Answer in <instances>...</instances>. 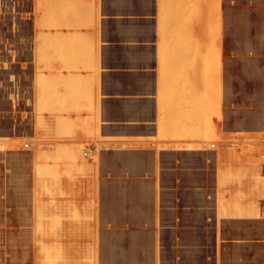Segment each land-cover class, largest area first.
I'll return each mask as SVG.
<instances>
[{
    "label": "crops",
    "instance_id": "1",
    "mask_svg": "<svg viewBox=\"0 0 264 264\" xmlns=\"http://www.w3.org/2000/svg\"><path fill=\"white\" fill-rule=\"evenodd\" d=\"M5 1V2H4ZM0 0V121H1V124H0V137L1 138H12V136L14 135V134H16V135H14V136H16V137H24L23 139H26V140H28V138H29V140H30V138H31V135H32V138L31 139H35V141H33V142H31V143H29V146H28V148L27 149H25V148H23L22 150L21 149H18V148H16L15 149V151L14 150H6V151H0V153H1V155H0V193L2 194H0L1 196H2V198H4V200L1 198V196H0V248H1V250H0V264H3V262H4V264H9V263H11V264H16V262H17V264H20L21 262L22 263H26V264H42V263H44V264H46L47 262H48V264L49 263H53L54 261V264H85V262L84 261H87V263L86 264H88L89 262V264H105L106 262L107 263H111V264H117V263H119V262H121L123 259H125V260H123L122 262L124 263V264H129L131 261V263L130 264H153L155 261L157 262V264H158V261H160V263L159 264H165V262H166V264H167V262H168V260H169V262H168V264L170 263V264H172L173 263V261H174V263L173 264H175L176 262V264H202L203 262L205 263V264H213V262H214V260L215 259H218V260H215V262L216 261H218V262H216V263H220V264H238L239 262H240V264H242V262H243V264H244V262H246V260H242V259H247V262L245 263V264H249V261H251V263L250 264H256V262H257V260L258 261H260V263L259 262H257V264L259 263V264H264L263 262H261L262 260H264L263 258H264V254H263V252H264V249H262V248H264V246H263V244H264V238L262 239V234L264 233V167L262 168V166L264 165V164H262V163H264V159L262 158V156L264 157V129H262V128H264V108H260V107H262V105L264 106V74H262V73H264V63L262 62L263 60H264V51H263V53H262V50L264 49V35H262L263 33H264V18L262 19V17H264V0H259V2L257 1V0H218L219 1V11H217V10H215V12L217 11L218 13H216L217 15H218V17L216 16V14H215V18H218V23H216V27H217V25H218V27H217V30H218V28H219V31H215V34H217L218 33V36H217V39H215V40H213V42H212V47H211V45L210 44H208V43H211L210 42V40L207 42V40L208 39H210V37H212L213 35H214V33H212L214 30H216V28H212V24L210 25V27H211V29L213 30L212 32L210 31V33H209V30H208V33H209V38H207L208 36H206L208 33H207V28H206V25H207V23H205L206 21H205V19H207L206 18V13L210 10L209 8H211L212 6L211 5H213V3H215L216 1H214V2H212V0H202V1H204V2H202L201 0L200 1H197L198 3H196V4H194V2H193V4H192V2L189 0V2L187 1V3H190V5L189 4H186V2H183L184 0H182L181 2H183L184 4H185V6H184V4H183V9H180V11L177 9V8H179L178 7V4H177V6L175 5V9L173 10V7L171 8L172 10H170L169 9V6H170V2H171V5L174 3V4H176V3H179V2H177L178 0H175L174 2H173V0H170V1H168V0H158V2H157V0H147V1H145V0H99L98 2H97V0H58V1H55V0H50V2H49V0H43V2H42V0H12V2L11 3H13V5L11 6V8H12V12L11 11H5V10H3L4 9V6H5V4L4 3H6L7 2V0ZM11 1V0H10ZM74 1V2H73ZM102 1V2H101ZM110 1V2H109ZM124 1V2H123ZM128 1H129V3H128ZM144 1V2H143ZM180 1V0H179ZM194 1V0H193ZM196 1V0H195ZM212 2V4L209 6V4ZM245 1V3H243ZM250 1V2H249ZM52 2H56V6H55V4H53ZM63 2V3H62ZM96 2H97V4H96ZM107 2V3H106ZM113 2V3H112ZM114 2H115V4H114ZM126 2V3H125ZM136 2V3H135ZM146 2H149V4H147ZM151 2V3H150ZM156 3V6H155V3ZM240 2V3H239ZM254 2V3H253ZM262 2V3H261ZM45 3H46V5H45ZM57 3L59 4V5H57ZM65 3V4H64ZM67 3L69 4V6L67 5ZM100 3V4H99ZM113 5H112V4ZM118 3V4H117ZM169 5H168V4ZM218 3V2H217ZM232 3V4H231ZM250 3H252V4H250ZM255 3H259L260 4V6L259 5H257L256 6V4ZM14 4H15V7H14ZM44 4V5H43ZM50 5V7H48L49 5ZM62 4L64 5V6H62ZM82 4V5H81ZM105 4V5H104ZM124 4V5H123ZM152 4V5H151ZM158 4H160V6H157ZM164 4V5H163ZM181 4V3H180ZM191 4L192 5H194V7H197V10H196V15L193 13L192 15L190 14H188V11H187V7L186 6H190L191 7ZM216 4V3H215ZM242 4V5H241ZM249 6H248V5ZM262 4V5H261ZM51 5H53V6H55V7H59L60 5V12L58 11V10H56L55 9V7H54V9H53V6L51 7ZM68 7H70L71 9H68L67 8V6ZM72 5V6H71ZM114 7H112V6ZM116 5V6H115ZM120 5V6H119ZM150 5H151V7H150ZM195 5H197V6H195ZM218 5H216L217 7H218ZM247 5V6H246ZM85 6V7H84ZM104 7V8H102V7ZM148 8H147V7ZM161 6H163V8H161ZM182 5H180V7H181ZM215 6V5H214ZM216 6H215V8H216ZM252 6V7H251ZM18 7V8H17ZM40 9H39V8ZM82 7V8H81ZM88 7V8H87ZM97 7V8H96ZM99 7H100V9H99ZM117 7H119V8H117ZM121 7V8H120ZM130 7V8H129ZM144 7V8H143ZM157 7V8H156ZM186 7V8H185ZM190 7H189V9H190ZM245 7V8H244ZM251 7V8H250ZM255 7H257L256 9H255ZM261 7H262V9H261ZM16 8V12L14 11V9ZM37 8V9H36ZM47 8H48V10H47ZM52 8V10H54V11H51L50 9ZM72 8H74V10L72 9ZM77 8V9H76ZM87 10H86V9ZM116 8V9H115ZM134 8V9H133ZM150 8V9H149ZM160 8V9H159ZM214 8V7H213ZM213 8H211L212 9V11H214V9ZM247 8V9H246ZM253 8V9H252ZM39 9V10H38ZM46 9V10H45ZM98 9V10H97ZM124 9V10H123ZM146 9V10H145ZM149 9V10H148ZM163 9V10H162ZM192 9H193V7H192ZM192 9H190V11L189 12H193V11H191ZM195 9V8H194ZM193 9V10H194ZM45 10V11H44ZM56 10V11H55ZM73 10V11H72ZM106 10V11H105ZM127 10V11H126ZM158 10V11H157ZM172 11V12H174L175 10H176V13H179V12H181L182 10L184 11V10H186V11H184L187 15H188V17L189 16H191V18H190V20L191 19H193V20H195L194 18H196V22L194 23V21L193 20H191L192 21V23H190V21H189V23L191 24V31H190V33L188 32V20H187V18H186V16H184L183 15V11L181 12L182 13V15L184 16V18H182V15L181 14H177L178 15V17L177 18H179L178 20L176 19V17L175 16H173L172 17V13L170 12V11ZM178 10V11H177ZM208 10V11H207ZM243 10V11H242ZM245 10V11H244ZM254 10V11H253ZM256 10V11H255ZM48 11V12H47ZM111 11V12H110ZM143 11L145 12V13H143ZM156 11V12H155ZM225 11V12H224ZM252 13H251V12ZM261 13H260V12ZM52 12V13H51ZM53 12H55V13H57V12H59L60 13V15H59V17L58 16H55V17H53L54 15H55V13H53ZM66 12V13H65ZM73 12V13H72ZM78 12V13H77ZM96 12H97V14H96ZM110 12V13H109ZM130 12V13H129ZM139 12V13H138ZM160 12V13H159ZM167 12H170V16L172 17V18H174L175 17V19H174V21L175 20H177V21H175V22H177V24L176 23H173V19L169 16H167V15H169V13L166 15V13ZM195 12V11H194ZM198 12V13H197ZM215 12H211V15H212V13H215ZM245 15H243L242 13ZM247 12H248V14H247ZM254 12V13H253ZM259 12V14H256V13H258ZM11 13V14H10ZM63 13V14H62ZM104 13V14H103ZM119 13V14H118ZM135 13V14H134ZM138 13V14H137ZM149 13V14H148ZM210 13V12H209ZM15 14V15H14ZM23 14V15H22ZM51 14H54V15H51ZM72 14H74L73 16H74V18L72 19ZM95 14V15H94ZM116 14V15H115ZM127 14V15H126ZM151 14V15H150ZM158 14V15H157ZM174 14H175V12H174ZM263 14V15H262ZM5 15V16H4ZM12 15H14L15 17H16V15H17V18H19V20L17 19V18H15L14 16H12ZM63 15V16H62ZM77 15V16H76ZM98 15V16H97ZM133 17H132V16ZM157 15V16H156ZM207 15H208V20H211L210 18H211V15L209 16V14L207 13ZM214 15V14H213ZM224 15V16H223ZM240 15L243 17H240ZM252 16V17H250V16ZM256 15V16H255ZM22 16V17H21ZM119 16V17H118ZM129 16V17H128ZM140 16V17H139ZM145 18H144V17ZM153 16V17H152ZM157 18V19H159V20H157L155 17ZM158 16H159V18H158ZM164 16V17H163ZM167 16V17H166ZM194 16V17H193ZM199 16V17H198ZM236 16V17H235ZM246 16H247V18H249V19H247L246 18ZM255 16V17H254ZM260 16V17H259ZM4 17H6V18H4ZM12 17V18H11ZM53 17V18H52ZM59 19H58V18ZM78 17V18H77ZM99 17V18H98ZM128 17V18H127ZM162 17V18H161ZM181 17V18H180ZM193 17V18H192ZM213 18H214V16H212ZM257 17V18H256ZM12 19V21H10L11 19ZM14 18H15V21H14ZM54 18H55V20H54ZM58 20H57V19ZM86 18V19H85ZM97 20H96V19ZM107 18V19H106ZM119 18V19H118ZM169 18V19H168ZM172 20H171V19ZM198 18V19H197ZM238 18V19H237ZM254 20H253V19ZM257 19V21H256V19ZM260 18V19H259ZM6 19H9V20H6ZM99 19V20H98ZM102 21H101V20ZM121 19V20H120ZM180 19H182V20H180ZM241 19V20H240ZM245 21H244V20ZM250 19H251V21H250ZM4 20V21H3ZM17 20L19 21V22H17ZM54 20V21H53ZM63 20V21H62ZM87 20V21H86ZM88 20H89V22H88ZM111 20V21H110ZM129 20V21H128ZM144 20V21H143ZM156 22H155V21ZM165 20V21H164ZM185 20H187V21H185V23H184V21ZM207 20V22L208 23H212V21L214 20V19H212V21H208ZM225 20V21H224ZM242 21V22H244V23H242V22H240V21ZM249 22L248 24L246 23L247 21ZM262 20V21H261ZM48 21V22H47ZM97 21V22H96ZM108 21V22H107ZM118 21V22H117ZM120 21V22H119ZM149 21V22H148ZM160 21V23H159V27H158V22ZM162 21V22H161ZM167 21V22H166ZM170 21H171V23H170ZM178 21H181L182 23H184V25L180 22V24H182V25H180L179 26V23H178ZM13 24H12V23ZM18 23V24H15V23ZM57 22V23H56ZM58 22L60 23L59 24V26H58ZM131 22V23H130ZM142 22V23H141ZM155 22V23H154ZM215 22H216V19H215ZM252 22V23H251ZM256 24H255V23ZM259 22V23H258ZM97 25H96V24ZM115 23V24H114ZM117 23V24H116ZM119 23H121L122 25H120ZM136 23V24H135ZM147 23V24H146ZM149 23H151V24H149ZM239 23V24H238ZM250 23L252 24V26H250ZM12 24V25H11ZM44 24V25H43ZM57 24V25H56ZM62 24H63V26H62ZM145 24V25H144ZM172 24H174V26H176L177 25V28H175L174 26H172ZM233 24H235V25H233ZM242 26H241V25ZM244 24V25H243ZM55 25V26H54ZM94 25H96V26H94ZM106 25V26H105ZM119 25V26H118ZM129 25V26H128ZM152 25V26H151ZM156 25V26H155ZM167 25H169L168 26V28L170 29H168L167 28ZM213 25H214V21H213ZM245 25H247V27L245 26ZM8 26V27H7ZM45 26V27H44ZM207 26H209V24L207 25ZM227 26V27H226ZM240 26V27H239ZM245 28H244V27ZM258 26V27H257ZM21 27V28H20ZM117 27V28H116ZM149 27V28H148ZM151 27V28H150ZM179 27V28H178ZM185 27V28H184ZM245 29V30H243V28ZM253 27V28H252ZM260 27V28H259ZM10 28V29H9ZM20 28V29H19ZM122 28V29H121ZM124 28V29H123ZM136 28V29H135ZM154 28V29H153ZM162 28V29H161ZM225 29V31H224V29ZM251 28H252V31H251ZM255 28H256V30H255ZM18 29H19V31H18ZM111 29V30H110ZM128 29H130V30H128ZM133 29V30H132ZM144 29V30H143ZM178 29H180V30H178V32H177V30ZM185 29H187V31L186 32H188L187 33V35H189V36H191V40H193V41H191L190 40V38H189V36H188V38L186 39V37L184 36V35H186V32L184 31ZM210 29V30H211ZM259 29H262L261 31H259ZM115 30V31H114ZM124 30V31H123ZM167 30V31H166ZM173 30H175V31H173ZM257 30H258V32H260V33H258L257 32ZM6 31V32H5ZM12 31V32H11ZM137 31H139V32H137ZM146 31V32H145ZM159 33H158V32ZM171 31V32H170ZM173 31V32H172ZM179 31H181V32H179ZM223 31V32H222ZM245 32V33H243V32ZM2 32V33H1ZM8 32V33H7ZM18 32V33H17ZM26 32V33H25ZM69 32V33H68ZM72 32V33H71ZM74 32V33H73ZM97 32V33H96ZM101 32V33H100ZM120 32V33H119ZM126 34H125V33ZM131 32V33H130ZM151 32V33H150ZM164 32H166V33H164ZM177 32V33H176ZM184 32H185V34H184ZM217 32V33H216ZM232 32H234V33H232ZM253 32V33H252ZM6 33V34H5ZM17 33V34H16ZM71 33V34H70ZM110 33V34H109ZM117 33V34H116ZM129 33H130V35H129ZM136 33L138 34V35H136ZM140 33V34H139ZM172 33V34H171ZM173 33H175V34H178V35H175L174 34V36H173ZM181 35H180V34ZM224 33V34H223ZM250 33H252V35H253V37H252V35H250ZM255 33V34H254ZM9 36H8V35ZM116 34V35H115ZM119 34V35H118ZM135 36H134V35ZM144 34H145V36H144ZM149 34V35H148ZM157 34V35H156ZM165 34H166V36H165ZM212 34V35H211ZM17 35H19V36H21L22 35V37H19V36H17ZM96 35V36H95ZM98 35V36H97ZM100 35V36H99ZM109 35V36H108ZM152 35V36H151ZM158 35H159V38H157L158 37ZM169 35H170V37H169ZM174 37H172V36ZM180 35V36H179ZM241 35V36H240ZM243 35V36H242ZM246 35H248V37L246 36ZM258 35V36H257ZM261 35V36H260ZM67 36V37H66ZM116 36V37H115ZM121 38H120V37ZM123 36V37H122ZM157 36V37H156ZM163 36H164V38H163ZM175 36H178V37H175ZM5 37V38H4ZM9 37H12V38H10L9 39ZM16 37V38H15ZM25 37V38H24ZM48 37V38H47ZM63 37H64V39H63ZM68 37H70V38H68ZM73 37V39L75 40H72V42H75L76 43V45L78 46V48L76 47V45H74V43H71L70 41V39ZM77 37V38H76ZM87 37V38H86ZM95 37H97L98 39H96V40H98L97 41V43H96V40H95ZM101 37V38H100ZM139 37H140V39H139ZM144 37V38H143ZM152 37V38H151ZM215 37H216V35H215ZM214 37V38H215ZM246 37V39H248L249 41H250V43H251V45H250V43H249V41H245L244 40V38ZM255 37V38H254ZM258 37L260 38V39H258ZM2 38V39H1ZM8 38V39H7ZM21 38V39H20ZM26 38H27V40H29V41H25L24 42V40L23 39H25L26 40ZM50 38V39H49ZM54 38H55V43H54ZM80 38V39H79ZM146 38H148V40L146 39ZM154 38V39H153ZM155 38H157V39H155ZM170 38V39H169ZM176 38V39H175ZM180 38L181 39H185V40H180ZM195 38V39H194ZM214 38H211V39H214ZM241 38V39H240ZM250 38V39H249ZM262 38H263V40H262ZM17 42H15L14 40ZM49 39V40H48ZM65 39H69V40H65ZM77 39V40H76ZM100 39V40H99ZM106 39V40H105ZM112 39V40H111ZM120 39V40H119ZM133 39V40H132ZM145 39H146V41H145ZM164 39V40H163ZM174 39V40H173ZM180 40V41H182V43H179L180 41H177V40ZM232 39V40H231ZM254 41L255 39V42H253L252 40ZM78 40H79V42H78ZM117 40V41H116ZM127 40V41H126ZM129 40V41H128ZM131 40V41H130ZM159 40V41H158ZM168 40H171V41H169L168 42ZM173 40V41H172ZM187 40H190V41H187ZM205 40V41H204ZM243 40H244V42H243ZM259 40V41H258ZM260 40H261V42H260ZM49 41H50V43H49ZM82 41V42H81ZM112 41V42H111ZM122 41V42H121ZM202 41V42H201ZM45 42V43H44ZM69 42H70V44H69ZM85 42L87 43V44H85ZM104 42V43H103ZM140 42V43H139ZM147 44H146V43ZM156 42V43H155ZM171 42H172V44H171ZM184 42H196L197 44H198V46L196 45H191V44H188V43H184ZM207 42V43H206ZM245 42H246V45H245ZM248 42V43H247ZM258 42H260V43H258ZM16 45H15V44ZM49 43V44H48ZM81 43L83 44L82 46H81ZM101 43V44H100ZM119 43V44H118ZM128 45H127V44ZM133 43V44H132ZM149 43V44H148ZM241 43H244V45H243V47H242V45H241ZM253 43V44H252ZM255 43H257V44H259V45H257V44H255ZM262 43V44H261ZM9 44H11V45H9ZM18 44V45H17ZM153 44V45H152ZM157 44H159V45H157ZM194 44V43H193ZM206 44V45H205ZM210 45L209 46V48H214L215 49V51L217 52L218 51V53H219V57L217 58V61H219V62H217V61H214V62H217V63H215L214 64V62H213V65L214 66H219L218 68H217V66L216 67H213V68H211V62L213 61V59L215 58H213L212 59V57H213V54L215 53H213L212 51H210V49H208L209 51H207V50H204V49H206V47L205 46H208V45ZM74 45V46H73ZM87 45L89 46V49H88V47H87ZM97 45V46H96ZM147 45H149V46H147ZM157 47H156V46ZM167 45V46H166ZM170 45V46H169ZM183 45H185L186 46V48H185V46H183ZM189 45H191V47H194V49L193 48H191V52H187V51H190L189 49H190V46ZM233 45V46H232ZM249 45V46H248ZM253 45H255V47L253 46ZM10 46V47H9ZM27 46V47H26ZM56 46V47H55ZM66 46H68V48L66 47ZM70 46H73L74 48H76L78 51H75V49L73 50V47H70ZM126 46V47H125ZM143 46V47H142ZM160 46V47H159ZM176 46V47H175ZM178 46L180 47L179 49L180 50H182V52L178 49ZM241 48H240V47ZM248 46V47H247ZM18 49H17V48ZM84 49V47H85V49L83 50L82 48ZM102 47V48H101ZM108 47V48H107ZM121 47V48H120ZM146 47V48H145ZM203 47H204V49H203ZM235 47V48H234ZM248 49H247V48ZM253 49H252V48ZM256 47H258V48H256ZM260 47V48H259ZM28 50H27V49ZM41 48V49H40ZM88 50H87V49ZM128 48V49H127ZM134 48V49H133ZM149 50H148V49ZM161 48H163V49H161ZM177 48V49H176ZM184 50H183V49ZM245 48V49H244ZM262 48V49H261ZM23 49V50H22ZM30 49V50H29ZM37 49V50H36ZM40 51H39V50ZM52 49H54V51H52ZM55 49H56V51H55ZM65 49H70V50H65ZM98 49V50H97ZM124 49V50H123ZM146 49V50H145ZM153 49V50H152ZM175 49V50H174ZM185 49H186V51H185ZM197 49H199V50H197L198 51V53L200 54H203L204 56L203 57H199V56H201V54L199 55L197 52V59H201L200 61H199V63H198V61H197V59H195L196 57H195V51ZM213 49V50H214ZM238 49V50H237ZM246 49H247V51H246ZM261 51H260V50ZM7 50V51H6ZM13 50V51H12ZM26 50V51H25ZM92 52H91V51ZM94 50H97V51H95L96 53H97V55H96V53H94ZM120 50V51H119ZM137 50V51H136ZM140 50V51H139ZM144 50V51H143ZM157 50V51H156ZM167 50H170V52H168ZM203 50H204V52H206L207 51V54H204L203 53ZM244 50V51H243ZM251 52H249V51ZM253 50H256V51H253ZM16 51V52H15ZM24 51V52H23ZM28 51V52H27ZM36 51H39V52H36ZM45 51V52H44ZM76 53H75V52ZM84 53L83 55H82V53ZM91 52V54H90V52ZM105 51V52H104ZM107 51H108V53H107ZM119 53H117V52ZM123 51V52H122ZM158 51H160V52H158ZM246 51V52H245ZM260 51V52H259ZM12 52H13V54H12ZM18 52V53H17ZM30 52V53H29ZM53 52V53H52ZM63 52V53H62ZM69 52H71V53H69ZM85 52L87 53L86 55H85ZM132 54H131V53ZM146 52V53H145ZM168 52V53H167ZM172 52V53H171ZM210 52V53H209ZM213 54H212V53ZM236 52V53H235ZM26 53V54H25ZM37 53H39V54H37ZM69 53V54H68ZM142 55H141V54ZM150 53V54H149ZM152 53V54H151ZM171 53V54H170ZM177 53V54H176ZM241 53H243V54H241ZM250 54V56L249 55H247V54ZM25 54V55H24ZM27 54H29V55H27ZM48 54V55H47ZM89 54H90V56H89ZM140 54V56H138ZM144 54V55H143ZM147 54V55H146ZM168 54H170V55H168ZM173 54V55H172ZM175 54V55H174ZM180 54V55H179ZM241 54V55H240ZM253 54V55H252ZM263 54V55H262ZM12 55H13V57H12ZM24 55V56H23ZM40 57H39V56ZM45 55V56H44ZM54 55H56V56H54ZM94 55H96L97 56V62L99 63H96V56H94ZM101 55V56H100ZM104 55V56H103ZM107 55V56H106ZM183 55V56H182ZM192 57L191 59L192 60H190V56ZM206 55L207 56H212V57H210L211 59H209V57H206ZM216 55V57H217V53L216 54H214V56ZM244 55V56H243ZM257 55V56H256ZM262 55V56H261ZM19 56V57H18ZM58 56V57H57ZM88 56H89V58H88ZM110 56V57H109ZM124 58H123V57ZM136 56H137V58H136ZM150 57V59H148V58H146V57ZM166 56V57H165ZM189 56V57H188ZM241 56V57H240ZM249 58H248V57ZM23 57V58H22ZM56 57V58H55ZM94 57H95V59H94ZM107 57H109V58H107ZM113 57V58H112ZM143 57V58H142ZM174 57V58H173ZM176 57H177V59H176ZM246 57V58H245ZM251 57V58H250ZM260 57V58H259ZM263 57V58H262ZM27 58V59H26ZM116 58H117V60H116ZM155 58H156V61H154L155 60ZM171 58V60L169 61V59ZM204 58V59H203ZM246 59L247 61H243L242 59ZM11 59H12V61H11ZM25 59V60H24ZM44 59V60H43ZM59 59V60H58ZM99 59V60H98ZM124 59V60H123ZM133 61H132V60ZM172 59H174V60H172ZM175 59H176V61H175ZM184 59V60H183ZM187 59V60H186ZM206 59V60H205ZM224 59V60H223ZM241 59V60H240ZM250 59V60H249ZM253 59L255 60L256 59V61H253ZM263 59V60H262ZM21 60V61H20ZM70 60H71V62H70ZM75 60V61H74ZM104 62H103V61ZM110 60V61H109ZM131 61V62H129V61ZM145 60V61H144ZM209 60H211L210 61V63H209ZM215 60H216V58H215ZM63 61V62H62ZM76 61H77V63H76ZM88 63H87V62ZM101 61V62H100ZM127 61V62H126ZM135 61V62H134ZM144 61V62H143ZM189 61L190 62H192L191 64L189 63ZM196 61V62H195ZM225 61V62H224ZM240 61H242L243 62V64H242V62H240ZM25 62V63H24ZM50 62V63H49ZM106 62V63H105ZM110 62V63H109ZM134 62V63H133ZM141 62H143V63H141ZM153 62V63H152ZM185 62H187V64L185 63ZM200 62L202 63V64H200ZM224 64H223V63ZM252 62V63H251ZM257 62V63H256ZM259 62V63H258ZM6 63V64H5ZM24 63V64H23ZM71 63V64H70ZM76 63V64H75ZM91 63V64H90ZM120 63V64H119ZM129 63V64H128ZM139 63V64H138ZM150 63V64H149ZM157 63V64H156ZM173 63V64H172ZM179 63H181V65H179ZM196 63V64H195ZM206 63H208V64H206ZM218 63H219V65H218ZM247 63V64H246ZM4 64V65H3ZM20 64H23V65H20ZM29 64V65H28ZM91 65V66H89V65ZM96 64H97V66H96ZM109 64V65H108ZM140 64H141V66H140ZM193 64H195V66H197L198 67V65L200 66L199 68H200V71H201V73H200V71L198 72L197 70H198V68L197 67H195ZM241 64V65H240ZM7 67H6V66ZM47 65H49V67L47 66ZM64 65V66H63ZM73 67H72V66ZM104 65V66H103ZM129 65V66H128ZM146 65V66H145ZM157 65V66H156ZM185 65V66H184ZM188 65H190V66H188ZM192 65V66H191ZM206 65V66H205ZM211 68V70L213 71H211V73H209V74H212V76H213V78H212V76L210 75L209 76V78H208V82L210 81V80H212V79H214V80H212V81H210L209 83H211L212 82V84L214 85V83L216 84H218L219 85V87H218V85H214L213 87L215 88H217V89H219V94H218V99L222 102L221 103V106H222V108H221V112H220V118H219V121L218 122H216V127L217 128H219L220 129V131L223 133V134H225L226 136H228L229 137V142L227 141L228 139H226V140H224V141H222V145H221V143L219 142L218 144L217 143H214V146H213V148L209 145L208 147H207V145H206V143H205V132H206V126H207V120H206V117L204 116V115H206L207 114V111H206V88H207V80H206V76H207V69H206V67H208V66ZM224 65H226L227 66V68H226V66H224ZM246 65H247V67H246ZM251 65V66H250ZM19 66V67H18ZM22 66V67H21ZM101 66V67H100ZM113 66V67H112ZM126 66V67H125ZM178 66H182V67H178ZM3 67V68H2ZM5 67V68H4ZM71 67V68H70ZM83 67V68H82ZM124 67V68H123ZM177 67V68H176ZM193 67V68H192ZM205 67V68H204ZM208 67V68H209ZM242 67H244V69H242ZM249 67V68H248ZM252 67H254V68H252ZM39 70L40 69V72L37 70V69ZM48 68V69H47ZM61 68V69H60ZM78 68V69H77ZM82 68V69H81ZM92 68V69H91ZM107 68V69H106ZM117 68V69H116ZM120 68V69H119ZM129 68V69H128ZM132 68V69H131ZM175 68V69H174ZM183 70H182V69ZM192 68V69H191ZM204 68V69H203ZM215 68H217L216 70L217 71H215ZM263 68V69H262ZM20 69V70H19ZM43 69H45V70H43ZM76 69L78 70V71H76ZM92 71H91V70ZM97 69V70H96ZM145 69V70H144ZM150 69V70H149ZM178 69V70H177ZM190 69V71L193 73V74H191L190 73V71H187V70H189ZM240 69H241V71H240ZM248 71H246V70ZM255 69V70H254ZM6 70H8V71H10L8 74H10V76L8 75V74H6L7 72H5ZM37 70V71H36ZM125 70H127V71H125ZM133 70V71H132ZM144 70V71H143ZM148 70V71H147ZM176 70V71H175ZM180 70H182V71H180ZM194 70H195V72H194ZM203 70V71H202ZM251 70V71H250ZM94 71H95V73H94ZM114 71V72H113ZM183 71H185L184 73H183ZM188 72V74H190L189 75V77H191V78H189L188 77V75H187V72ZM205 71V72H204ZM215 71V72H214ZM252 71L254 72V73H257L256 75L254 74V73H252ZM258 71H259V73H261V74H259L258 73ZM2 72H3V75H2ZM27 72V73H26ZM120 72V73H119ZM142 72V73H141ZM149 72V73H148ZM157 72V73H156ZM169 72V73H168ZM179 72H181V73H179ZM199 73V75L201 74L202 75V77H201V75L200 76H198V73ZM217 72H218V74L219 75H217ZM29 73V74H28ZM96 73H97V76H95L94 77V75H96ZM130 73V74H129ZM132 73V74H131ZM156 73V74H155ZM185 73H186V75H185ZM204 73H205V75H204ZM243 73H245V75L243 74ZM7 75V77H6V75ZM13 74H16L17 76H16V79H18V81H15L16 82V84H18L17 86L19 87V88H21L20 86H22V89H23V91L21 90V89H18L17 91L19 92H15V90L12 88V89H10L11 88V86L12 85H14V84H12L11 85V79H12V77H14V75L12 76ZM41 74V75H40ZM109 74V75H108ZM116 74V75H115ZM119 74V75H118ZM158 74V75H157ZM184 74V75H183ZM218 76H216V75ZM29 75H31V76H29ZM37 75V76H36ZM128 75V76H127ZM176 75V76H175ZM178 75V76H177ZM193 75V76H192ZM226 75V76H225ZM242 75H243V77H242ZM10 77V81H9V83H8V78ZM37 78H36V77ZM38 76H39V79H38ZM41 76V77H40ZM73 76V77H72ZM78 76V77H77ZM124 76V77H123ZM131 76V77H130ZM227 76H229L228 78H227ZM239 76H240V79H239ZM258 76V77H257ZM71 77V78H70ZM109 77H111V78H109ZM118 77V78H117ZM140 77V78H139ZM155 77H157V78H155ZM173 77V78H172ZM179 77V78H178ZM210 77L212 78V79H210ZM217 78L216 79V81H215V78ZM225 77V78H224ZM255 77V78H254ZM36 78V79H35ZM76 78V79H75ZM92 78V79H91ZM97 78V79H96ZM108 78V79H107ZM116 78V79H115ZM142 78V79H141ZM155 78V79H154ZM177 80H176V79ZM194 78H195V80H194ZM200 78H202V80L199 79ZM245 78V79H244ZM251 78V79H250ZM38 79V80H37ZM90 79V80H89ZM112 79V80H111ZM126 79V80H125ZM149 81H148V80ZM153 79V80H152ZM181 79V80H180ZM188 79H189V81H188ZM210 79V80H209ZM225 79V80H224ZM243 79V80H242ZM261 79V80H260ZM23 80V81H22ZM77 80H78V82H77ZM116 80V81H115ZM123 80V81H122ZM132 80V81H131ZM179 80V81H178ZM182 80H183V82H182ZM191 80H193V81H191ZM227 80V81H226ZM247 80H248V82H247ZM257 80V81H256ZM28 81H30L29 83H28ZM95 81V82H94ZM103 81V82H102ZM107 81V82H106ZM113 81V82H112ZM137 81V82H136ZM140 81V82H139ZM157 81V82H156ZM194 81L195 82H197V83H195L196 84V88L193 86L194 85ZM199 81H201L200 83H199ZM204 81V82H203ZM214 81V82H213ZM219 81V82H218ZM238 81V82H237ZM239 81H241V82H239ZM246 83H244V82ZM3 82H4V84H3ZM12 82H14V80H12ZM27 82V83H26ZM74 82V83H73ZM91 82V83H90ZM102 82V83H101ZM125 82V83H124ZM136 82V83H135ZM193 82V83H192ZM203 82V83H202ZM228 82V83H227ZM2 83V84H1ZM124 83V84H123ZM132 85H131V84ZM145 85H144V84ZM148 83V84H147ZM150 83V84H149ZM152 83V84H151ZM174 83V84H173ZM226 83L228 84V85H226ZM6 84V85H5ZM8 84H10V85H8ZM25 84V85H24ZM44 84V85H43ZM47 84H49V85H47ZM75 84V85H74ZM104 84V85H103ZM189 84V85H188ZM198 84V85H197ZM201 86H203V87H201V90H202V92H200L201 93V96H200V93L198 92V95H196L197 94V92L195 93V95H194V92L196 91L195 89H200L199 87H200V85ZM206 84V85H205ZM212 84H209L210 86H212ZM252 84V85H251ZM262 84H263V86H262ZM8 85V86H7ZM30 85V86H29ZM97 86V88H96V86ZM117 85V87H119V89L117 88V87H115ZM121 85V86H120ZM140 85V86H139ZM150 85V86H149ZM185 85V86H184ZM192 85V86H191ZM247 85V86H246ZM249 85V86H248ZM3 86H6V88L5 87H3ZM25 86V87H24ZM54 86V87H53ZM94 86H95V88H94ZM115 88H114V87ZM125 86V87H124ZM130 86V87H129ZM146 86L147 87H149L148 89H151V90H148L147 88H146ZM156 86V87H155ZM182 86V87H181ZM204 86H206V87H204ZM239 86V87H238ZM240 86H243V87H241L240 88ZM250 86H251V88H250ZM45 87V88H44ZM73 87V88H72ZM104 87V88H103ZM140 87H141V89H140ZM172 87V88H171ZM181 87V88H180ZM228 87H230V88H228ZM245 87V88H244ZM48 88V89H47ZM71 88H72V93L73 94H71ZM90 88V89H89ZM100 88V89H99ZM113 88V89H112ZM126 88V89H125ZM131 88V89H130ZM137 88V89H136ZM139 88V89H138ZM177 88V89H176ZM193 88H195V89H193ZM204 88V89H203ZM238 88V89H237ZM243 88V89H242ZM29 89V90H28ZM55 89V90H54ZM75 89V90H74ZM183 91H182V90ZM185 89V90H184ZM242 89V90H241ZM250 91H249V90ZM20 90V91H19ZM40 90V91H39ZM52 90V91H51ZM58 90V91H57ZM122 90V91H121ZM186 90H188V91H186ZM194 90V91H193ZM254 90H255V92H254ZM26 91V92H25ZM42 93L43 95H41L40 93ZM43 91V92H42ZM48 91V92H47ZM51 92V95L49 94L50 92ZM66 91V92H65ZM82 91V92H81ZM105 91V92H104ZM110 91H112V92H110ZM121 91V92H120ZM149 91V92H148ZM178 91V92H177ZM240 91H242L241 93H240ZM249 91V92H248ZM25 92V93H24ZM37 92V93H36ZM53 92V93H52ZM55 92V93H54ZM58 92V93H57ZM63 92H64V94H63ZM79 92V94H77V93ZM81 92V93H80ZM86 92V93H85ZM87 92H89V93H91V94H89V93H87ZM115 92V93H114ZM126 92V93H125ZM175 92V93H174ZM177 92V93H176ZM227 94H225V93ZM228 92V93H227ZM230 92V93H229ZM238 92V95L240 96H237V93ZM245 92V93H244ZM16 93V94H15ZM36 93V94H35ZM45 93H47L48 94V97L45 95ZM61 93V94H60ZM103 93V94H102ZM121 93V94H120ZM131 93V94H130ZM134 93V94H133ZM142 93V94H141ZM146 93H148V94H146ZM157 93V94H156ZM222 93H224V94H222ZM246 94V95H244V94ZM248 93V94H247ZM253 93V94H252ZM257 93V94H256ZM25 94V95H24ZM38 94H40V95H38ZM82 94V95H81ZM94 94H96V96L94 95ZM107 94V95H106ZM112 94V95H111ZM120 94V95H119ZM129 94V95H128ZM146 94V95H145ZM155 94V95H154ZM178 94V95H177ZM230 94V95H229ZM234 94V95H233ZM243 94V95H242ZM250 94V95H249ZM257 95V97H256V95ZM2 95V96H1ZM8 95H10V96H8ZM72 95V96H71ZM105 95V96H104ZM111 95V96H110ZM117 95V96H116ZM131 95H132V97H131ZM136 95V96H135ZM177 95V96H176ZM223 95H224V97L225 98H223ZM242 95V96H241ZM259 95V96H258ZM260 95H261V98H260ZM39 96H41V97H39ZM91 96V97H90ZM95 96V97H94ZM101 96V97H100ZM103 96V97H102ZM145 96H147V97H145ZM171 96V97H170ZM226 96H228V98L229 99H227V97ZM247 96H248V98L251 100H249L248 98H247ZM250 96H252V97H250ZM17 97V98H16ZM19 97V98H18ZM42 97H44V98H42ZM59 97V98H58ZM90 97V98H89ZM133 97H135V98H133ZM151 99H150V98ZM181 97V98H180ZM184 97V98H183ZM187 97V98H186ZM223 99H222V98ZM238 99H236V98ZM10 98V99H9ZM26 98V99H25ZM29 98V99H28ZM41 99V101H40V99ZM113 98V99H112ZM117 98V99H116ZM132 98V99H131ZM138 98V99H137ZM144 98V99H143ZM174 98H176V100H174ZM189 98H191V99H189ZM235 98V99H234ZM240 98V99H239ZM247 98V99H246ZM255 98V99H254ZM260 98V99H259ZM15 99H16V101L18 102V103H16V101H15ZM20 99V100H19ZM50 99V100H49ZM58 99H60V100H58ZM82 99V100H81ZM95 99V100H94ZM115 99V100H114ZM182 99V100H181ZM259 99V100H258ZM23 100H24V102H23ZM25 100H26V102H27V104H25L26 102H25ZM28 100V101H27ZM38 100H39V104H42V108H40V112H37L38 111V109H37V111H36V108L38 107V105H36L35 104V102L37 103L38 102ZM71 100H73V103L71 102ZM87 100V101H86ZM97 100V101H96ZM103 100V101H102ZM112 100V101H111ZM117 100V101H116ZM122 100V101H121ZM131 100V101H130ZM133 100V101H132ZM147 100V102H145L144 103V101H146ZM158 100V101H157ZM174 100V101H173ZM183 100H185L184 102H183ZM189 100V101H188ZM224 100V101H223ZM226 100V101H225ZM237 100V101H236ZM248 101V103H245V101ZM263 100V101H262ZM12 101V102H11ZM23 103H22V102ZM44 101V102H43ZM48 101H49V103H48ZM50 101H51V103H50ZM60 101V102H59ZM75 101V102H74ZM94 101H95V103H94ZM120 101V102H119ZM137 101V102H136ZM177 101V102H176ZM186 101H187V104H186ZM239 101V102H238ZM253 101V102H252ZM258 101H259V103H263V104H260V105H258L259 103H258ZM30 102V103H29ZM42 102V103H41ZM110 102V103H109ZM124 102V103H123ZM131 102V103H130ZM136 102V103H135ZM176 104H175V103ZM193 102V103H192ZM228 102V103H227ZM241 102H244V103H242L241 104ZM17 104V106L19 107V110H17V112H14L13 110L15 109V108H17L16 107V104ZM29 103V104H28ZM97 103V104H96ZM120 103V104H119ZM189 103V104H188ZM191 103V104H190ZM224 103V104H223ZM227 103V104H226ZM235 103H236V107L234 106L235 105ZM54 104V105H53ZM73 104V105H72ZM105 104V105H104ZM143 104V105H142ZM149 104V105H148ZM178 104H179V106H178ZM238 104V105H237ZM244 104V105H243ZM246 104V105H245ZM248 104V105H247ZM35 105H36V108H35ZM49 105V106H48ZM97 105V106H96ZM130 105V106H129ZM137 105V106H136ZM145 105H146V107H145ZM153 105V106H152ZM158 105V106H157ZM169 105V106H168ZM173 105V106H172ZM182 105V106H181ZM186 105V106H185ZM191 105V106H190ZM200 105L203 107H201L200 108ZM241 105H242V107H241ZM253 105V106H252ZM255 105V106H254ZM256 105H258L259 106V108H258V106H256ZM21 106V107H20ZM40 107H41V105H39ZM74 107V109H72L73 107ZM95 106H96V108H95ZM115 106V107H114ZM117 106V107H116ZM126 106V107H125ZM142 106V107H141ZM171 106H172V108H171ZM245 106V107H244ZM250 106V107H249ZM11 107H12V109H11ZM15 107V108H14ZM28 107V108H27ZM105 109H104V108ZM124 109H123V108ZM137 107H139L140 109H138ZM161 107H162V109H161ZM174 107H175V109H174ZM178 107V108H177ZM181 108V110H180V108ZM188 107H191V108H193V110L191 109V108H188ZM251 107H253V108H251ZM39 108V107H38ZM59 108V109H58ZM95 108V109H94ZM119 108V109H118ZM132 108V109H131ZM145 110H143V109ZM146 108V109H145ZM158 108V109H157ZM169 108H171V110H168ZM249 108V109H248ZM18 109V108H17ZM23 109H24V111H23ZM27 109V110H26ZM30 109V110H29ZM103 109V110H102ZM131 109V110H130ZM142 109V110H141ZM148 109V110H147ZM161 110V112H160V110ZM185 109H188V110H185ZM191 109V110H190ZM238 109V110H237ZM242 109V110H241ZM247 109V110H246ZM256 109H258V111L256 110ZM21 110V111H20ZM73 110V111H72ZM94 110H96V111H94ZM107 110V111H106ZM116 110V111H115ZM129 111V113H128V111ZM133 110L135 111V112H133ZM147 110V111H146ZM159 110V112H158V114H157V111ZM177 110V111H176ZM182 110H183V112H182ZM195 110V111H194ZM223 110V111H222ZM225 110V111H224ZM234 111V112H232V111ZM236 110H237V112L239 111H241L239 114L236 112ZM253 110V111H252ZM23 111V112H22ZM112 113H110V112ZM130 111H131V113H130ZM146 112V113H144V112ZM148 111H149V114H148ZM171 111V112H170ZM178 111H181V112H178ZM186 111V112H185ZM192 112V114L190 113V112ZM231 111V112H230ZM261 111V112H260ZM11 112H12V114H11ZM22 112V113H21ZM24 112H26V113H24ZM96 114H95V113ZM101 112V113H100ZM143 113V117H142V113ZM196 114H195V113ZM224 112V113H223ZM226 112V113H225ZM230 112V113H229ZM16 113H18V114H16ZM107 113V114H106ZM110 113V114H109ZM118 115H117V114ZM169 115H168V114ZM171 113V114H170ZM183 113H185V116L183 115ZM200 113H201V115H200ZM223 113V114H222ZM232 113V114H231ZM236 113V115H234ZM251 113V114H250ZM253 113H254V115H253ZM263 115H262V114ZM25 114V115H24ZM26 114H28V115H26ZM95 114V115H94ZM103 114V115H102ZM127 114V115H126ZM137 114V115H136ZM148 114V115H147ZM177 114H179V115H177ZM190 114V115H189ZM198 114V115H197ZM225 114H227L226 116H225ZM242 114V115H241ZM259 116H258V115ZM14 115V116H13ZM20 117H18V116ZM22 115V116H21ZM110 115V116H109ZM122 115V116H121ZM132 115V116H131ZM156 115H158L159 116V118L158 117H156ZM186 115L188 116V117H186ZM223 115V118L221 117ZM232 115H233V117L236 119V121H234L235 119L232 117ZM241 115V116H240ZM8 116V117H7ZM16 116L19 118H16ZM26 116V117H25ZM38 118V120H39V117L38 116H40L41 117V119H40V121L42 120V125H41V122H39L38 120H37V118ZM53 116V117H52ZM55 116V117H54ZM104 116V117H103ZM120 116V117H119ZM145 116V117H144ZM155 116V117H154ZM168 116V117H167ZM176 116H178V117H176ZM204 116V117H203ZM225 116V117H224ZM237 116V117H236ZM239 116V117H238ZM256 116V117H255ZM261 116V117H260ZM5 117V118H4ZM52 119H51V118ZM96 117H97V120H96ZM116 117H119V118H116ZM146 117H147V119H146ZM170 117V119L168 120V118ZM174 117V118H173ZM185 117V118H184ZM197 117V118H196ZM10 118V119H9ZM36 118V119H35ZM131 118H132V120H131ZM138 118V119H137ZM179 120H178V119ZM187 118V120H185ZM189 118V119H188ZM204 118V119H203ZM227 120H226V119ZM246 118V119H245ZM258 118V119H257ZM260 118H262L263 119V125L261 124V123H259V122H262L261 120L262 119H260ZM20 121V128H19V126H17L16 127V131H15V129L13 128V126H15L14 124L16 123V121H18V120ZM191 119V120H190ZM195 119V120H194ZM198 119V120H197ZM223 119V120H222ZM231 119H232V121H231ZM247 119H249V120H247ZM16 120V121H15ZM26 120V121H25ZM54 120V121H53ZM112 120V121H111ZM134 120L136 121L135 123H134ZM141 120V121H140ZM143 120V121H142ZM146 122H145V121ZM156 120L158 121L159 120V122H161V123H157L156 122ZM189 120V121H188ZM192 120H193V122H192ZM260 120V121H259ZM11 121H14V122H11ZM19 121L16 123V125L17 124H19ZM37 121H38V123L40 124L38 127H36L37 126ZM59 121V122H58ZM109 121V122H108ZM128 121V122H127ZM138 121V122H137ZM182 121V122H181ZM184 121V122H183ZM188 121V122H187ZM201 121V122H200ZM238 121H239V124H238ZM249 121V122H248ZM10 122H11V124H10ZM26 122V123H25ZM36 122V123H35ZM43 122L45 123V126H43ZM62 122H63V124H62ZM116 122V123H115ZM121 124H120V123ZM127 122V123H126ZM140 122V123H139ZM156 122V123H155ZM166 122V123H165ZM170 122H173L172 124L170 123ZM205 122V123H204ZM234 122H236V124H234ZM244 122V123H243ZM104 123V124H103ZM110 125H109V124ZM130 123V125H128ZM153 123V124H152ZM180 123L182 124V126H183V128L182 129H184V130H182L181 129V131H180V128H181V125H180ZM186 124V126L184 127V125L183 124ZM222 123H223V125H222ZM243 125H242V124ZM251 123H252V125H251ZM5 124V125H4ZM7 124H9L8 126H7ZM35 124H36V126H35ZM113 124V125H112ZM115 124V125H114ZM118 124V125H117ZM132 124V125H131ZM136 124V125H135ZM147 124H148V126L149 125H151V126H147ZM160 124V125H159ZM171 124V125H170ZM189 124V125H188ZM191 124H192V126H191ZM234 124V125H233ZM257 124V125H256ZM258 124H259V126H258ZM4 125V126H3ZM157 125V126H156ZM159 125V126H158ZM166 125V126H165ZM169 125V126H168ZM194 125V126H193ZM233 125V126H232ZM239 126L240 125V127H237V126ZM242 125V126H241ZM247 125V126H246ZM253 125H254V127H253ZM24 126V127H23ZM28 126V127H27ZM40 126H42L41 127V129H39V127ZM105 126V127H104ZM108 126V127H107ZM112 126V127H111ZM117 126V127H116ZM128 126V127H127ZM131 126V127H130ZM133 126V127H132ZM135 126V127H134ZM168 126V127H167ZM174 126V127H173ZM178 128H177V127ZM187 126H189V128H190V130L188 129V127ZM202 126V127H201ZM236 126V127H235ZM250 128H252V129H250ZM255 126L256 127H258V128H255ZM43 127H45L44 129H46L47 127L50 129V131H48V129H46L45 130V132H44V129H43ZM55 127V128H54ZM59 127V128H58ZM63 129H62V128ZM95 127V128H94ZM107 127V128H106ZM125 127V128H124ZM140 127V128H139ZM159 129H158V128ZM180 127V128H179ZM201 127V128H200ZM227 129H226V128ZM230 127V128H229ZM245 127V128H244ZM260 127H262L261 129L263 130V133H262V130L260 129ZM36 128H38V130L36 129ZM97 128V129H96ZM116 128V129H115ZM117 128H118V131H117ZM123 128V129H122ZM138 128V129H137ZM170 128V129H169ZM185 128H186V130L187 131H185ZM192 128L194 129V132L192 131ZM223 128V129H222ZM233 128V129H232ZM236 128H240V129H242V130H240L242 133H240V132H238L239 130H237ZM246 128H247V131H246ZM4 129H6V130H4ZM24 129H26V130H24ZM58 129H59V131H58ZM67 129H68V131H67ZM73 129V130H72ZM122 129V130H121ZM128 129V130H127ZM158 129V130H157ZM169 129V130H168ZM173 129H174V131H173ZM196 129V130H195ZM232 129V130H231ZM256 131H254V130ZM260 129V130H259ZM21 130V131H20ZM28 130V131H27ZM63 130V131H62ZM97 130V131H96ZM125 130V131H124ZM153 130V131H152ZM180 132H179V131ZM228 130H230V132L228 131ZM48 131V132H47ZM73 131V132H72ZM113 131V132H112ZM132 131V132H131ZM157 133H159V135L157 134L156 135V132ZM162 133H160V132ZM170 131V132H169ZM181 135H179V139L177 138V135H178V133ZM234 131V132H233ZM236 131V132H235ZM244 131V132H243ZM254 131V132H253ZM258 131V132H257ZM260 131V132H259ZM18 132V133H17ZM22 132V133H21ZM66 132L68 133V134H66ZM96 132H97V135H96ZM105 132H106V134H105ZM109 132V133H108ZM119 132V133H118ZM121 132V133H120ZM126 134H125V133ZM141 132V133H140ZM144 132V133H143ZM147 132V133H146ZM167 132H169V133H167ZM176 132V133H175ZM185 132H186V134H185ZM190 132V133H189ZM229 132V133H228ZM1 133H3L2 135H1ZM27 133V134H26ZM47 133H49V134H47ZM58 133H59V135H58ZM63 133V134H62ZM117 133V134H116ZM136 133V134H135ZM170 133H172V134H170ZM174 133V134H173ZM194 133V134H193ZM196 133V134H195ZM233 133H234V135H236V136H234L233 135ZM236 133V134H235ZM238 133V134H237ZM240 133V134H239ZM251 133H253V134H251ZM115 134V135H114ZM138 134V135H137ZM146 134V135H145ZM148 134V135H147ZM163 134H166V136H164ZM169 134V135H168ZM228 134H232V136H230V135H228ZM245 134V135H244ZM256 134V135H255ZM7 137H6V136ZM18 135V136H17ZM42 135V136H41ZM63 135V136H62ZM108 135V136H107ZM176 135V136H175ZM197 135H199V137H197ZM241 136V135H244V137H242L241 136V139L242 138H244L245 140L246 139H248V140H241L240 139V137L239 136ZM251 135V136H250ZM256 137H255V136ZM257 135H258V137H257ZM262 135V136H261ZM30 136V137H29ZM96 136V137H95ZM106 136V137H105ZM110 136V137H109ZM119 136V137H118ZM126 136H128V137H126ZM133 137V138H131V137ZM136 136H138V138L136 137ZM141 136V137H140ZM153 136H154V138H153ZM184 136H185V138H187L186 140L184 139ZM192 136V137H191ZM246 136H248V138L246 137ZM250 136V137H249ZM27 137V138H26ZM145 137V138H144ZM147 137V138H146ZM150 137H151V139H150ZM193 137H195L194 138V140H193ZM230 137H231V140H230ZM235 137V139H233ZM41 138V139H40ZM95 138V139H94ZM98 138V139H97ZM127 138L129 139V140H127ZM143 138L144 139H146V140H143ZM149 138V139H148ZM160 138H162L161 140H160ZM177 139V141H176V139ZM197 138H198V140H197ZM252 138H254V139H252V141H251V139ZM260 138V139H259ZM37 139H40V140H42L41 142L39 141V140H37ZM51 139H53V140H51ZM59 139V140H58ZM83 139H85V140H83ZM97 139V140H96ZM112 139V140H111ZM116 139V140H115ZM121 139H124V140H121ZM126 139V140H125ZM132 139V140H131ZM137 139H139V140H137ZM153 139V140H152ZM165 139H167V140H165ZM182 139V140H181ZM185 141H184V140ZM201 141H200V140ZM204 139V140H203ZM238 139H240L239 140V142H243L242 143V145H246V144H244V143H247V146L248 145H250V146H242L241 145V143L239 144V142H238ZM255 139L257 140V141H255ZM261 139H263V140H261ZM68 140H70V141H68ZM79 140V141H78ZM93 140V141H92ZM102 142H100V141ZM109 142H108V141ZM121 141V142H119V141ZM163 140V141H162ZM259 140H261V141H259ZM46 141H48L47 143H46ZM76 141V142H75ZM112 141V142H111ZM129 143H128V142ZM226 141V142H225ZM233 141V143H231ZM256 142V143H254V142ZM263 141V142H262ZM1 142H3V143H1ZM4 142H5V144L7 145L8 144V141H0V143L1 144H4ZM37 143V144H35V143ZM99 142V143H98ZM103 142H105V143H103ZM138 142V143H137ZM142 142H144V143H142ZM228 142V143H227ZM236 142V143H235ZM237 142H238V144H237ZM257 142H259V144L257 143ZM33 143V144H32ZM39 143H41V144H39ZM108 143V144H107ZM124 143V144H123ZM188 143V144H187ZM192 143V144H191ZM196 143V144H195ZM225 143H226V145H225ZM230 143V144H229ZM250 143H252V144H250ZM86 144H94L93 146H94V148H95V151H94V154L93 155H91L90 157H88V156H85L84 155V153H83V147L86 145ZM105 144V145H104ZM157 144H159V145H157ZM171 144V145H170ZM229 144V145H228ZM236 144V145H235ZM254 144V145H253ZM263 146V147H260L261 145ZM37 145V146H36ZM38 145H41L40 146V148H39V146ZM165 145V146H164ZM169 145V146H168ZM189 145H191V146H189ZM234 146V148H233V146ZM253 145V146H252ZM256 145V146H255ZM260 145V146H259ZM113 146V147H112ZM123 146V147H122ZM162 146V147H161ZM171 146V147H170ZM185 146H187V147H185ZM192 146H194V147H192ZM252 146V147H251ZM1 147V146H0ZM117 147V148H116ZM130 147V148H129ZM156 147V148H155ZM159 147V148H158ZM185 147V148H184ZM192 147V148H191ZM230 148V149H228V148ZM253 147H254V149H253ZM258 147V149H256V148ZM42 148V149H41ZM44 148V149H43ZM57 148V149H56ZM112 148V149H111ZM119 148V149H118ZM122 148V149H121ZM162 148V149H161ZM165 149V151H164V149ZM190 148V149H189ZM212 148V149H211ZM232 148V149H231ZM248 148H250V151H249V149ZM18 149V150H17ZM25 149V150H24ZM40 149V150H39ZM117 149V150H116ZM122 151H121V150ZM126 149H127V151H129L128 153H127V151H126ZM156 149V150H155ZM171 149H172V151H171ZM174 149V150H173ZM178 149H182L181 151L180 150H178ZM193 149H194V152H193ZM198 151H197V150ZM202 150V151H200V150ZM238 149H241V150H238ZM244 149H248L247 150V152L244 150ZM253 149V152H254V156L253 155H251L252 154V150ZM27 150H29V151H27ZM34 150V151H33ZM58 150V151H57ZM104 150V151H103ZM115 153V151L117 152H119V154H121L124 150V152H125V155H124V152L121 154V156H119V154L117 155V153H115V155H117L118 157H120L121 158V161H120V158H118L117 159V157L116 156H114V153L112 152V151ZM120 150V151H119ZM161 150H162V152H164V153H162L161 152ZM184 150H187V151H184ZM231 150H233V153H236L235 152V150L236 151H238V153H236L237 155H236V157H235V154L233 155L231 152ZM256 152H255V151ZM260 150V151H259ZM32 153H31V152ZM102 151V152H101ZM105 151H106V153H105ZM140 151V152H139ZM160 151V152H159ZM169 153H168V152ZM210 151V152H209ZM241 151V152H240ZM248 151H249V153H248ZM16 152H17V155L20 153L22 156V159H20L21 157L20 156H17L16 155ZM25 152V153H24ZM29 152V153H28ZM34 152V153H33ZM135 152H136V154H135ZM146 152H147V154H146ZM150 152H151V155H149L150 154ZM157 152V153H156ZM167 152V153H166ZM186 152H188L187 154H186ZM196 152V153H195ZM202 152V153H201ZM209 152V153H208ZM215 152V153H214ZM245 152V153H244ZM251 152V153H250ZM68 153V154H67ZM105 153V154H104ZM130 153V154H129ZM137 153H140V154H137ZM143 153V154H142ZM213 155H211V154ZM217 153V154H216ZM241 153V154H240ZM243 153H244V155H243ZM12 154H15V156L16 157H18L19 158V160H18V158H16V163H17V167H15L13 164V162H14V159H15V156L13 155V157L11 156ZM134 154V155H133ZM145 154H146V156H145ZM157 154V155H156ZM208 154H210V155H208ZM10 155V156H9ZM26 155H27V157H26ZM30 155V156H29ZM72 155V156H71ZM132 157H131V156ZM208 155V156H207ZM233 155V156H232ZM247 155V156H246ZM256 155V156H255ZM259 155L261 156V161L260 160H258V157H259ZM5 156H6V158H5ZM23 156H24V158H23ZM28 156L29 157H31V159L32 160H29L28 159ZM108 156V157H107ZM114 156V157H113ZM123 156V157H122ZM126 156V157H125ZM134 156V157H133ZM148 156V157H147ZM156 156V157H155ZM161 156V157H160ZM163 156V157H162ZM172 156V157H171ZM202 158H201V157ZM250 156H252V157H250ZM9 157H12V158H10V159H13L12 161L11 160H9V162H11V163H9L8 162V158ZM34 157V158H33ZM101 157V158H100ZM105 157V158H104ZM138 157H140L139 159H138ZM166 157H168V158H166ZM180 157V158H179ZM211 157V158H210ZM213 157H214V159H213ZM216 157V158H215ZM232 157V158H231ZM254 157V158H253ZM257 157V158H256ZM116 158V159H115ZM125 158V159H124ZM131 158V159H130ZM156 158V159H155ZM166 158V159H165ZM181 158H183V159H181ZM191 159V160H188V159ZM3 159V160H2ZM102 159V160H101ZM140 159L142 160V161H140ZM147 159V160H146ZM152 159V160H151ZM224 159V161H222ZM104 160V161H103ZM111 162H110V161ZM129 161L130 162V164H129V162L127 163V162H124V161ZM138 160V161H137ZM212 161V163H211V161ZM237 160V161H236ZM250 160H252V161H250ZM258 160V161H257ZM1 161H2V163H1ZM133 161H134V163H133ZM148 161V162H147ZM21 162H22V164H21ZM29 162H32V163H30V165L28 164ZM100 162V163H99ZM123 162H124V164H123ZM160 162V163H159ZM181 162H183V163H181ZM186 162V163H185ZM190 162V163H189ZM219 162V163H218ZM245 163V164H243V163ZM252 162H253V164H252ZM34 163V164H33ZM36 163H38V164H36ZM114 163V164H113ZM125 165V163L127 164V166L125 165L124 167H122L123 165ZM145 163V164H144ZM152 163V164H151ZM156 163V164H155ZM160 165H159V164ZM185 163V165H181V164H184ZM226 163V164H225ZM232 163V164H231ZM246 163H247V165H246ZM250 163V164H249ZM254 163H256V164H254ZM63 164V165H62ZM121 164V165H120ZM137 164V165H136ZM142 164V165H141ZM146 164H148V165H146ZM216 164L218 165V166H216ZM228 164V165H227ZM249 164V165H248ZM252 164V165H251ZM261 164H262V166H261ZM6 165V166H5ZM8 165H9V167H8ZM32 165V166H31ZM38 167V168H40L41 169V174H42V177H43V173L45 172L46 174H47V176H46V174L44 173V175L47 177H45L43 180L45 181V185L46 186H49V187H47L48 188V190L50 191V196L51 197H48L49 196V192H46V191H48L47 189H45V187H44V183H43V180H41L42 178H41V175L40 174H36V173H39V172H36V170L38 169H36V166ZM54 165V166H53ZM96 167H95V166ZM226 165H227V167H226ZM232 165V166H231ZM31 166V167H30ZM180 166V167H179ZM185 166V167H184ZM228 166H230L229 168H230V174L232 173V170H233V177L232 176H230V174L226 171L225 172V170H224V168L226 169V168H228ZM12 167V168H11ZM22 167V168H21ZM48 167V168H47ZM144 167V168H143ZM151 167V168H150ZM156 167H159V168H156ZM162 167V168H161ZM184 167V168H183ZM203 167V168H202ZM216 167V169H218V171H216V169H214ZM237 167V168H236ZM240 167V168H239ZM245 167V168H244ZM249 167H251V171L249 170ZM16 168V169H15ZM32 168V169H31ZM34 168V169H33ZM53 168V169H52ZM114 168V169H113ZM120 168L122 169L121 171H120ZM129 171L128 173H127V171H126V169ZM132 168V169H131ZM138 168V169H137ZM148 169V170H145V169ZM229 168H228V171H229ZM231 168H232V170H231ZM248 168V172L246 173L245 171H246V169ZM259 168H260V171H259ZM36 169V170H35ZM39 169V170H40ZM49 169V170H48ZM70 169V170H69ZM95 169V170H94ZM187 169H188V171H187ZM213 169V170H212ZM237 169H239V170H237ZM244 169H245V171H244ZM135 170V171H134ZM138 170V171H137ZM162 170H163V172H162ZM186 170V171H185ZM195 170V171H194ZM223 170V171H222ZM238 171L237 173H239V175H241L242 177L243 176H245V178L247 177V179H245L244 177H243V180L242 179H239V178H242L241 176H239V175H236L237 173L235 172V171ZM242 170H243V172H242ZM38 171V170H37ZM44 171V172H43ZM48 171H49V173H48ZM79 171H80V173H82V174H79ZM141 171V172H140ZM146 171V172H145ZM151 171V172H150ZM168 171V172H167ZM171 171V172H170ZM211 171V172H210ZM213 171H214V174L216 175V173H218V175H216V178L218 179H215V175L213 176L212 174H213ZM253 174V176H251V175H249L250 174V172ZM7 172V173H6ZM12 172V173H11ZM20 172V173H19ZM66 172V173H65ZM138 172V173H137ZM145 172V173H144ZM148 172V173H147ZM157 172V173H156ZM159 172V173H158ZM186 172H188V173H186ZM220 172H222V174L225 172V174H223V175H225V176H222V177H220L221 175H220ZM257 173V174H255V173ZM130 173H132V174H130ZM134 173H136V174H134ZM147 173V174H146ZM209 173V174H208ZM211 173V174H210ZM243 175H242V174ZM12 174V175H11ZM51 176V178H49L48 176L49 175ZM51 174H53V177H55L56 176V178H57V180H55V178H53L52 177V175ZM95 174V175H94ZM139 176H138V175ZM256 176H255V175ZM261 174V175H260ZM19 175V176H18ZM22 175V176H21ZM23 175H27L26 177H27V179L25 178V176H24V178H22L23 177ZM37 175V176H36ZM64 175H68L67 177H70V178H67V177H65ZM80 175V176H79ZM100 175V176H99ZM130 175V176H129ZM131 175H134V176H131ZM137 175V176H136ZM148 175V176H147ZM163 175V176H162ZM166 175V176H165ZM193 177H191V176ZM208 175H210L209 177H208ZM235 175V176H234ZM17 177V179H15V177ZM58 176V177H57ZM71 176H73L72 177V179H71ZM81 176H83V177H81ZM158 176H159V178H158ZM211 176H213L212 178H211ZM237 176H239V177H237ZM250 177V180L252 179V180H254L253 182L252 181H250L249 180V177ZM258 176V177H257ZM261 176V177H260ZM12 177H14V178H12ZM22 179H21V178ZM35 177L38 179V181L37 180H35ZM39 177V178H38ZM74 177H75V179H74ZM81 177V178H80ZM95 177V178H94ZM155 177L157 178V179H155ZM221 178V180H220V178ZM237 178V180L239 179V182H241V183H243V184H241V183H238L237 182V180H236V184H235V182H233V181H235V180H231V178ZM263 177V178H262ZM18 178H20V179H18ZM32 180H31V179ZM208 178V179H207ZM214 178V179H213ZM226 180H225V179ZM257 180V182H256V180ZM261 178V179H260ZM34 179V180H33ZM41 180V182H40V180ZM67 179H70L69 181H67ZM259 179L261 180L260 182H263V183H260L262 186H260V184H258V181H259ZM15 180H16V182H15ZM20 180H22V181H20ZM72 180V181H71ZM96 180V181H95ZM149 180L151 181V183H149ZM157 181V184L155 185V183H156V181ZM196 182H195V181ZM200 180V181H199ZM216 180V181H215ZM225 180V181H224ZM230 180V181H229ZM248 180L250 181V182H248ZM18 181V182H17ZM20 181V182H19ZM24 181V182H23ZM32 181V182H31ZM34 181V182H33ZM48 181V182H47ZM134 181V182H133ZM138 181H140V183L143 181V184L145 185H142V184H139L138 183ZM176 181V182H175ZM190 181V182H189ZM22 182H23V184L24 185H21L22 184ZM37 182H39V184L41 185V183H43L42 185L43 186H39L40 188H42L43 187V191H41V194L39 193V187H38V183ZM49 182H50V184H49ZM51 182H53V184L51 183ZM58 182V183H57ZM94 182H95V184H94ZM136 183V184H132V183ZM145 182V183H144ZM146 182H148V183H146ZM159 182H162L161 184L159 183ZM169 182V183H168ZM193 182H194V184H193ZM202 182V183H201ZM209 182V183H208ZM210 182H211V184H210ZM216 182V183H215ZM228 182H233L234 183V185H236V186H234L233 185V183H232V185H231V183H229L230 185L227 187V183ZM247 182H248V184H247ZM255 182V183H254ZM10 183V184H9ZM18 183H20L19 185H18ZM34 183V184H33ZM214 183L215 184H217L216 186H218V187H216L215 188V190H216V192H215V190L214 189H212L213 187H215V185H214ZM222 185H221V184ZM225 183V184H224ZM251 183H252V186H253V184H254V188L255 189H257V191L256 190H253V188L250 186L251 185ZM257 183V184H256ZM37 184V185H36ZM48 184V185H47ZM52 184V185H51ZM56 184V185H55ZM58 184V185H57ZM104 184V185H103ZM111 184V185H110ZM138 184L140 185V187L138 186ZM152 184V185H151ZM238 184H239V186H238ZM256 184V185H255ZM17 185H18V187H19V189H17V190H19L20 191V189H21V191H23V192H25V190L26 189H24V188H28L29 190H30V192H29V195L27 194L28 192L26 191L25 193H21V191L19 192H17V190H16V188L15 187H17ZM60 185V187H59V189H57V190H59V191H62V193H64V196L63 195H60L61 193H58L57 191H56V189H54V188H58V186ZM96 185V186H95ZM119 185V186H118ZM151 185V186H150ZM212 185V186H211ZM221 185V186H220ZM225 185V186H224ZM26 186V187H25ZM36 186V187H35ZM54 186V187H53ZM72 186V187H71ZM157 187V189H156V187ZM196 186V188L198 189H196V190H192V189H195L194 187ZM232 186H234V187H232ZM238 186V188H237V190L238 191H235L236 190V187ZM241 186V187H240ZM246 186H248L247 188H246ZM249 186L252 188V190H251V192H252V195L250 196V194L251 193H249V191L250 190H248L249 189ZM260 186V187H259ZM7 187H8V189H7ZM17 187V188H18ZM95 187V188H94ZM118 187L120 188V189H118ZM135 187V188H134ZM138 187L141 189L142 187H143V189H141L142 190V192H143V194H142V192L141 191H136V189H138ZM145 187V188H144ZM160 187V188H159ZM164 187V188H163ZM212 187V188H211ZM223 187V188H222ZM225 187V188H224ZM33 190H31V189ZM53 188V189H52ZM149 188H150V190H149ZM199 188H200V190H199ZM223 189V193H222V195H225L226 197H220V195H221V193H219V192H222L221 190ZM231 190H230V189ZM233 188V189H232ZM241 188V189H240ZM11 189V190H10ZM14 189H15V191H14ZM27 189V190H28ZM96 189V190H95ZM117 189V190H116ZM139 189V190H140ZM163 189H164V191H163ZM166 189H167V191H166ZM169 189H170V191H169ZM202 189V190H201ZM210 189V190H209ZM226 189H228L227 191H229V192H231V193H229V192H227L226 191ZM39 190V191H38ZM44 190H46V191H44ZM120 191V193H119V191ZM155 190H157V192L155 191ZM158 190H160V191H158ZM203 190H204V192H203ZM214 192H213V191ZM232 190H234V191H232ZM243 190V191H242ZM248 190V191H247ZM12 191V192H11ZM94 191H96V192H94ZM101 191V192H100ZM129 191V192H128ZM131 191H132V193H131ZM149 191V192H148ZM195 191L197 192L196 194H195ZM240 191L242 192V194L243 195H241L240 194V196L242 197V199H241V197H239L238 195H239V193H240ZM245 191H246V193H245ZM260 191H262V192H260ZM42 192H45L46 194L45 195H43V193ZM54 192V193H53ZM57 192V193H56ZM112 192V193H111ZM136 192V193H135ZM139 192V194L140 195H138L137 193ZM151 192V193H150ZM153 192V193H152ZM159 192V193H158ZM161 192L163 193V195L165 196H163L162 194H161ZM210 192V193H209ZM213 194H212V193ZM236 192V193H235ZM239 192V193H238ZM30 193H32V196H31V194ZM39 193V194H38ZM89 193V194H88ZM158 193V194H157ZM226 193H227V195H226ZM247 195V200H245V194ZM253 193H255V194H253ZM256 193H257V195H256ZM258 193H259V195H258ZM15 194V195H14ZM21 194V195H20ZM24 194H26V195H28V196H26V197H28V199H26V197L24 196ZM52 194V195H51ZM56 194L57 195H59V197H57L56 196ZM134 194V195H133ZM148 194V195H147ZM155 194H157V197H155L156 195ZM160 194V195H159ZM198 194V195H197ZM200 194V195H199ZM204 194V195H203ZM216 196H215V195ZM217 194H218V196H217ZM220 194V195H219ZM249 194V195H248ZM261 194H262V197H261ZM38 195H39V197H38ZM132 195V196H131ZM142 195V196H141ZM147 195V196H146ZM196 195V196H195ZM207 195H209V196H207ZM214 195V196H213ZM221 195V196H222ZM236 196V197H230V196ZM41 196V197H40ZM137 196H141L142 197V199L143 198H145L146 197V199H148L147 201H146V199H141V198H139V197H137ZM145 196V197H144ZM160 196V197H159ZM192 196H194V197H192ZM227 196H229L228 197V199H229V201L228 202H230L232 199H235V200H233V201H231V203H230V205H229V208H228V206H226V208L224 207V209L222 208V206H225L226 204H228L227 202H225V205L223 204V205H221L222 204V201L224 200L225 201V199L227 198ZM256 196V197H255ZM33 198V200H32V198ZM60 197H62V199L60 198ZM132 197V198H131ZM149 197H151V198H149ZM203 197V198H202ZM213 197L215 198V199H213ZM218 197V198H217ZM5 198H6V200H5ZM31 198V199H30ZM44 198V199H43ZM64 198H65V200H64ZM119 198H121L120 200H119ZM160 198H161V200H160ZM170 198H172V199H170ZM200 198L202 199V201L200 200ZM220 198H223L222 200L220 199ZM249 198H252V199H249ZM261 199V201H263V202H259L263 207L262 208H260L261 206L259 205V203H258V205H256L257 203H256V201H259L260 199ZM25 199H26V202H24L25 201ZM40 199V200H39ZM48 199V200H47ZM74 199V200H73ZM123 199V200H122ZM142 201H141V200ZM151 199V200H150ZM157 199V200H156ZM218 199V200H217ZM227 199V200H228ZM254 199V200H253ZM259 199V200H258ZM20 200V201H19ZM23 200V201H22ZM49 200H53L52 202H54V203H51V204H53V205H55L54 206V210H52L51 209V207H53V205H51L50 203H48L49 202ZM67 200H68V204H67ZM112 200V201H111ZM157 201V203H156V201ZM189 200V201H188ZM197 200V202H195ZM215 200H217L216 202H215ZM219 200H221L220 202H219ZM226 200V201H227ZM238 200L241 202V203H245L244 201H246V204L248 203L247 201H251V202H253L254 201V203H256L255 205L252 203V204H247V205H249L250 207H248V206H246L245 204V206L243 205V204H238L239 202H238ZM256 200V201H255ZM27 201H30V202H27ZM34 201V202H33ZM37 201V202H36ZM114 201V203L112 204L111 202H113ZM144 201V202H143ZM150 201V202H149ZM201 201V202H200ZM45 202V203H44ZM51 202V201H50ZM95 202H96V204H95ZM98 202V203H97ZM118 204H117V203ZM121 202V203H120ZM141 204H140V203ZM145 202H146V204L148 205H146L147 207H148V209L146 208L145 209ZM162 202V203H161ZM168 202V203H167ZM171 202V203H170ZM206 202H208V203H206ZM7 203V204H6ZM19 203V204H18ZM24 203H26V204H24ZM38 203H40L41 204V206L43 207V205H44V207H43V209H45V210H48V209H50V210H48L49 211V213H50V215H53L52 213L54 212V213H57V214H55V217H54V215L53 216H49V214H47V212L46 211H44V210H42V208L39 206L40 204H38ZM44 203V204H43ZM46 203H48V207H50V208H48L46 205ZM62 203H64V204H62ZM116 203V204H115ZM123 203V204H122ZM151 203V205L149 206V204ZM218 204V205H216V207H215V204ZM18 204V205H17ZM33 204V205H32ZM43 204V205H42ZM69 206V205H71V206H73L74 208H76L77 209V211H76V209H75V212H74V209L72 210V215H71V218H74V219H76V220H74V221H72V223H71V218H70V210H71V208L72 207H68L67 205ZM95 204V205H94ZM138 206H137V205ZM171 204V205H170ZM203 204V206H201ZM220 204V205H219ZM238 204V205H237ZM82 205V208H83V210H82V208H80V206ZM98 205V208L100 209H97V206ZM100 205V206H99ZM104 205L105 207H109V209H110V211H107L108 210V208H105L104 206L102 207V206ZM111 205H112V207H111ZM119 206L120 208H122V210H124V211H119V207H117L116 208V206ZM134 205V206H133ZM241 205H243L241 208L240 207H238V206H241ZM21 206H23L22 208L23 209H19V208H21ZM36 206V207H35ZM39 206V207H38ZM93 206H94V208H93ZM186 206H188V208L186 207ZM211 206V207H210ZM230 206H231V208H230ZM253 206V207H252ZM256 206H258V210L256 209ZM2 207H4L3 209H4V211H3V209H2ZM14 207V208H13ZM25 207V208H24ZM28 209H27V208ZM31 207V208H30ZM33 207V208H32ZM41 208V215H42V218H41V216L39 217V210H38V208ZM84 207H87V209L86 208H84ZM93 209H92V208ZM102 208V210H101V208ZM138 208L139 209V207H140V209L138 210H136L135 208ZM202 207H204V208H202ZM209 209H208V208ZM246 207V208H245ZM251 207H252V209H251ZM36 208V209H35ZM48 208V209H47ZM104 208H105V212H103V210H104ZM114 208V209H113ZM119 208V209H118ZM133 208V209H132ZM150 208V209H149ZM171 208V209H170ZM199 210H198V209ZM214 210H212V209ZM240 208V210H238V209ZM242 208H245L244 210H246L245 212H244V210L242 209ZM249 208V216H247L246 214H248L247 213V209ZM6 209V210H5ZM67 209L69 210V211H67ZM117 209V210H116ZM127 209V210H126ZM142 209V211H144V212H142V214L144 213V215L145 216H143L140 212H138V211H140ZM160 209V210H159ZM162 209V210H161ZM168 209V210H167ZM204 209V210H203ZM208 209V210H207ZM215 209H216V213L218 214V216L220 217H216V216H213V215H215ZM222 209V210H221ZM227 209H230V210H232L230 213L232 214H229V213H227L228 212V210ZM255 209V210H254ZM8 210V211H7ZM16 210V211H15ZM24 210H26L25 212H24ZM33 210H34V212H33ZM37 211V213H36V215H35V212ZM56 210V211H55ZM82 210V211H81ZM91 210H93L92 212H91ZM96 210H97V212H96ZM98 210H99V212H98ZM115 211V212H113V211ZM128 210H130V212H132V213H129V211ZM145 210H147V211H145ZM225 210V211H224ZM253 210V211H252ZM260 210V211H259ZM7 211V212H6ZM22 211V212H21ZM29 211V212H28ZM32 211V212H31ZM43 211H44V213H45V215H43ZM80 211L81 212H84L85 211V213L87 214H85V213H83L84 214V216L86 217V218H82V216H83V214L82 213H80ZM95 211V212H94ZM113 212V215H115V217L111 214L112 212ZM118 211V212H117ZM127 211H128V214H129V217H126L125 215H128L127 214ZM134 211H135V213H134ZM138 213H137V212ZM151 213H150V212ZM154 211H156V212H154ZM159 211H161V212H159ZM162 211H163V213L164 212H167V213H165V215L167 214H169L167 217L166 216H164V214L162 213ZM187 211V212H186ZM197 211V212H196ZM207 211V212H206ZM240 213H239V212ZM252 211V212H251ZM261 211H263V212H261ZM17 212V213H16ZM102 212V213H101ZM107 212V213H106ZM110 212V213H109ZM119 213V212H121V214L119 213V214H117V213ZM122 212H123V215H122ZM147 212H149L151 215H152V217L153 216H156V214H157V218H158V216H159V219H157L156 221H155V217H153V220L151 219L152 217H151V215L150 214H148ZM153 212V213H152ZM160 214H159V213ZM174 212V213H173ZM190 212L192 213V214H190ZM196 212V213H195ZM201 212H203V214L201 213ZM209 212V213H208ZM225 212H226V214H225ZM242 212L243 213H245V215H243V216H246L245 217V219L244 218H242V216H241V214H242ZM260 214H259V213ZM3 213V214H2ZM33 213V214H32ZM61 213V214H60ZM79 214V216L81 217H78V214ZM95 214V216H94V214ZM100 213V214H99ZM107 215H106V214ZM125 213V214H124ZM137 213V214H136ZM139 213L143 216V218H144V222L146 223V224H143L144 222H143V219H141L140 217H142V216H138L139 215ZM205 213V214H204ZM220 213V214H219ZM23 214H25V216L26 217H24V215ZM27 214V215H26ZM59 214V215H58ZM76 214V215H75ZM80 214H82V215H80ZM102 214V215H101ZM130 214H132V215H130ZM134 214L136 215V216H138L137 218H135L134 217ZM155 214V215H154ZM184 214V215H183ZM202 214V215H201ZM211 214H213L212 216H213V218H214V222H212L213 220V218L211 217ZM216 214V215H217ZM222 214V215H221ZM253 215V216H251V215ZM30 215V216H29ZM48 215V217H46ZM56 215H57V217H56ZM75 215V216H74ZM105 215V216H104ZM118 215H122L121 217L123 218V217H125L124 219H125V221H127V222H124V219L122 220L121 219V217L120 216H118ZM148 215H150L149 217L150 218H147L148 217ZM182 215V216H181ZM191 215V216H190ZM193 215H195L194 217H193ZM200 215H201V217H200ZM224 215V216H223ZM226 215H228V216H226ZM233 215H235L234 217H233ZM260 215V216H259ZM262 215H263V217H262ZM10 216V217H9ZM23 216V217H22ZM27 216H29V217H27ZM37 217L36 219L39 221V225H38V221L34 218V217ZM43 216H45V219L43 218ZM68 216V217H67ZM87 216H89V217H87ZM101 216V217H100ZM103 216V217H102ZM118 216V217H117ZM131 216V217H130ZM132 216H133V218L134 219H136L135 221H134V219L132 218ZM169 216L170 217H172V216H177V217H175V218H173V220H176V218H177V220H178V222L180 221V223L183 221V223H178L177 222V220L176 221H173L172 220V218H169ZM205 216V217H204ZM222 216V217H221ZM225 216L228 218V220L225 218ZM231 216V218H229ZM9 217V218H8ZM11 217H12V219H11ZM19 219V220H16L17 218ZM20 217V218H19ZM31 217V218H30ZM65 217V218H64ZM66 217H67V219H66ZM96 217V218H95ZM109 217V218H108ZM113 217H114V219H113ZM120 220V221H118V219ZM163 217H165V218H163ZM186 217V219H184ZM193 217V218H192ZM199 217V218H198ZM209 217V218H208ZM218 219V220H216V218ZM223 217L225 218V219H223ZM247 217H248V219H247ZM250 217V218H249ZM256 217V218H255ZM259 217V218H258ZM262 217V218H261ZM3 218V219H2ZM23 218V219H22ZM34 218V219H33ZM60 220H59V219ZM68 218H70L69 220H68ZM89 218V220L87 221V220H85V219H88ZM107 218V219H106ZM113 220H112V219ZM126 218H128V220L126 219ZM141 220H140V219ZM167 218V219H166ZM182 218V219H181ZM191 218V219H190ZM194 218H196V219H194ZM202 218V219H201ZM206 218V219H205ZM208 218V219H207ZM222 218V222L220 221L219 222V219H221ZM233 218V219H232ZM4 220V221H2V220ZM7 219V220H6ZM9 219H11L12 220V222H10V223H8L9 222ZM16 221H15V220ZM21 219V220H20ZM25 219H27L26 220V222H25ZM32 219V220H31ZM41 219H43V221L45 222V224H46V222H47V220L49 221V219H52L51 221H49L50 222V225L48 224L47 226H43V222L41 221ZM78 219H79V221H78ZM85 220L84 222H82L81 220ZM91 219H95V220H91ZM104 219V220H103ZM106 219V220H105ZM110 219L112 220V221H110ZM130 219V220H129ZM137 219H139L138 221H137ZM148 219L151 221V222H153V223H151V222H149L150 224H156L157 223V225L155 226V225H150L149 223H148ZM162 219H165V220H162ZM170 219V220H169ZM184 219V220H183ZM194 219V220H193ZM205 219V220H204ZM254 219V220H253ZM10 220V221H11ZM114 220H115V222H114ZM134 222H133V221ZM159 220L161 221L160 222V224L162 225L161 227H163V226H167V227H165V229H161L160 230V224L158 223L159 222ZM185 220H188L190 223H187ZM196 220V221H195ZM198 220V221H197ZM202 220V221H201ZM208 220V221H207ZM223 220H225V221H223ZM227 220V221H226ZM235 220H241L242 221V223H243V220H244V224H243V226H245L246 227V231L244 232V233H241V232H243L245 229V227L244 228H242V227H240L239 226V224H238V221H236V223H237V225H236V223H235V225L237 226V229H238V231H237V229L235 228V225H234V227H233V223L235 222H233V221ZM246 220V221H245ZM249 220H250V222H251V224H249L248 222H249ZM258 220H260L259 222H258ZM7 221V222H6ZM15 223H14V222ZM18 221V222H17ZM23 221H24V223H23ZM53 221V222H52ZM60 223H59V222ZM86 221H87V223H86ZM104 223H102V222ZM117 221V222H116ZM121 221H122V223H124L125 225H123L122 223H121ZM131 221V222H133V224L132 223H129V222ZM142 221V222H141ZM171 221V222H170ZM186 223H185V222ZM205 223H204V222ZM209 222V223H207V222ZM218 221V222H217ZM241 221L239 222V223H241ZM28 222H30V223H28ZM40 222L41 223H43L42 224V226L40 225ZM58 222V223H57ZM76 222V223H75ZM80 222H82V225L83 226H81V223ZM92 222H95V223H93L92 224ZM99 222H101V223H99ZM108 223L107 225H106V223ZM112 222V223H111ZM121 224H120V223ZM156 222V223H155ZM162 222H163V224H162ZM168 222V223H167ZM172 222H173V224H172ZM177 222V223H176ZM197 222V223H196ZM198 222H199V224H198ZM202 222H203V224H202ZM212 222V223H211ZM218 223V225H216L217 223ZM223 222H226V223H228L229 222V224H230V227H227V226H229V225H227L226 226V223L224 224ZM245 222H247L246 224H245ZM255 222V223H254ZM256 222H258V223H256ZM26 223V224H25ZM113 223L115 224V225H113ZM128 223V224H127ZM134 223H136V224H134ZM140 225V227H139V225ZM185 223V224H184ZM223 223V224H222ZM252 223H254V224H252ZM2 224H3V226H2ZM8 224H10V225H8ZM14 224H15V226H14ZM20 224V225H19ZM25 224V225H24ZM30 224V225H29ZM44 224V225H45ZM52 224V225H51ZM58 224H60V226L58 225ZM84 224L86 225L85 226V229H84ZM96 224V225H95ZM100 224V225H99ZM119 224V225H118ZM129 224H130V226H129ZM150 225V227H148V228H150V232H149V230H148V228L145 226V225ZM175 224V225H174ZM178 224H180L179 226L180 227H178ZM202 224V225H201ZM205 224V225H204ZM213 224H215V225H213ZM251 226L252 225V227H250L249 225ZM6 225V226H5ZM19 225V226H18ZM24 225V226H23ZM54 225V226H53ZM74 225V226H73ZM79 225V230H78V228H77V226ZM93 225H94V227H95V229H94V227H93ZM99 225V226H98ZM101 225H103V226H101ZM133 225H137L136 227L135 226H133ZM143 225V226H142ZM147 225V226H148ZM176 225H177V228H176ZM184 225V226H183ZM186 225H188L187 227L189 228L191 225H192V229L190 228V229H186ZM194 225L196 226V227H194ZM224 225V226H223ZM256 225V226H255ZM1 226H2V228H1ZM105 226V227H104ZM109 226V227H108ZM124 226V227H123ZM172 228H170V227ZM201 226H203V228L201 227ZM213 226H215V227H217L216 229H215V227H213ZM222 226V227H221ZM231 226H232V229H231ZM239 226V227H238ZM254 226H255V229L256 230H258L259 229V231H256L255 229H254ZM4 227V228H3ZM12 227V228H11ZM18 227V228H17ZM23 227V228H22ZM29 227V228H28ZM50 227H51V229L52 228H57V230H58V228L60 227V230L59 231H57L56 229V231L53 229V231L55 232V234H53L54 232L51 230L50 231ZM93 227V228H92ZM97 227V228H96ZM99 227V228H98ZM101 227V228H100ZM104 227V229L103 230H101L102 228ZM112 227V228H111ZM116 227H118V228H116ZM133 228L134 227V229L132 230L134 233H138V234H140V235H138V236H140V238H142L141 239V241H142V243H141V241L139 240L140 238H138V236H137V238H136V236L133 234V233H131V228ZM153 227V228H152ZM155 227H158V228H155ZM160 227V228H159ZM169 227V228H168ZM183 227V228H182ZM211 227V228H210ZM260 227V228H259ZM9 228V229H8ZM34 228V229H33ZM44 228V229H43ZM49 228V232H47V229ZM77 228V229H76ZM106 228V229H105ZM107 228H108V230H107ZM113 228H115L114 230H113ZM123 228H125V229H123ZM136 228H137V230L138 231H136ZM139 228V229H138ZM144 228V229H143ZM168 228V229H167ZM194 228H196V229H194ZM199 230H198V229ZM212 228H214L213 230H212ZM222 228V229H221ZM248 228L250 229V230H248ZM8 229V230H7ZM11 229H12V231H13V233L11 234V233H9L10 231H11ZM16 230V233H15V230ZM27 231H26V230ZM28 229H29V231H30V233H31V231H32V233L30 234L29 233V231H28ZM87 229V230H86ZM94 229V230H93ZM112 231H111V230ZM120 229H121V231H123L124 233H122L121 231H120ZM123 229V230H122ZM126 229L128 230V231H126ZM141 229H143V234L141 233L142 232V230ZM145 229H147V230H145ZM153 229H155V231L152 230ZM157 229H158V231H161L159 234H158V231H157ZM181 229H183V230H181ZM209 229V230H208ZM221 229V230H220ZM236 229V230H235ZM241 229H244L243 231L241 230ZM254 229V230H253ZM7 230V231H6ZM43 230H45V231H43ZM93 230V231H92ZM104 230H106V231H104ZM116 230V231H115ZM141 230V231H140ZM179 230V231H178ZM191 232H190V231ZM204 230V231H203ZM207 230V231H206ZM211 230V231H210ZM216 230V231H215ZM228 230V231H227ZM253 230V231H252ZM6 231V232H5ZM9 231V232H8ZM20 231H23V232H20ZM26 231V232H25ZM68 231V232H67ZM84 231H86V233H84ZM100 231V232H99ZM129 231H130V233L133 235H131L130 233H129ZM136 231V232H135ZM140 231V232H139ZM164 231V237L166 238V240L164 239V237L161 235V233ZM166 231V232H165ZM173 231V233L171 234V232ZM183 231V232H182ZM185 231V232H184ZM198 231H199V233H198ZM202 231V232H201ZM210 231V233L208 234V232ZM224 233H223V232ZM259 232V233H256V232ZM19 232V233H18ZM51 232H53L52 233V238H51V236H50V234H51ZM57 232H58V234H57ZM82 232V233H81ZM95 232V234H93ZM109 234H108V233ZM115 234H114V233ZM118 232H120V234H122V235H119V233ZM155 232V236L153 235V233ZM170 232V233H169ZM177 232H179V234H181V232L183 233V234H181V235H178V233ZM189 232V233H188ZM204 232H205V234L207 235V236H205V234H204ZM211 232H212V235H211ZM219 232V233H218ZM238 232V233H237ZM246 232H248V234L246 233ZM252 232V233H251ZM253 232H255V233H253ZM261 232H263V233H261ZM4 233V234H3ZM9 233V234H8ZM15 233V234H14ZM27 233H29L28 235H30V236H28V238H27V235L25 236V234H27ZM98 233H99V235L100 236H102V237H100L99 235H98ZM120 236H118L117 234ZM126 233H127V235H130L131 237L129 238V237H125V236H127L126 235ZM129 233V234H128ZM151 233H152V235H153V237H152V235H151ZM157 233V234H156ZM168 233H169V235H168ZM185 233V234H184ZM186 233H187V235H186ZM192 235H191V234ZM216 235H215V234ZM223 233V235H221ZM17 234L18 235H20V236H17ZM44 234V235H43ZM47 234H49V235H47ZM146 234V235H145ZM171 234V235H170ZM245 234H247V236L245 235ZM253 235V236H251V235ZM254 234L256 235H259V234H261V236L259 235V236H257L256 235V238H254L255 236H254ZM14 235V237H12L11 238V236H13ZM33 235V236H32ZM53 235L55 236V238L53 237ZM57 235H58V239H56V237H57ZM95 235V236H94ZM108 235V236H107ZM114 235V236H113ZM141 235H143V237H145V240H144V238L143 237H141ZM156 235H158L157 236V238H156ZM184 235H186L185 237H184ZM208 235L210 236V237H212V238H208ZM235 237H234V236ZM237 235V236H236ZM243 235V236H242ZM248 235H250V236H248ZM32 236V237H31ZM92 236H93V238H92ZM105 236V237H104ZM170 236L172 237V238H170ZM180 236H181V242H180ZM187 236H191V238H188ZM196 236V237H195ZM203 236H205V237H203ZM216 236V237H215ZM230 236H232L233 238L231 239L230 238ZM244 236H246V237H244ZM33 237H34V239H33ZM60 237V238H59ZM63 237V238H62ZM94 237L96 238V239H94ZM100 237V238H99ZM109 237H112V238H109ZM115 237V238H114ZM117 237V238H116ZM120 239H119V238ZM126 239H125V238ZM134 237H135V239H134ZM153 239L154 237V239L152 240L151 238ZM159 237V238H158ZM175 237H176V239H175ZM198 237V238H197ZM214 237V238H213ZM223 237V238H222ZM236 237L238 238V239H236ZM250 238V239H248V238ZM260 239H259V238ZM8 239V241L6 240V239ZM9 238L11 239V240H9ZM18 238H19V240H21L20 242H19V240H18ZM25 238V239H24ZM26 238H27V240H26ZM97 238H99V239H97ZM106 238V239H105ZM160 238H162V239H160ZM168 238L170 239V240H172V241H174V242H171L170 240H168ZM173 238H174V240H173ZM184 240H183V239ZM188 239V241H187V239ZM218 238V239H217ZM235 238V239H234ZM241 238H244L243 240L241 239ZM252 238V239H251ZM6 240V242H5V240ZM18 240V242H17V240ZM25 241H23V240ZM93 239L95 240V241H93ZM110 240V241H108V240ZM117 239V240H116ZM122 239V240H121ZM132 241V244H131V241ZM136 239H137V241L138 242H136ZM178 239V242L176 241ZM190 239H191V241L194 243V241H196L194 244L198 247V249L196 250V246L190 241ZM196 239H198V241L196 240ZM200 239H201V241H200ZM205 239V240H204ZM206 239H211V241L209 240H206ZM215 239L217 240L216 242H215ZM45 240V241H44ZM82 240H84V241H82ZM101 240H102V242H101ZM107 240V241H106ZM152 242H151V241ZM161 240H162V242H161ZM247 242H246V241ZM261 240H263V241H261ZM18 243V245H17V243ZM27 241V242H26ZM34 241V242H33ZM44 241V242H43ZM63 243H62V242ZM82 241V242H81ZM94 243H93V242ZM97 241V242H96ZM98 241H100V242H98ZM119 241V242H118ZM123 241V242H122ZM130 241V242H129ZM133 241L134 242H136V244L134 245L133 244ZM154 241H157L156 243L154 242ZM164 241V242H163ZM183 241H185L184 242V245H185V243H186V245L185 246H182L183 245ZM188 243H187V242ZM202 241H204V242H202ZM208 241V243L207 244H202V243H206ZM213 241V242H212ZM219 241V242H218ZM223 241H225V243L223 242ZM229 241V243H227ZM231 241H233L232 242V245L234 246V247H232L231 246ZM239 243H238V242ZM244 243H243V242ZM4 242V243H3ZM24 243V244H22V243ZM106 242V243H105ZM109 242H113L112 244L111 243H109ZM129 245H127L126 243ZM141 243V245H140V243ZM143 242H144V244H143ZM160 242V243H159ZM169 242H170V245L171 246H168L169 245ZM200 242H202L201 244L203 245V246H201V244H200ZM209 242H210V245H211V247L208 249V247L210 246L209 245ZM235 242H236V244H235ZM250 243V244H247V245H249V248H251L252 250H249V248L247 249V245H246V243ZM5 243H7V244H5ZM21 243V244H20ZM26 243H28L27 245H26ZM32 243V244H31ZM49 243V244H48ZM96 243V244H95ZM98 243V244H97ZM105 245H104V244ZM107 243H108V245H107ZM117 243H119V244H117ZM152 243H154L153 245H157L156 246V248H159L160 246L163 248H159L160 250H162V251H158V249H156L155 248V246H153L152 245ZM164 244V246H163V244ZM166 243H167V245H166ZM173 243H175V244H173ZM179 243H182V244H179ZM189 243H191V246H188L189 245ZM198 243V244H197ZM215 243H217V244H215ZM221 243V244H220ZM234 243V244H233ZM238 243V244H237ZM243 243L245 246H247V247H245L243 244V246H241V247H237V245H241V244ZM254 243L255 244H257L256 245V247L254 246ZM262 244V245H260V244ZM20 244V245H19ZM122 244V245H121ZM137 244H138V246H137ZM142 244L144 245V247L142 246ZM146 244H148V246H149V248L147 247V245ZM159 244V245H158ZM162 244V245H161ZM215 244V245H214ZM230 246H229V245ZM4 245V246H3ZM23 245V246H22ZM25 245V246H24ZM30 245V246H29ZM49 245H51V248H52V250H55L54 248H60V251L57 249V254L60 252V257L62 256V255H64V257H63V259H65L66 260V262L64 261V260H62V262H61V260H60V257L59 256H55L56 255V252H54L53 253V251L51 250L50 251V253H49V256H50V258L52 257V258H55V260L54 259H49L48 261H46L45 259H46V257H48L46 254H48L46 251L48 250L47 248H49L50 249V246ZM93 245V246H92ZM96 247H95V246ZM99 245V246H98ZM104 245V246H103ZM111 245H112V247H111ZM114 245V246H113ZM134 245V246H133ZM165 245H166V247H165ZM173 245V246H172ZM177 245H181V246H178L177 247ZM193 245V246H192ZM199 245V246H198ZM260 245V246H259ZM7 246V247H6ZM15 246H17V247H15ZM34 246V247H33ZM49 246V247H48ZM86 246H88L85 250H87L88 252H90V253H88V256L87 257H85L87 254V252H84V248L86 247ZM102 246V247H101ZM117 246V248H115ZM123 247V250L121 249L122 247ZM135 246H137V247H135ZM147 247V249H146V247ZM168 246V247H167ZM175 246V247H174ZM204 246H205V249H204ZM208 246V247H207ZM214 246V247H213ZM216 246V247H215ZM219 246H221V247H219ZM251 246V247H250ZM258 246V247H257ZM9 247V248H8ZM15 248V251L18 253V254H20V252L22 251L21 249H24L23 250V252L20 254V255H24V256H22L23 258H24V260L22 259L21 260V258L19 259L18 257H19V255L14 251V248ZM93 247H95V248H93ZM99 247V248H98ZM120 249H119V248ZM127 247V248H126ZM143 248V249H141V251H143V253L140 251V249H138V248ZM170 247V248H169ZM171 247H172V253H171V255L174 257H172V256H170L169 254H170V252H171ZM174 247V248H173ZM179 249L178 250V252H177V248ZM187 247V248H186ZM191 247H192V249H191ZM200 247V248H199ZM203 247V249L202 250H200L201 248ZM242 247H244V252H243V250L241 251V249H242ZM255 247V248H254ZM8 248V249H7ZM26 248V249H25ZM28 248V249H27ZM33 248V249H32ZM98 248V249H97ZM104 248H105V250H104ZM134 249V251L132 252V250H130V249ZM154 248H155V250H154ZM164 248H165V251H167L166 253L168 254V256H167V254L166 253H162V252H164L163 250H164ZM169 248V249H168ZM176 248V249H175ZM183 248H185V249H183ZM188 248H189V250L190 251H185V250H188ZM195 248V249H194ZM214 248H218V249H214ZM228 248V249H227ZM230 248H232L231 250H232V253L231 252H229V250H230ZM234 248H235V251L237 252V254H239V257L241 258L240 260L239 259H237L236 257H238V256H236L235 257V255H236V253H234L235 251H234ZM239 248V249H238ZM260 248V249H259ZM11 249L13 250L12 252H14V253H12L11 252ZM17 249V250H16ZM20 249V250H19ZM38 249H39V251H38ZM111 251H110V250ZM120 250V251H118V250ZM126 251H125V250ZM149 249V250H148ZM153 249V250H152ZM174 249V250H173ZM214 249V250H213ZM219 249H221V250H219ZM238 251H237V250ZM247 249V250H246ZM254 249H256V250H254ZM263 251H262V250ZM10 252H8V251ZM26 250V251H25ZM34 250V252H32ZM103 250H104V252L105 253H103ZM138 252H137V251ZM145 250V251H144ZM169 250V251H168ZM181 250H183V251H181ZM192 250V251H191ZM196 250V251H195ZM199 250V251H198ZM216 250V251H215ZM224 250V251H223ZM226 250V251H225ZM230 250V251H231ZM239 250H240V252H239ZM258 250V251H257ZM259 250H261V251H259ZM4 251V252H3ZM19 251V252H18ZM28 251H30V252H28ZM93 251H94V253H95V256H96V258H95V256H94V253H93ZM100 251V252H99ZM114 251V252H113ZM151 251V252H150ZM155 251H156V253H158L159 252V255L158 254H156L155 253ZM176 251V252H175ZM181 251V253H180V255H179V258L177 257L178 255V253ZM194 251V252H193ZM198 251V252H197ZM204 251L206 252V253H204ZM213 251H215V252H213ZM224 253H223V252ZM228 251V252H227ZM234 251V252H233ZM248 251V252H247ZM250 251V252H249ZM252 251V252H251ZM257 251V252H256ZM8 252V253H7ZM25 252V253H24ZM38 252V253H37ZM39 252L41 253V254H39ZM46 252V253H45ZM75 252V253H74ZM98 252V253H97ZM130 254H129V253ZM152 254V252H153V254L151 255L150 253ZM182 252H183V254H182ZM210 252V253H209ZM213 252V253H212ZM216 252H218V253H216ZM239 252V253H238ZM246 252H247V254H246ZM258 253L259 254V252H260V254L261 255H258L257 257H254V255L252 254V253ZM4 253V254H3ZM30 253V254H29ZM46 255H44V254ZM51 253H53V254H51ZM99 253H101L102 255H103V257L101 256V254H99ZM112 253L117 257V259L115 258V256L114 255H112ZM116 253V254H115ZM117 253H118V255H117ZM121 255H120V254ZM124 255H123V254ZM130 255V256H128V254ZM148 253V254H147ZM162 253V254H161ZM177 253V254H176ZM195 253V254H194ZM196 253H198V255H196ZM242 253V254H241ZM244 253L246 254V256H244ZM6 254V255H5ZM8 254V255H7ZM10 254H11V256L14 258V256H15V258L13 259L11 256H10ZM16 254L18 255V257H16ZM81 254H82V256H81ZM86 254V255H85ZM91 254V255H90ZM96 254H98V255H100V257L98 256V255H96ZM106 254V255H105ZM109 254H111L112 255V257L109 255ZM131 254H134L135 256H133V255H131ZM142 255V257H143V259H142V257H141V255ZM163 254L164 255H166V258H168V259H166L165 258V256H163ZM188 254V255H187ZM204 254V255H203ZM215 255V254H217L218 256H213V255ZM223 254H225V255H223ZM235 254V255H234ZM5 255V256H4ZM45 256V259L43 258V256ZM85 255V256H84ZM89 255H90V257H89ZM123 255V256H122ZM136 255H137V257H136ZM154 256L153 257V259H151L152 257L151 256ZM158 256V258H156L157 256ZM161 255H162V257H163V259L161 258ZM176 255V256H175ZM181 255H183V256H185V257H191V258H189V259H187V258H184L185 260H187V261H183L184 259H183V256H181ZM194 255V256H193ZM202 255H203V257H202ZM207 255V256H206ZM228 255V256H227ZM234 255V256H233ZM250 255V256H249ZM251 255L254 257V258H252V260H250L249 259V257H251ZM257 255V254H256ZM3 256V257H2ZM7 256H10V259H9V257H7ZM30 256V257H29ZM93 256H94V258H93ZM106 256V257H105ZM128 256V258L129 259H127L126 257ZM140 258H139V257ZM146 256L149 258V259H145L146 258ZM150 256V257H149ZM156 256V257H155ZM193 256V257H192ZM205 256V257H204ZM208 256H209V258H208ZM211 256V257H210ZM213 256V257H212ZM220 256V257H219ZM223 256V257H222ZM227 256V257H226ZM231 256V257H230ZM232 256H233V259L235 258V260H233V259H231L232 258ZM244 256V257H243ZM261 258H260V257ZM263 256V257H262ZM5 257H6V259H5ZM41 257V258H40ZM84 258V259H82V258ZM102 257V258H101ZM109 259H108V258ZM120 257V258H119ZM135 257V258H134ZM172 257V258H171ZM180 257L183 259V260H181L180 262L179 261H177V260H180ZM215 257V258H214ZM226 257V258H225ZM230 257V258H229ZM19 260H18V259ZM28 258H30V261H29V259ZM34 258V259H33ZM57 258V259H56ZM59 258V259H58ZM90 258H91V260H90ZM102 260H101V259ZM104 258V259H103ZM107 258V259H106ZM121 258H123V259H121ZM137 258H139V259H137ZM154 258H156V259H154ZM165 258V259H164ZM171 258V259H170ZM178 258V259H177ZM199 258V259H198ZM207 258V259H206ZM211 258H213V259H211ZM224 258V261H227V262H222V259ZM17 261H16V260ZM25 259H26V262H24L25 261ZM43 259L46 261V262H43ZM81 259H82V261H81ZM93 259V260H92ZM98 259H99V261H98ZM121 259V260H120ZM127 259V260H126ZM132 259H135V260H132ZM141 259V262H139V260ZM161 259V260H160ZM194 259V260H193ZM197 259V261H195ZM204 259H206V260H204ZM209 259V260H208ZM229 259V260H228ZM232 261H231V260ZM255 259V260H254ZM260 259V260H259ZM3 260V261H2ZM53 260V261H52ZM58 260V262H56ZM69 260V261H68ZM105 260H106V262H105ZM111 260H113V261H111ZM115 260V261H114ZM118 260V261H117ZM131 260V261H130ZM146 260V261H145ZM165 260H167V261H165ZM171 260H173L172 261V263H171ZM190 260H192V261H190ZM200 260V261H199ZM202 260H203V262H202ZM237 260H239V262L237 261ZM7 261V262H6ZM19 261V262H18ZM21 261V262H20ZM73 261V262H72ZM94 261V262H93ZM96 261V262H95ZM102 261V262H101ZM109 261V262H108ZM116 261H117V263H116ZM127 261V262H126ZM130 261V262H129ZM133 261H134V263H133ZM136 261V262H135ZM148 261V262H147ZM150 261H152V262H150ZM163 261H165L164 263H163ZM190 261V262H189ZM207 261V262H206ZM211 261V262H210ZM213 261V262H212ZM221 261V262H220ZM229 261L231 262V263H229ZM253 261V262H252ZM30 262V263H29ZM32 262V263H31ZM126 262V263H125ZM184 262V263H183ZM185 262H188V263H185ZM214 262V264H216ZM21 263V264H22ZM123 263H119V264H123ZM203 263V264H204ZM154 264H156V263H154Z\"/></svg>",
    "mask_w": 264,
    "mask_h": 264
},
{
    "label": "bare ground",
    "instance_id": "2",
    "mask_svg": "<svg viewBox=\"0 0 264 264\" xmlns=\"http://www.w3.org/2000/svg\"><path fill=\"white\" fill-rule=\"evenodd\" d=\"M3 1H4V0H3ZM45 1H46V0H45ZM55 1H58V0H55ZM81 1H82V0H81ZM88 1H89V0H88ZM98 1H99V0H97V2H98ZM145 1H147V0H145ZM168 1H170V0H168ZM174 1H175V0H173V2H174ZM181 1H182V0H180V1L178 0L177 2H179V3H176V4L173 3L172 5H171V2H170L169 9L172 10L171 8L173 7V10H174V9L176 8L175 5L177 6V4H178V7H179V8H177V9L180 11V9H183V4H184L183 2H186V4H189V5H190L191 2H192V4H193V2H194V4H196V3H198L197 1H200V0H196V1H195V0H194V1H193V0H190V1H191L190 3H187V1L189 2V0H187V1L184 0L183 2H181ZM201 1H202V0H201ZM214 1H216V0H214ZM214 1L212 0V2H214ZM251 1H252V0H251ZM253 1H254V0H253ZM257 1L259 2V0H257ZM4 2H5V1H4ZM11 2H12V0H11V1H10V0H7V2L4 3L5 6H4V9H3V10H5V11H11V12H12V8H11V6L13 5V3H11ZM42 2H43V0H42ZM49 2H50V0H49ZM73 2H74V1H73ZM97 2H96V4H97ZM101 2H102V1H101ZM109 2H110V1H109ZM123 2H124V1H123ZM143 2H144V1H143ZM157 2H158V0H157ZM195 2H196V3H195ZM202 2H204V1H202ZM210 2H211V1H210ZM212 2L209 4V6L212 4ZM217 2H218V3H217ZM249 2H250V1H249ZM52 3L55 4V6H56V2H52ZM62 3H63V2H62ZM106 3H107V2H106ZM112 3H113V2H112ZM112 3H111V4H112ZM125 3H126V2H125ZM128 3H129V1H128ZM135 3H136V2H135ZM146 3L149 4V2H146ZM150 3H151V2H150ZM154 3H155V2H154ZM158 3H159V2H158ZM180 3H181V4H180ZM182 3H183V4H182ZM215 3H216V4H215ZM215 3H213V5H211L212 7H211V6H210V7H211V8H213V7L215 8V6L219 4V1L217 0ZM239 3H240V2H239ZM243 3H245V1H244ZM253 3H254V2H253ZM261 3H262V2H261ZM64 4H65V3H64ZM99 4H100V3H99ZM114 4H115V2H114ZM117 4H118V3H117ZM129 4H130V3H129ZM167 4H168V3H167ZM192 4H191V7H190V6H189V7H190V9H192V7H193V9L195 8L194 10H193V9L191 10V11H193V12H189L190 9H189L188 6H186L187 8L185 7V8L187 9V11H188V14L190 13L191 15H192L193 13L195 14V13H196V10H197V7H194V5H192ZM231 4H232V3H231ZM250 4H252V3H250ZM255 4H256V6H257V5L260 6L259 3H258V4L255 3ZM43 5H44V4H43ZM45 5H46V3H45ZM48 5H49V4H48ZM57 5H59V4L57 3ZM67 5L69 6L68 3H67ZM67 5H66V6H67ZM81 5H82V4H81ZM104 5H105V4H104ZM112 5H113V4H112ZM112 5H111V6H112ZM123 5H124V4H123ZM151 5H152V4H151ZM151 5H150V7H151ZM163 5H164V4H163ZM168 5H169V4H168ZM180 5H182V6L180 7ZM214 5H215V6H214ZM241 5H242V4H241ZM247 5H248V4H247ZM247 5H246V6H247ZM261 5H262V4H261ZM263 5H264V4H263ZM52 6H53V5H51V7H52ZM55 6H53V9H54ZM60 6H61V5H60ZM60 6H59V7H60ZM62 6H64V5L62 4ZM68 6H67V8H68V9H71V8L68 7ZM71 6H72V5H71ZM115 6H116V5H115ZM119 6H120V5H119ZM155 6H156V3H155ZM157 6H160V4H158ZM171 6H172V7H171ZM184 6H185V4H184ZM195 6H197V5H195ZM248 6H249V5H248ZM14 7H15V4H14ZM48 7H50V5H49ZM59 7L57 6V7H55V9L57 8L56 10H58V11L60 12V10H59L60 8H59ZM84 7H85V6H84ZM101 7H102V6H101ZM112 7H113V6H112ZM146 7H147V6H146ZM251 7H252V6H251ZM251 7H250V8H251ZM17 8H18V7H17ZM38 8H39V7H38ZM81 8H82V7H81ZM87 8H88V7H87ZM96 8H97V7H96ZM102 8H104V7H102ZM113 8H114V7H113ZM117 8H119V7H117ZM120 8H121V7H120ZM129 8H130V7H129ZM143 8H144V7H143ZM147 8H148V7H147ZM156 8H157V7H156ZM161 8H163V6H161ZM211 8H209V9H210L209 11L207 10V11H208L207 13L209 14V16L211 15V12H215V10L219 11V5H218V7L216 6L215 9L213 8L214 11H212ZM244 8H245V7H244ZM256 8H257V7H255V9H256ZM36 9H37V8H36ZM39 9H40V8H39ZM39 9H38V10H39ZM72 9L74 10V8H72ZM76 9H77V8H76ZM85 9H86V8H85ZM99 9H100V7H99ZM115 9H116V8H115ZM133 9H134V8H133ZM149 9H150V8H149ZM149 9H148V10H149ZM159 9H160V8H159ZM246 9H247V8H246ZM252 9H253V8H252ZM257 9H258V8H257ZM261 9H262V7H261ZM45 10H46V9H45ZM45 10H44V11H45ZM47 10H48V8H47ZM50 10H51V11H54V10H52V8H51ZM56 10H55V11H56ZM73 10H72V11H73ZM86 10H87V9H86ZM97 10H98V9H97ZM123 10H124V9H123ZM145 10H146V9H145ZM162 10H163V9H162ZM170 10H169V11H170ZM173 10H172V11H173ZM178 10H177V11H178ZM258 10H259V9H258ZM0 11H1V10H0ZM14 11L16 12V8L14 9ZM105 11H106V10H105ZM126 11H127V10H126ZM157 11H158V10H157ZM172 11H170V12L173 14L172 17L175 16V15L178 17L177 14H181V15H182L181 12H182L183 10H182L181 12H179V13H176V10H175V11H174L175 14H174V12H172ZM184 11H186V10H184ZM184 11H183V15L186 16L187 14H186ZM194 11H195V12H194ZM217 11H216L215 13H212L211 18H210L211 20H208L209 18H208V15H207V13H206V18H207V19H205V21H206L205 23H207V25L209 24V26L206 25L207 33H208V30H209V33H210V31H211V32L213 31V30L211 29V27H210L211 24H212V25H211L212 28H213V27L216 28V30H214V31L212 32V33H214V35H213L212 37H210V39L207 40V42L210 40L211 43H208V44H210L211 47H212V42H213V40L217 39V36H218V33L216 32L217 34H215V31H219V28H218V30H217V27H218L219 24H218L217 27H216V23H218V18H215L216 16L218 17V15H219V14H218V15L216 14V13H218ZM242 11H243V10H242ZM244 11H245V10H244ZM253 11H254V10H253ZM255 11H256V10H255ZM47 12H48V11H47ZM59 12H57V13L53 12V13H55V15H54V14H51V15H54L53 17H55V16H58V17H59V15H60ZM110 12H111V11H110ZM110 12H109V13H110ZM155 12H156V11H155ZM170 12H167V13H166V15L169 13V15H167L168 17L170 16ZM209 12H210V13H209ZM224 12H225V11H224ZM250 12H251V11H250ZM259 12H260V11H259ZM259 12L256 13V14H259ZM261 12H262V11H261ZM261 12H260V13H261ZM51 13H52V12H51ZM65 13H66V12H65ZM72 13H73V12H72ZM77 13H78V12H77ZM129 13H130V12H129ZM138 13H139V12H138ZM138 13H137V14H138ZM143 13H145V12L143 11ZM159 13H160V12H159ZM197 13H198V12H197ZM241 13H242V12H241ZM251 13H252V12H251ZM253 13H254V12H253ZM262 13H263V12H262ZM10 14H11V13H10ZM62 14H63V13H62ZM96 14H97V12H96ZM103 14H104V13H103ZM118 14H119V13H118ZM134 14H135V13H134ZM148 14H149V13H148ZM185 14H186V15H185ZM190 14H189V15H190ZM213 14H214V15H213ZM215 14H216V16H215ZM242 14H243V13H242ZM244 14H245V13H244ZM244 14H243V15H244ZM247 14H248V12H247ZM14 15H15V14H14ZM14 15H12V16H14ZM22 15H23V14H22ZM73 15H74V14H72V19L74 18ZM94 15H95V14H94ZM115 15H116V14H115ZM126 15H127V14H126ZM150 15H151V14H150ZM157 15H158V14H157ZM157 15H156V16H157ZM183 15H182V18H184ZM195 15H196V14H195ZM262 15H263V14H262ZM4 16H5V15H4ZM62 16H63V15H62ZM76 16H77V15H76ZM97 16H98V15H97ZM131 16H132V15H131ZM167 16H166V17H167ZM176 16H175V17H176ZM212 16H214V18H213ZM223 16H224V15H223ZM244 16H245V15H244ZM249 16H250V15H249ZM255 16H256V15H255ZM255 16H254V17H255ZM14 17H15V16H14ZM21 17H22V16H21ZM53 17H52V18H53ZM58 17H57V18H58ZM118 17H119V16H118ZM128 17H129V16H128ZM128 17H127V18H128ZM132 17H133V16H132ZM139 17H140V16H139ZM143 17H144V16H143ZM152 17H153V16H152ZM154 17H155V16H154ZM163 17H164V16H163ZM170 17H171V16H170ZM172 17H171V18H172ZM175 17L172 18L173 20H172L171 18H170V19L173 21V23H176V24H177V22H175V21H177L179 18L176 17L177 20L174 21ZM189 17L191 18V16H189ZM189 17H188V15H187L186 18H187V20H188V19H189V20H188V21L185 20V21H187L188 23H189V21H190V23H192L191 20H193V19L190 20ZM193 17H194V16H193ZM193 17H192V18H193ZM198 17H199V16H198ZM235 17H236V16H235ZM240 17H242V16L240 15ZM250 17H252V16H250ZM259 17H260V16H259ZM4 18H6V17H4ZM11 18H12V17H11ZM11 18H10V19H11ZM15 18H17V15H16ZM15 18H14V21H15ZM57 18H56V19H57ZM59 18H60V17H59ZM59 18H58V19H59ZM77 18H78V17H77ZM98 18H99V17H98ZM144 18H145V17H144ZM155 18H156V17H155ZM158 18H159V16H158ZM161 18H162V17H161ZM180 18H181V17H180ZM242 18H243V17H242ZM246 18H247V16H246ZM256 18H257V17H256ZM256 18H255V19H256ZM263 18H264V17H262V19H263ZM17 19L19 20V18H17ZM58 19H57V20H58ZM85 19H86V18H85ZM95 19H96V18H95ZM106 19H107V18H106ZM118 19H119V18H118ZM156 19H157V18H156ZM168 19H169V18H168ZM194 19H195V20H193V21H194V23H195V22H196V18H194ZM197 19H198V18H197ZM212 19H214V20H213V21H214V25H213V21H212ZM215 19H216V22H215ZM237 19H238V18H237ZM247 19H249V18H247ZM252 19H253V18H252ZM259 19H260V18H259ZM6 20H9V19H6ZM18 20H17V22L20 21V20H19V21H18ZM54 20H55V18H54ZM54 20H53V21H54ZM96 20H97V19H96ZM98 20H99V19H98ZM100 20H101V19H100ZM120 20H121V19H120ZM157 20H159V19H157ZM180 20H182V19H180ZM207 20H208V21H212V23H211V22L208 23ZM240 20H241V19H240ZM240 20H239V21H240ZM243 20H244V19H243ZM253 20H254V19H253ZM3 21H4V20H3ZM10 21H12V19H11ZM55 21H56V20H55ZM62 21H63V20H62ZM86 21H87V20H86ZM101 21H102V20H101ZM110 21H111V20H110ZM128 21H129V20H128ZM143 21H144V20H143ZM154 21H155V20H154ZM164 21H165V20H164ZM183 21H184V20H183ZM185 21H184V23H185ZM224 21H225V20H224ZM244 21H245V20H244ZM246 21H247V20H246ZM250 21H251V19H250ZM256 21H257V19H256ZM261 21H262V20H261ZM12 22H13V21H12ZM12 22H11V23H12ZM47 22H48V21H47ZM88 22H89V20H88ZM96 22H97V21H96ZM107 22H108V21H107ZM117 22H118V21H117ZM119 22H120V21H119ZM148 22H149V21H148ZM155 22H156V21H155ZM155 22H154V23H155ZM161 22H162V21H161ZM166 22H167V21H166ZM180 22H181V21H178L179 26L182 25V24L184 25V23L181 22L182 24H180ZM240 22H242V21H240ZM14 23H15V22H14ZM56 23H57V22H56ZM130 23H131V22H130ZM141 23H142V22H141ZM159 23H160V21L158 22V27H159ZM170 23H171V21H170ZM190 23L188 24V25H189V26H188V32H189V33H190V31H191V24H190ZM242 23H244V22H242ZM246 23L248 24L249 22L247 21ZM251 23H252V22H251ZM251 23H250V26H252ZM254 23H255V22H254ZM258 23H259V22H258ZM12 24H13V23H12ZM12 24H11V25H12ZM15 24H18V23H15ZM59 24H60V23L58 22V26H59ZM95 24H96V23H95ZM114 24H115V23H114ZM116 24H117V23H116ZM119 24L122 25L121 23H119ZM135 24H136V23H135ZM146 24H147V23H146ZM149 24H151V23H149ZM238 24H239V23H238ZM244 24H245V23H244ZM244 24H243V25H244ZM255 24H256V23H255ZM18 25H19V24H18ZM43 25H44V24H43ZM56 25H57V24H56ZM96 25H97V24H96ZM96 25H94V26H96ZM144 25H145V24H144ZM233 25H235V24H233ZM240 25H241V24H240ZM54 26H55V25H54ZM62 26H63V24H62ZM105 26H106V25H105ZM118 26H119V25H118ZM128 26H129V25H128ZM151 26H152V25H151ZM155 26H156V25H155ZM168 26H169V25H167V28H168ZM172 26H174V24H172ZM241 26H242V25H241ZM245 26L247 27V25H245ZM7 27H8V26H7ZM44 27H45V26H44ZM174 27L177 28V25L174 26ZM180 27H181V26H180ZM226 27H227V26H226ZM239 27H240V26H239ZM243 27H244V26H243ZM243 27H242V28H243ZM257 27H258V26H257ZM20 28H21V27H20ZM20 28H19V29H20ZM116 28H117V27H116ZM148 28H149V27H148ZM150 28H151V27H150ZM178 28H179V27H178ZM184 28H185V27H184ZM244 28H245V27H244ZM244 28H243V30H245ZM247 28H248V27H247ZM252 28H253V27H252ZM252 28H251V31H252ZM259 28H260V27H259ZM9 29H10V28H9ZM19 29H18V31H19ZM121 29H122V28H121ZM123 29H124V28H123ZM135 29H136V28H135ZM153 29H154V28H153ZM161 29H162V28H161ZM168 29H169V28H168ZM210 29H211V30H210ZM223 29H224V28H223ZM110 30H111V29H110ZM128 30H130V29H128ZM132 30H133V29H132ZM143 30H144V29H143ZM169 30H170V29H169ZM176 30H177V29H176ZM178 30H180V29H178ZM178 30H177V32H178ZM183 30H184V29H183ZM185 30L187 31V29H185ZM185 30H184V31H185ZM255 30H256V28H255ZM261 30H262V29H259V31H261ZM263 30H264V29H263ZM114 31H115V30H114ZM123 31H124V30H123ZM130 31H131V30H130ZM166 31H167V30H166ZM173 31H175V30H173ZM173 31H172V32H173ZM186 31H185V32H186ZM224 31H225V29H224ZM5 32H6V31H5ZM11 32H12V31H11ZM137 32H139V31H137ZM145 32H146V31H145ZM157 32H158V31H157ZM170 32H171V31H170ZM177 32H176V33H177ZM179 32H181V31H179ZM185 32H184V34H185ZM188 32H186V35H184L185 37L187 36L186 39H187L188 36H189V35H187ZM222 32H223V31H222ZM242 32H243V31H242ZM257 32H258V30H257ZM1 33H2V32H1ZM7 33H8V32H7ZM17 33H18V32H17ZM17 33H16V34H17ZM25 33H26V32H25ZM68 33H69V32H68ZM71 33H72V32H71ZM71 33H70V34H71ZM73 33H74V32H73ZM96 33H97V32H96ZM100 33H101V32H100ZM119 33H120V32H119ZM124 33H125V32H124ZM130 33H131V32H130ZM130 33H129V35H130ZM150 33H151V32H150ZM158 33H159V32H158ZM164 33H166V32H164ZM181 33H182V32H181ZM209 33L206 35V36H208L207 38H209ZM232 33H234V32H232ZM243 33H245V32H243ZM252 33H253V32H252ZM252 33H250V35H252ZM258 33H260V32H258ZM5 34H6V33H5ZM109 34H110V33H109ZM116 34H117V33H116ZM116 34H115V35H116ZM125 34H126V33H125ZM139 34H140V33H139ZM171 34H172V33H171ZM174 34H175V33H173V36H174ZM179 34H180V33H179ZM223 34H224V33H223ZM245 34H246V33H245ZM254 34H255V33H254ZM7 35H8V34H7ZM118 35H119V34H118ZM133 35H134V34H133ZM136 35H138V34L136 33ZM148 35H149V34H148ZM156 35H157V34H156ZM175 35H178V34H175ZM180 35H181V34H180ZM180 35H179V36H180ZM211 35H212V34H211ZM215 35H216V37H215ZM262 35H264V33H263ZM8 36H9V35H8ZM17 36H19V35H17ZM95 36H96V35H95ZM97 36H98V35H97ZM99 36H100V35H99ZM108 36H109V35H108ZM130 36H131V35H130ZM134 36H135V35H134ZM144 36H145V34H144ZM151 36H152V35H151ZM165 36H166V34H165ZM171 36H172V35H171ZM173 36H172V37H173ZM191 36H192V35H191ZM191 36H189L190 40L192 39ZM240 36H241V35H240ZM242 36H243V35H242ZM246 36L248 37V35H246ZM257 36H258V35H257ZM260 36H261V35H260ZM19 37H22V35L19 36ZM66 37H67V36H66ZM115 37H116V36H115ZM119 37H120V36H119ZM122 37H123V36H122ZM156 37H157V36H156ZM169 37H170V35H169ZM175 37H178V36H175ZM214 37H215V38H214ZM252 37H253V35H252ZM4 38H5V37H4ZM10 38H12V37H9V39H10ZM15 38H16V37H15ZM24 38H25V37H24ZM47 38H48V37H47ZM68 38H70V37H68ZM76 38H77V37H76ZM86 38H87V37H86ZM100 38H101V37H100ZM120 38H121V37H120ZM143 38H144V37H143ZM151 38H152V37H151ZM157 38H159V35H158ZM157 38H155V39H157ZM163 38H164V36H163ZM173 38H174V37H173ZM189 38H188V39H189ZM211 38H214V39H211ZM254 38H255V37H254ZM1 39H2V38H1ZM7 39H8V38H7ZM20 39H21V38H20ZM49 39H50V38H49ZM49 39H48V40H49ZM63 39H64V37H63ZM79 39H80V38H79ZM96 39H98V38L95 37V40H96ZM139 39H140V37H139ZM146 39L148 40V38H146ZM146 39H145V41H146ZM153 39H154V38H153ZM169 39H170V38H169ZM175 39H176V38H175ZM194 39H195V38H194ZM240 39H241V38H240ZM245 39H246V37L244 38V40H245ZM249 39H250V38H249ZM258 39H260V38L258 37ZM13 40H14V39H13ZM23 40H24V42H25V41H29V40H27V38H26V40H25V39H23ZM65 40H69V39H65ZM70 40H71V41H70L71 43H74V45H76L75 42H72V40H74L73 37H72ZM76 40H77V39H76ZM99 40H100V39H99ZM105 40H106V39H105ZM111 40H112V39H111ZM119 40H120V39H119ZM132 40H133V39H132ZM163 40H164V39H163ZM173 40H174V39H173ZM173 40H172V41H173ZM180 40H185V39H184V38H183V39L180 38ZM180 40L178 39L177 41H180ZM190 40H187V41H190ZM231 40H232V39H231ZM244 40H243V42H244ZM251 40H252V39H251ZM255 40H256V39H255ZM255 40H254V41L252 40V41L255 42ZM262 40H263V38H262ZM14 41H15V40H14ZM74 41H75V40H74ZM97 41H98V40H96V43H97ZM116 41H117V40H116ZM126 41H127V40H126ZM128 41H129V40H128ZM130 41H131V40H130ZM158 41H159V40H158ZM169 41H171V40H168V42H169ZM185 41H186V40H185ZM191 41H193V40H191ZM204 41H205V40H204ZM245 41H249V40L246 39ZM258 41H259V40H258ZM15 42H16V41H15ZM70 42H69V44H70ZM78 42H79V40H78ZM81 42H82V41H81ZM111 42H112V41H111ZM121 42H122V41H121ZM146 42H147V41H146ZM146 42H145V43H146ZM201 42H202V41H201ZM207 42H206V43H207ZM260 42H261V40H260ZM260 42H258V43H260ZM16 43H17V42H16ZM25 43H26V42H25ZM44 43H45V42H44ZM49 43H50V41H49ZM49 43H48V44H49ZM54 43H55V38H54ZM103 43H104V42H103ZM139 43H140V42H139ZM155 43H156V42H155ZM179 43H182V41H180ZM184 43H188V44H191V45H193V46H194V45H195V46H196V45L198 46V44H197L196 42H190V43H189V42H184ZM193 43H194V44H193ZM247 43H248V42H247ZM249 43H250V41H249ZM14 44H15V43H14ZM26 44H27V43H26ZM85 44H87V43L85 42ZM100 44H101V43H100ZM118 44H119V43H118ZM126 44H127V43H126ZM132 44H133V43H132ZM146 44H147V43H146ZM148 44H149V43H148ZM171 44H172V42H171ZM208 44H207V45H208ZM242 44L244 45V43H241V45H242ZM252 44H253V43H252ZM255 44H257V43H255ZM261 44H262V43H261ZM0 45H1V44H0ZM9 45H11V44H9ZM15 45H16V44H15ZM17 45H18V44H17ZM74 45H73V46H74ZM82 45H83V44L81 43V46H82ZM127 45H128V44H127ZM152 45H153V44H152ZM157 45H159V44H157ZM191 45H189V46H190V49H189L190 51H187V52H191V48L194 49L195 46H194V47H191ZM205 45H206V44H205ZM210 45L205 46L206 49H204V47H203V49H204V50H207V51H209L208 49H210V51H212L213 53L215 52L214 54L217 53V57H216V55L214 56V54H213L212 52H211V53L213 54V57H212L211 55H210V56H207V55H208V54H207V51L204 52V50H203V53H204V54H207L206 57H209V59H211L210 57H212V59H213L214 57L216 58V60H215V58H214L213 61L211 62L212 65L210 64V65H211V68H213V67H216V66H217V65L214 66V65H213V62H214V61H217V58L219 57V53H218V51L216 52L214 48H213L214 50H213L212 48H209ZM243 45H242V47H243ZM245 45H246V42H245ZM245 45H244V46H245ZM250 45H251V43H250ZM257 45H259V44H257ZM73 46H70V47H73ZM96 46H97V45H96ZM147 46H149V45H147ZM155 46H156V45H155ZM166 46H167V45H166ZM169 46H170V45H169ZM183 46H185V45H183ZM232 46H233V45H232ZM248 46H249V45H248ZM248 46H247V47H248ZM253 46L255 47V45H253ZM259 46H260V45H259ZM9 47H10V46H9ZM26 47H27V46H26ZM55 47H56V46H55ZM66 47L68 48V46H66ZM76 47L78 48L77 45H76ZM87 47H88V49H89V46H88V45H87ZM125 47H126V46H125ZM142 47H143V46H142ZM156 47H157V46H156ZM159 47H160V46H159ZM175 47H176V46H175ZM239 47H240V46H239ZM247 47H246V48H247ZM16 48H17V47H16ZM81 48H82V47H81ZM101 48H102V47H101ZM107 48H108V47H107ZM120 48H121V47H120ZM145 48H146V47H145ZM179 48H180V47L178 46V49H179ZM185 48H186V46H185ZM195 48H196V47H195ZM234 48H235V47H234ZM240 48H241V47H240ZM251 48H252V47H251ZM256 48H258V47H256ZM259 48H260V47H259ZM17 49H18V48H17ZM26 49H27V48H26ZM40 49H41V48H40ZM74 49H75V51H78L76 48L73 47V50H74ZM82 49H83V48H82ZM84 49H85V47H84ZM84 49H83V50H84ZM86 49H87V48H86ZM88 49H87V50H88ZM127 49H128V48H127ZM133 49H134V48H133ZM147 49H148V48H147ZM161 49H163V48H161ZM176 49H177V48H176ZM182 49H183V48H182ZM244 49H245V48H244ZM247 49H248V48H247ZM247 49H246V51H247ZM252 49H253V48H252ZM261 49H262V48H261ZM22 50H23V49H22ZM27 50H28V49H27ZM29 50H30V49H29ZM36 50H37V49H36ZM38 50H39V49H38ZM65 50H70V49H65ZM97 50H98V49H97ZM97 50H94V53H96L95 51H97ZM123 50H124V49H123ZM145 50H146V49H145ZM148 50H149V49H148ZM152 50H153V49H152ZM174 50H175V49H174ZM179 50H180V49H179ZM183 50H184V49H183ZM195 50H196V49H195ZM197 50H199V49H197ZM197 50L195 51V57H196L195 59L198 58V57H197V53H198ZM237 50H238V49H237ZM259 50H260V49H259ZM6 51H7V50H6ZM12 51H13V50H12ZM25 51H26V50H25ZM39 51H40V50H39ZM39 51H36V52H39ZM52 51H54V49H52ZM55 51H56V49H55ZM75 51H74V52H75ZM90 51H91V50H90ZM90 51H89V52H90ZM119 51H120V50H119ZM136 51H137V50H136ZM139 51H140V50H139ZM143 51H144V50H143ZM156 51H157V50H156ZM167 51L170 52V50H167ZM180 51L182 52V50H180ZM185 51H186V49H185ZM243 51H244V50H243ZM246 51H245V52H246ZM248 51H249V50H248ZM253 51H256V50H253ZM260 51H261V50H260ZM260 51H259V52H260ZM263 51H264V49L262 50V53H263ZM15 52H16V51H15ZM23 52H24V51H23ZM27 52H28V51H27ZM44 52H45V51H44ZM78 52H79V51H78ZM80 52H81V51H80ZM91 52H92V51H91ZM91 52H90V54H91ZM104 52H105V51H104ZM116 52H117V51H116ZM122 52H123V51H122ZM158 52H160V51H158ZM168 52H167V53H168ZM196 52H197V53H196ZM249 52H250V51H249ZM256 52H257V51H256ZM17 53H18V52H17ZM29 53H30V52H29ZM52 53H53V52H52ZM62 53H63V52H62ZM69 53H71V52H69ZM69 53H68V54H69ZM75 53H76V52H75ZM81 53H82V52H81ZM107 53H108V51H107ZM117 53H118V52H117ZM130 53H131V52H130ZM145 53H146V52H145ZM171 53H172V52H171ZM171 53H170V54H171ZM182 53H183V52H182ZM191 53H192V52H191ZM209 53H210V52H209ZM235 53H236V52H235ZM250 53H251V52H250ZM257 53H258V52H257ZM12 54H13V52H12ZM25 54H26V53H25ZM25 54H24V55H25ZM37 54H39V53H37ZM83 54H84V53H82V55H83ZM86 54H87V53L85 52V55H86ZM90 54H89V56H90ZM118 54H119V53H118ZM131 54H132V53H131ZM140 54H141V53H140ZM140 54H139L138 56H140ZM149 54H150V53H149ZM151 54H152V53H151ZM170 54H168V55H170ZM176 54H177V53H176ZM198 54H199V53H198ZM200 54H201V53H200ZM200 54H199V55H200ZM241 54H243V53H241ZM241 54H240V55H241ZM258 54H259V53H258ZM24 55H23V56H24ZM27 55H29V54H27ZM39 55H40V54H39ZM39 55H38V56H39ZM47 55H48V54H47ZM96 55H97V53H96ZM96 55H94V56H96ZM141 55H142V54H141ZM143 55H144V54H143ZM146 55H147V54H146ZM172 55H173V54H172ZM174 55H175V54H174ZM179 55H180V54H179ZM247 55L250 56L249 53H248ZM252 55H253V54H252ZM262 55H263V54H262ZM262 55H261V56H262ZM44 56H45V55H44ZM54 56H56V55H54ZM89 56H88V58H89ZM100 56H101V55H100ZM103 56H104V55H103ZM106 56H107V55H106ZM182 56H183V55H182ZM189 56H190V55H189ZM189 56H188V57H189ZM203 56H204V55L201 54V56H199V57H203ZM243 56H244V55H243ZM256 56H257V55H256ZM12 57H13V55H12ZM18 57H19V56H18ZM39 57H40V56H39ZM57 57H58V56H57ZM109 57H110V56H109ZM109 57H107V58H109ZM122 57H123V56H122ZM145 57H146V56H145ZM165 57H166V56H165ZM240 57H241V56H240ZM247 57H248V56H247ZM22 58H23V57H22ZM55 58H56V57H55ZM112 58H113V57H112ZM123 58H124V57H123ZM136 58H137V56H136ZM142 58H143V57H142ZM146 58H148V57H146ZM173 58H174V57H173ZM191 58H192V57L190 56V60H192ZM245 58H246V57H245ZM245 58H244V59L241 58V59L245 62V61H247ZM248 58H249V57H248ZM250 58H251V57H250ZM259 58H260V57H259ZM262 58H263V57H262ZM26 59H27V58H26ZM94 59H95V57H94ZM109 59H110V58H109ZM148 59H150V57H149ZM176 59H177V57H176ZM176 59H175V61H176ZM201 59H202V58H201ZM201 59H197L198 63H199V61H200ZM203 59H204V58H203ZM241 59H240V60H241ZM24 60H25V59H24ZM43 60H44V59H43ZM58 60H59V59H58ZM98 60H99V59H98ZM116 60H117V58H116ZM123 60H124V59H123ZM131 60H132V59H131ZM170 60H171V58L169 59V61H170ZM172 60H174V59H172ZM183 60H184V59H183ZM186 60H187V59H186ZM205 60H206V59H205ZM223 60H224V59H223ZM249 60H250V59H249ZM262 60H263V59H262ZM11 61H12V59H11ZM20 61H21V60H20ZM74 61H75V60H74ZM102 61H103V60H102ZM109 61H110V60H109ZM117 61H118V60H117ZM128 61H129V60H128ZM132 61H133V60H132ZM144 61H145V60H144ZM144 61H143V62H144ZM154 61H156V58H155ZM201 61H202V60H201ZM210 61H211V60H209V63H210ZM253 61H256V59H255V60L253 59ZM62 62H63V61H62ZM70 62H71V60H70ZM86 62H87V61H86ZM100 62H101V61H100ZM103 62H104V61H103ZM126 62H127V61H126ZM129 62H131V61H129ZM134 62H135V61H134ZM134 62H133V63H134ZM143 62H141V63H143ZM156 62H157V61H156ZM176 62H177V61H176ZM192 62H193V61H192ZM192 62L189 61L190 64H191ZM195 62H196V61H195ZM217 62H219V61H217ZM217 62H214V64L217 63ZM224 62H225V61H224ZM240 62H242V61H240ZM262 62L264 63V60H263ZM24 63H25V62H24ZM24 63H23V64H24ZM49 63H50V62H49ZM76 63H77V61H76ZM76 63H75V64H76ZM87 63H88V62H87ZM96 63H98V62H97V56H96ZM105 63H106V62H105ZM109 63H110V62H109ZM152 63H153V62H152ZM185 63L187 64V62H185ZM202 63H203V62H202ZM202 63L200 62V64H202ZM222 63H223V62H222ZM251 63H252V62H251ZM256 63H257V62H256ZM258 63H259V62H258ZM0 64H1V63H0ZM5 64H6V63H5ZM23 64H20V65H23ZM70 64H71V63H70ZM90 64H91V63H90ZM98 64H99V63H98ZM119 64H120V63H119ZM128 64H129V63H128ZM138 64H139V63H138ZM149 64H150V63H149ZM156 64H157V63H156ZM172 64H173V63H172ZM195 64H196V63H195ZM195 64H193V65L195 66ZM206 64H208V63H206ZM223 64H224V63H223ZM242 64H243V62H242ZM246 64H247V63H246ZM3 65H4V64H3ZM28 65H29V64H28ZM88 65H89V64H88ZM108 65H109V64H108ZM179 65H181V63H179ZM208 65H209V64H208ZM208 65H207V66H208ZM210 65H209V66H210ZM218 65H219V63H218ZM240 65H241V64H240ZM5 66H6V65H5ZM47 66L49 67V65H47ZM63 66H64V65H63ZM71 66H72V65H71ZM89 66H91V65H89ZM96 66H97V64H96ZM103 66H104V65H103ZM128 66H129V65H128ZM140 66H141V64H140ZM145 66H146V65H145ZM156 66H157V65H156ZM184 66H185V65H184ZM188 66H190V65H188ZM191 66H192V65H191ZM205 66H206V65H205ZM209 66H208V67H209ZM224 66H226V65H224ZM250 66H251V65H250ZM6 67H7V66H6ZM18 67H19V66H18ZM21 67H22V66H21ZM72 67H73V66H72ZM100 67H101V66H100ZM112 67H113V66H112ZM125 67H126V66H125ZM178 67H182V66H178ZM195 67H197V66H195ZM199 67H200V66L198 65V67H197V68H198V70H197L198 72L200 71V68H199ZM208 67H206V69H208V71H207V70H206V71H207V72L210 71L209 73H211V71H212L213 69L211 70V68H210V67L208 68ZM218 67H219V66H217V68H218ZM246 67H247V65H246ZM0 68H1V67H0ZM2 68H3V67H2ZM4 68H5V67H4ZM70 68H71V67H70ZM82 68H83V67H82ZM82 68H81V69H82ZM123 68H124V67H123ZM176 68H177V67H176ZM192 68H193V67H192ZM192 68H191V69H192ZM204 68H205V67H204ZM204 68H203V69H204ZM217 68H215V71H217V70H216ZM226 68H227V66H226ZM248 68H249V67H248ZM252 68H254V67H252ZM36 69H37V68H36ZM47 69H48V68H47ZM60 69H61V68H60ZM77 69H78V68H77ZM77 69H76V71H78ZM91 69H92V68H91ZM91 69H90V70H91ZM106 69H107V68H106ZM116 69H117V68H116ZM119 69H120V68H119ZM128 69H129V68H128ZM131 69H132V68H131ZM174 69H175V68H174ZM181 69H182V68H181ZM209 69H210V70H209ZM242 69H244V67H242ZM262 69H263V68H262ZM19 70H20V69H19ZM37 70H38V69H37ZM37 70H36V71H37ZM43 70H45V69H43ZM96 70H97V69H96ZM144 70H145V69H144ZM144 70H143V71H144ZM149 70H150V69H149ZM177 70H178V69H177ZM182 70H183V69H182ZM182 70H180V71H182ZM245 70H246V69H245ZM254 70H255V69H254ZM0 71H1V70H0ZM7 71H8V70H6L5 72H7ZM38 71L40 72V69H39ZM91 71H92V70H91ZM125 71H127V70H125ZM132 71H133V70H132ZM147 71H148V70H147ZM175 71H176V70H175ZM187 71H190V69L187 70ZM187 71H186V72H187ZM191 71H192V70H191ZM191 71H190V73L193 74V73H192L193 71H192V72H191ZM202 71H203V70H202ZM215 71H214V72H215ZM240 71H241V69H240ZM246 71H247V70H246ZM250 71H251V70H250ZM9 72H10V71H8L6 74H8ZM113 72H114V71H113ZM184 72H185V71H183V73H184ZM194 72H195V70H194ZM198 72H197V73H198ZM204 72H205V71H204ZM212 72H213V71H212ZM247 72H248V71H247ZM0 73H1V72H0ZM26 73H27V72H26ZM94 73H95V71H94ZM119 73H120V72H119ZM141 73H142V72H141ZM148 73H149V72H148ZM156 73H157V72H156ZM156 73H155V74H156ZM168 73H169V72H168ZM179 73H181V72H179ZM200 73H201V71H200ZM252 73H254V72L252 71ZM258 73H259V71H258ZM6 74H5V75H6ZM28 74H29V73H28ZM129 74H130V73H129ZM131 74H132V73H131ZM181 74H182V73H181ZM212 74H213V73H212ZM212 74H208V75H209V76H210V75L212 76ZM243 74L245 75V73H243ZM254 74L256 75L257 73H254ZM259 74H261V73H259ZM262 74H264V73H262ZM262 74H261V75H262ZM2 75H3V72H2ZM8 75L10 76V74H8ZM11 75H12V74H11ZM15 75H16V74H15ZM40 75H41V74H40ZM108 75H109V74H108ZM115 75H116V74H115ZM118 75H119V74H118ZM157 75H158V74H157ZM183 75H184V74H183ZM185 75H186V73H185ZM187 75H188V77H189L190 74H188V72H187ZM200 75H201V74H200ZM200 75H199V73H198V76H200ZM204 75H205V73H204ZM213 75H214V74H213ZM215 75H216V74H215ZM217 75H219L218 72H217ZM217 75H216V76H217ZM257 75H258V74H257ZM0 76H1V75H0ZM3 76H4V75H3ZM9 76H8V77H9ZM12 76H13V75H12ZM16 76H17V75H16ZM16 76H15V77H12V79H11V85L13 84L12 80H14V82H15V81H18V79H16ZM29 76H31V75H29ZM36 76H37V75H36ZM36 76H35V77H36ZM95 76H97V73H96V75H94V77H95ZM127 76H128V75H127ZM175 76H176V75H175ZM177 76H178V75H177ZM190 76H191V75H190ZM192 76H193V75H192ZM209 76H208V78H209ZM225 76H226V75H225ZM258 76H259V75H258ZM258 76H257V77H258ZM6 77H7V75H6ZM40 77H41V76H40ZM72 77H73V76H72ZM77 77H78V76H77ZM123 77H124V76H123ZM130 77H131V76H130ZM201 77H202V75H201ZM206 77H207V76H206ZM217 77H218V76H217ZM228 77H229V76H227V78H228ZM242 77H243V75H242ZM263 77H264V76H263ZM36 78H37V77H36ZM36 78H35V79H36ZM70 78H71V77H70ZM109 78H111V77H109ZM117 78H118V77H117ZM139 78H140V77H139ZM155 78H157V77H155ZM155 78H154V79H155ZM172 78H173V77H172ZM178 78H179V77H178ZM189 78H191V77H189ZM212 78H213V76H212ZM212 78L210 77V79H212ZM214 78H215V77H214ZM224 78H225V77H224ZM229 78H230V77H229ZM229 78H228V79H229ZM254 78H255V77H254ZM38 79H39V76H38ZM38 79H37V80H38ZM75 79H76V78H75ZM91 79H92V78H91ZM96 79H97V78H96ZM107 79H108V78H107ZM115 79H116V78H115ZM141 79H142V78H141ZM175 79H176V78H175ZM198 79H199V78H198ZM200 79L202 80V78H200ZM200 79H199V80H200ZM210 79H209V80H210ZM216 79H217V78H215V81H216ZM230 79H231V78H230ZM239 79H240V76H239ZM244 79H245V78H244ZM250 79H251V78H250ZM89 80H90V79H89ZM111 80H112V79H111ZM125 80H126V79H125ZM147 80H148V79H147ZM152 80H153V79H152ZM176 80H177V79H176ZM180 80H181V79H180ZM194 80H195V78H194ZM206 80H207V78H206ZM212 80H214V79H212ZM212 80H210V81H212ZM224 80H225V79H224ZM240 80H241V79H240ZM242 80H243V79H242ZM260 80H261V79H260ZM7 81H8V83H9V81H10V77L8 78ZM22 81H23V80H22ZM115 81H116V80H115ZM122 81H123V80H122ZM131 81H132V80H131ZM148 81H149V80H148ZM178 81H179V80H178ZM188 81H189V79H188ZM191 81H193V80H191ZM210 81H209V82H210ZM226 81H227V80H226ZM256 81H257V80H256ZM29 82H30V81H28V83H29ZM77 82H78V80H77ZM94 82H95V81H94ZM102 82H103V81H102ZM102 82H101V83H102ZM106 82H107V81H106ZM112 82H113V81H112ZM136 82H137V81H136ZM136 82H135V83H136ZM139 82H140V81H139ZM156 82H157V81H156ZM182 82H183V80H182ZM189 82H190V81H189ZM200 82H201V81H199V83H200ZM203 82H204V81H203ZM203 82H202V83H203ZM209 82H208V84H212V82H211V83H209ZM213 82H214V81H213ZM216 82H217V81H216ZM218 82H219V81H218ZM237 82H238V81H237ZM239 82H241V81H239ZM243 82H244V81H243ZM247 82H248V80H247ZM26 83H27V82H26ZM73 83H74V82H73ZM90 83H91V82H90ZM124 83H125V82H124ZM124 83H123V84H124ZM192 83H193V82H192ZM195 83H197V82L194 81V85H193V86L196 88V84H195ZM227 83H228V82H227ZM227 83H226V85H228ZM244 83H245V82H244ZM1 84H2V83H1ZM3 84H4V82H3ZM130 84H131V83H130ZM132 84H133V83H132ZM132 84H131V85H132ZM143 84H144V83H143ZM147 84H148V83H147ZM149 84H150V83H149ZM151 84H152V83H151ZM173 84H174V83H173ZM206 84H207V83H206ZM206 84H205V85H206ZM245 84H246V83H245ZM5 85H6V84H5ZM8 85H10V84H8ZM17 85H18V84H16V82H15V84L12 85L10 89L13 88V89L15 90V92H18V91H17L18 89H21V90L23 91L22 86H20L21 88H19ZM24 85H25V84H24ZM43 85H44V84H43ZM47 85H49V84H47ZM74 85H75V84H74ZM103 85H104V84H103ZM144 85H145V84H144ZM188 85H189V84H188ZM197 85H198V84H197ZM199 85H200V84H199ZM214 85H218V84H217V83H216V84L214 83ZM214 85L212 84V86H210V87H213ZM251 85H252V84H251ZM29 86H30V85H29ZM95 86H96V85H95ZM95 86H94V88H95ZM120 86H121V85H120ZM139 86H140V85H139ZM149 86H150V85H149ZM184 86H185V85H184ZM191 86H192V85H191ZM207 86H208V85H207ZM246 86H247V85H246ZM248 86H249V85H248ZM262 86H263V84H262ZM3 87H4V86H3ZM24 87H25V86H24ZM53 87H54V86H53ZM113 87H114V86H113ZM115 87H117V85H116ZM115 87H114V88H115ZM124 87H125V86H124ZM129 87H130V86H129ZM155 87H156V86H155ZM181 87H182V86H181ZM181 87H180V88H181ZM201 87H203V86L200 85V87H199L200 89H195V88H193V89L196 90V91L194 92V95H195V93H196L197 91H198V92H199V91L202 92ZM204 87H206V86H204ZM210 87H209V88H210ZM218 87H219V85H218ZM238 87H239V86H238ZM241 87H243V86H240V88H241ZM263 87H264V86H263ZM44 88H45V87H44ZM72 88H73V87H72ZM72 88H71V91H70L71 94L74 93V92L72 93ZM96 88H97V86H96ZM103 88H104V87H103ZM117 88L119 89V87H117ZM146 88L148 89L149 87L146 86ZM171 88H172V87H171ZM215 88H216V87H215ZM228 88H230V87H228ZM244 88H245V87H244ZM250 88H251V86H250ZM47 89H48V88H47ZM89 89H90V88H89ZM99 89H100V88H99ZM112 89H113V88H112ZM125 89H126V88H125ZM130 89H131V88H130ZM136 89H137V88H136ZM138 89H139V88H138ZM140 89H141V87H140ZM176 89H177V88H176ZM203 89H204V88H203ZM207 89H208V88H207ZM207 89H206L207 92H205V93H206V95L209 96V97L207 98V96H206V101H207V102L209 101V103H210V100H209V99H212V98L215 97V95H216L215 93H216L217 89L211 88V89L216 90L215 92H214V90L211 92V90L208 91ZM237 89H238V88H237ZM242 89H243V88H242ZM242 89H241V90H242ZM28 90H29V89H28ZM54 90H55V89H54ZM74 90H75V89H74ZM148 90H151V89H148ZM181 90H182V89H181ZM184 90H185V89H184ZM218 90H219V89H218ZM248 90H249V89H248ZM19 91H20V90H19ZM39 91H40V90H39ZM39 91H38V92H39ZM51 91H52V90H51ZM57 91H58V90H57ZM121 91H122V90H121ZM121 91H120V92H121ZM151 91H152V90H151ZM182 91H183V90H182ZM186 91H188V90H186ZM193 91H194V90H193ZM249 91H250V90H249ZM249 91H248V92H249ZM25 92H26V91H25ZM25 92H24V93H25ZM42 92H43V91H42ZM47 92H48V91H47ZM49 92H50V91H49ZM65 92H66V91H65ZM81 92H82V91H81ZM81 92H80V93H81ZM104 92H105V91H104ZM110 92H112V91H110ZM148 92H149V91H148ZM177 92H178V91H177ZM177 92H176V93H177ZM198 92H197L196 95H198ZM200 92H199V93H200ZM209 92H211V93L209 94ZM213 92H214V94H213ZM241 92H242V91H240V93H241ZM254 92H255V90H254ZM18 93H19V92H18ZM36 93H37V92H36ZM36 93H35V94H36ZM39 93H40V92H39ZM52 93H53V92H52ZM54 93H55V92H54ZM57 93H58V92H57ZM76 93H77V92H76ZM85 93H86V92H85ZM87 93H89V92H87ZM114 93H115V92H114ZM125 93H126V92H125ZM174 93H175V92H174ZM224 93H225V92H224ZM224 93H222V94H224ZM227 93H228V92H227ZM229 93H230V92H229ZM244 93H245V92H244ZM244 93H243V94H244ZM15 94H16V93H15ZM40 94L43 95L42 93H40ZM40 94H38V95H40ZM46 94H47V93H45V95H46ZM49 94L51 95V92H50ZM60 94H61V93H60ZM63 94H64V92H63ZM74 94H75V93H74ZM77 94H79V92H78ZM89 94H91V93H89ZM102 94H103V93H102ZM120 94H121V93H120ZM120 94H119V95H120ZM130 94H131V93H130ZM133 94H134V93H133ZM141 94H142V93H141ZM146 94H148V93H146ZM146 94H145V95H146ZM156 94H157V93H156ZM211 94H213V95H211ZM218 94H219V92H218ZM218 94H217V95H218ZM225 94H226V93H225ZM225 94H224V95H225ZM236 94H237V96H239V95H238V92H237ZM243 94H242V95H243ZM247 94H248V93H247ZM252 94H253V93H252ZM256 94H257V93H256ZM256 94H255V95H256ZM24 95H25V94H24ZM81 95H82V94H81ZM94 95L96 96V94H94ZM106 95H107V94H106ZM111 95H112V94H111ZM111 95H110V96H111ZM128 95H129V94H128ZM154 95H155V94H154ZM177 95H178V94H177ZM177 95H176V96H177ZM210 95H211V96H210ZM224 95H223V98H225ZM226 95H227V94H226ZM229 95H230V94H229ZM233 95H234V94H233ZM242 95H241V96H242ZM244 95H246V94H244ZM249 95H250V94H249ZM1 96H2V95H1ZM8 96H10V95H8ZM46 96L48 97V94H47ZM51 96H52V95H51ZM71 96H72V95H71ZM95 96H94V97H95ZM104 96H105V95H104ZM116 96H117V95H116ZM135 96H136V95H135ZM200 96H201V93H200ZM212 96H213V97H212ZM258 96H259V95H258ZM39 97H41V96H39ZM90 97H91V96H90ZM90 97H89V98H90ZM100 97H101V96H100ZM102 97H103V96H102ZM131 97H132V95H131ZM145 97H147V96H145ZM170 97H171V96H170ZM211 97H212V98H211ZM226 97H227V99H229L228 96H226ZM239 97H240V96H239ZM250 97H252V96H250ZM256 97H257V95H256ZM16 98H17V97H16ZM18 98H19V97H18ZM42 98H44V97H42ZM42 98H41V99H42ZM48 98H49V97H48ZM58 98H59V97H58ZM133 98H135V97H133ZM149 98H150V97H149ZM180 98H181V97H180ZM183 98H184V97H183ZM186 98H187V97H186ZM217 98H218V97H216V99H217ZM221 98H222V97H221ZM223 98H222V99H223ZM235 98H236V97H235ZM235 98H234V99H235ZM237 98H238V97H237ZM237 98H236V99H237ZM247 98H248V96H247ZM247 98H246V99H247ZM260 98H261V95H260ZM260 98H259V99H260ZM9 99H10V98H9ZM25 99H26V98H25ZM28 99H29V98H28ZM39 99H40V98H39ZM41 99H40V101H41ZM112 99H113V98H112ZM116 99H117V98H116ZM131 99H132V98H131ZM135 99H136V98H135ZM137 99H138V98H137ZM143 99H144V98H143ZM150 99H151V98H150ZM189 99H191V98H189ZM214 99H215V98H214ZM216 99H215V100H216ZM239 99H240V98H239ZM248 99H249V98H248ZM254 99H255V98H254ZM259 99H258V100H259ZM261 99H262V98H261ZM19 100H20V99H19ZM42 100H43V99H42ZM49 100H50V99H49ZM58 100H60V99H58ZM81 100H82V99H81ZM94 100H95V99H94ZM114 100H115V99H114ZM174 100H176V98H174ZM174 100H173V101H174ZM181 100H182V99H181ZM237 100H238V99H237ZM237 100H236V101H237ZM249 100H250V99H249ZM15 101H16V99H15ZM27 101H28V100H27ZM86 101H87V100H86ZM96 101H97V100H96ZM102 101H103V100H102ZM111 101H112V100H111ZM116 101H117V100H116ZM121 101H122V100H121ZM130 101H131V100H130ZM132 101H133V100H132ZM157 101H158V100H157ZM184 101H185V100H183V102H184ZM188 101H189V100H188ZM211 101H212V102H211V105H212V104L214 103V100H211ZM223 101H224V100H223ZM225 101H226V100H225ZM244 101H245V100H244ZM250 101H251V100H250ZM262 101H263V100H262ZM11 102H12V101H11ZM21 102H22V101H21ZM23 102H24V100H23ZM23 102H22V103H23ZM25 102H26V100H25ZM43 102H44V101H43ZM59 102H60V101H59ZM71 102L73 103V100H71ZM74 102H75V101H74ZM119 102H120V101H119ZM136 102H137V101H136ZM136 102H135V103H136ZM145 102H147V100L144 101V103H145ZM176 102H177V101H176ZM215 102H216V101H215ZM238 102H239V101H238ZM252 102H253V101H252ZM16 103H18V102L16 101ZM16 103H15V104H16ZM29 103H30V102H29ZM29 103H28V104H29ZM41 103H42V102H41ZM48 103H49V101H48ZM50 103H51V101H50ZM94 103H95V101H94ZM109 103H110V102H109ZM123 103H124V102H123ZM130 103H131V102H130ZM174 103H175V102H174ZM192 103H193V102H192ZM227 103H228V102H227ZM227 103H226V104H227ZM242 103H244V102H241V104H242ZM245 103H248V101H245ZM258 103H259V101H258ZM25 104H27V102H26ZM35 104L38 105V104H39V100H38L37 103L35 102ZM73 104H74V103H73ZM73 104H72V105H73ZM96 104H97V103H96ZM119 104H120V103H119ZM175 104H176V103H175ZM186 104H187V101H186ZM188 104H189V103H188ZM190 104H191V103H190ZM207 104H208V103H207ZM207 104H206V105H207ZM218 104H219V103H218ZM223 104H224V103H223ZM260 104H263V103H259L258 105H260ZM36 105H35V108H36ZM39 105H41V107H40ZM39 105H38L39 108H38V107L36 108V111H37V109H38L37 112H40V111H41L40 108H42V104H39ZM53 105H54V104H53ZM104 105H105V104H104ZM142 105H143V104H142ZM148 105H149V104H148ZM209 105H210V104H209ZM237 105H238V104H237ZM243 105H244V104H243ZM245 105H246V104H245ZM247 105H248V104H247ZM258 105H256V106H258ZM48 106H49V105H48ZM96 106H97V105H96ZM96 106H95V108H96ZM129 106H130V105H129ZM136 106H137V105H136ZM152 106H153V105H152ZM157 106H158V105H157ZM168 106H169V105H168ZM172 106H173V105H172ZM172 106H171V108H172ZM178 106H179V104H178ZM181 106H182V105H181ZM185 106H186V105H185ZM190 106H191V105H190ZM234 106L236 107V103H235ZM252 106H253V105H252ZM254 106H255V105H254ZM16 107H17L18 110H19V107L17 106V104H16ZM20 107H21V106H20ZM72 107H73V106H72ZM114 107H115V106H114ZM116 107H117V106H116ZM125 107H126V106H125ZM141 107H142V106H141ZM145 107H146V105H145ZM201 107H202V106L200 105V108H201ZM211 107H212V106H211ZM241 107H242V105H241ZM244 107H245V106H244ZM249 107H250V106H249ZM14 108H15V107H14ZM27 108H28V107H27ZM95 108H94V109H95ZM103 108H104V107H103ZM122 108H123V107H122ZM137 108L140 109L139 107H137ZM171 108H169L168 110H171ZM177 108H178V107H177ZM179 108H180V107H179ZM188 108H191V107H188ZM202 108H203V107H202ZM215 108H216V107H215ZM251 108H253V107H251ZM258 108H259V106H258ZM260 108H264V106L262 105V107H260ZM11 109H12V107H11ZM58 109H59V108H58ZM72 109H74V107H73ZM104 109H105V108H104ZM118 109H119V108H118ZM123 109H124V108H123ZM131 109H132V108H131ZM131 109H130V110H131ZM142 109H143V108H142ZM142 109H141V110H142ZM145 109H146V108H145ZM157 109H158V108H157ZM161 109H162V107H161ZM172 109H173V108H172ZM174 109H175V107H174ZM191 109L193 110V108H191ZM191 109H190V110H191ZM220 109H221V108H220ZM248 109H249V108H248ZM12 110H13V109H12ZM16 110H17V109H16ZM26 110H27V109H26ZM29 110H30V109H29ZM102 110H103V109H102ZM143 110H144V109H143ZM147 110H148V109H147ZM147 110H146V111H147ZM159 110H160V109H159ZM159 110L157 111V114H158ZM180 110H181V108H180ZM185 110H188V109H185ZM237 110H238V109H237ZM237 110H236V112H237ZM241 110H242V109H241ZM246 110H247V109H246ZM256 110L258 111V109H256ZM263 110H264V109H263ZM20 111H21V110H20ZM23 111H24V109H23ZM23 111H22V112H23ZM72 111H73V110H72ZM94 111H96V110H94ZM106 111H107V110H106ZM115 111H116V110H115ZM127 111H128V110H127ZM144 111H145V110H144ZM144 111H143V112H144ZM171 111H172V110H171ZM171 111H170V112H171ZM176 111H177V110H176ZM194 111H195V110H194ZM213 111H214V109H213ZM213 111H212V112H213ZM215 111H216V109H215ZM222 111H223V110H222ZM224 111H225V110H224ZM231 111H232V110H231ZM231 111H230V112H231ZM252 111H253V110H252ZM14 112H15V111H14ZM22 112H21V113H22ZM109 112H110V111H109ZM133 112H135V111L133 110ZM160 112H161V110H160ZM178 112H181V111H178ZM182 112H183V110H182ZM185 112H186V111H185ZM189 112H190V111H189ZM217 112H218V111H217ZM217 112H216V113H217ZM230 112H229V113H230ZM232 112H234V111H232ZM238 112H239V111H238ZM238 112H237V113H238ZM240 112H241V111H240ZM240 112H239V113H240ZM260 112H261V111H260ZM24 113H26V112H24ZM94 113H95V112H94ZM96 113H97V112H96ZM96 113H95V114H96ZM100 113H101V112H100ZM110 113H111V112H110ZM110 113H109V114H110ZM128 113H129V111H128ZM130 113H131V111H130ZM141 113H142V112H141ZM144 113H146V112H144ZM190 113L192 114V112H190ZM194 113H195V112H194ZM213 113H214V112H213ZM223 113H224V112H223ZM223 113H222V114H223ZM225 113H226V112H225ZM239 113H238V114H239ZM11 114H12V112H11ZM16 114H18V113H16ZM95 114H94V115H95ZM106 114H107V113H106ZM111 114H112V113H111ZM116 114H117V113H116ZM148 114H149V111H148ZM148 114H147V115H148ZM167 114H168V113H167ZM170 114H171V113H170ZM195 114H196V113H195ZM208 114H209V113H208ZM231 114H232V113H231ZM250 114H251V113H250ZM261 114H262V113H261ZM24 115H25V114H24ZM26 115H28V114H26ZM102 115H103V114H102ZM117 115H118V114H117ZM126 115H127V114H126ZM136 115H137V114H136ZM168 115H169V114H168ZM177 115H179V114H177ZM183 115L185 116V113H183ZM189 115H190V114H189ZM197 115H198V114H197ZM200 115H201V113H200ZM206 115H207V114H206ZM206 115H204V116L206 117ZM226 115H227V114H225V116H226ZM234 115H236V113H235ZM241 115H242V114H241ZM241 115H240V116H241ZM253 115H254V113H253ZM257 115H258V114H257ZM262 115H263V114H262ZM13 116H14V115H13ZM17 116H18V115H17ZM17 116H16V118L19 117V116H18V117H17ZM21 116H22V115H21ZM109 116H110V115H109ZM121 116H122V115H121ZM131 116H132V115H131ZM204 116H203V117H204ZM225 116H224V117H225ZM258 116H259V115H258ZM7 117H8V116H7ZM25 117H26V116H25ZM35 117H36V116H35ZM38 117H39V120H38L37 117H36V118H37V120H38L39 122H41V125H42V120L40 121L41 117H40V116H38ZM52 117H53V116H52ZM54 117H55V116H54ZM103 117H104V116H103ZM119 117H120V116H119ZM119 117H116V118H119ZM142 117H143V113H142ZM144 117H145V116H144ZM154 117H155V116H154ZM156 117L159 118L158 115H156ZM167 117H168V116H167ZM176 117H178V116H176ZM186 117H188V116L186 115ZM211 117H212V116H211ZM211 117H210V118H211ZM221 117L223 118V115H222ZM226 117H227V116H226ZM232 117H233V115H232ZM234 117H235V116H234ZM234 117H233V118H234ZM236 117H237V116H236ZM238 117H239V116H238ZM255 117H256V116H255ZM260 117H261V116H260ZM4 118H5V117H4ZM19 118H20V117H19ZM19 118H18V119H19ZM36 118H35V119H36ZM50 118H51V117H50ZM173 118H174V117H173ZM184 118H185V117H184ZM196 118H197V117H196ZM210 118H209V119H210ZM9 119H10V118H9ZM18 119H17V120H18ZM51 119H52V118H51ZM137 119H138V118H137ZM146 119H147V117H146ZM169 119H170V117L168 118V120H169ZM177 119H178V118H177ZM188 119H189V118H188ZM203 119H204V118H203ZM209 119H208V122H211V119H210V121H209ZM214 119H215V118H214ZM223 119H224V118H223ZM223 119H222V120H223ZM225 119H226V118H225ZM234 119H235V118H234ZM236 119H237V118H236ZM236 119H235L234 121H236ZM245 119H246V118H245ZM257 119H258V118H257ZM260 119H262V118H260ZM263 119H264V118H263ZM263 119L261 120L262 122H259V123H261L262 125H263ZM96 120H97V117H96ZM131 120H132V118H131ZM178 120H179V119H178ZM185 120H187V118H186ZM190 120H191V119H190ZM194 120H195V119H194ZM197 120H198V119H197ZM226 120H227V119H226ZM237 120H238V119H237ZM247 120H249V119H247ZM15 121H16V120H15ZM25 121H26V120H25ZM38 121H37V123H38ZM53 121H54V120H53ZM111 121H112V120H111ZM140 121H141V120H140ZM142 121H143V120H142ZM144 121H145V120H144ZM188 121H189V120H188ZM188 121H187V122H188ZM215 121H216V120H215ZM231 121H232V119H231ZM259 121H260V120H259ZM11 122H14V121H11ZM11 122H10V124H11ZM17 122H18V121H16V123H17ZM58 122H59V121H58ZM108 122H109V121H108ZM127 122H128V121H127ZM127 122H126V123H127ZM135 122H136V121L134 120V123H135ZM137 122H138V121H137ZM145 122H146V121H145ZM156 122H157V123H161V122H159V120H158V121L156 120ZM156 122H155V123H156ZM181 122H182V121H181ZM183 122H184V121H183ZM192 122H193V120H192ZM200 122H201V121H200ZM248 122H249V121H248ZM16 123H15V124H16ZM19 123H20V122H19ZM21 123H22V122H21ZM21 123H20V124H21ZM25 123H26V122H25ZM35 123H36V122H35ZM115 123H116V122H115ZM119 123H120V122H119ZM139 123H140V122H139ZM165 123H166V122H165ZM170 123L172 124L173 122H170ZM204 123H205V122H204ZM243 123H244V122H243ZM15 124H14V125H15ZM20 124H19V125H20ZM62 124H63V122H62ZM103 124H104V123H103ZM108 124H109V123H108ZM120 124H121V123H120ZM152 124H153V123H152ZM171 124H170V125H171ZM206 124H207V123H206ZM211 124H212V122H211ZM234 124H236V122H234ZM234 124H233V125H234ZM238 124H239V121H238ZM241 124H242V123H241ZM4 125H5V124H4ZM4 125H3V126H4ZM8 125H9V124H7V126H8ZM17 125H18V124H17ZM39 125H40L39 123L37 124V126H36V124H35L36 127H38ZM109 125H110V124H109ZM112 125H113V124H112ZM114 125H115V124H114ZM117 125H118V124H117ZM128 125H130V123H129ZM131 125H132V124H131ZM135 125H136V124H135ZM159 125H160V124H159ZM159 125H158V126H159ZM180 125H181V128H180V127H179V128H180V131H181V129L183 128V126H182L181 123H180ZM183 125H184V127L186 126L185 123H184ZM188 125H189V124H188ZM222 125H223V123H222ZM233 125H232V126H233ZM242 125H243V124H242ZM242 125H241V126H242ZM251 125H252V123H251ZM256 125H257V124H256ZM43 126H45V123H44V122H43ZM147 126H148V124H147ZM149 126H151V125H149ZM149 126H148V127H149ZM156 126H157V125H156ZM165 126H166V125H165ZM168 126H169V125H168ZM168 126H167V127H168ZM191 126H192V124H191ZM193 126H194V125H193ZM208 126H209V125H208ZM236 126H237V125H236ZM236 126H235V127H236ZM246 126H247V125H246ZM258 126H259V124H258ZM23 127H24V126H23ZM27 127H28V126H27ZM41 127H42V126H40L39 129H41ZM45 127H46V126H45ZM45 127H43V129H44ZM104 127H105V126H104ZM107 127H108V126H107ZM107 127H106V128H107ZM111 127H112V126H111ZM116 127H117V126H116ZM127 127H128V126H127ZM130 127H131V126H130ZM132 127H133V126H132ZM134 127H135V126H134ZM173 127H174V126H173ZM176 127H177V126H176ZM187 127H188V129L190 130L191 127H190V128H189V126H187ZM201 127H202V126H201ZM201 127H200V128H201ZM212 127H213V126H212ZM237 127H240V125L237 126ZM248 127H249V126H248ZM253 127H254V125H253ZM0 128H1V127H0ZM54 128H55V127H54ZM58 128H59V127H58ZM61 128H62V127H61ZM94 128H95V127H94ZM124 128H125V127H124ZM139 128H140V127H139ZM157 128H158V127H157ZM177 128H178V127H177ZM225 128H226V127H225ZM229 128H230V127H229ZM240 128H241V127H240ZM240 128H239V129L236 128V129L239 130L238 132L242 133V132L240 131V130H242V129H240ZM244 128H245V127H244ZM249 128H250V127H249ZM255 128H258V127L255 126ZM261 128H262V127H260V129H261ZM14 129H15V131L18 129V128L16 129V125H15V128H14ZM20 129H21V128H20ZM36 129L38 130V128H36ZM46 129H48V131H50V129H49L48 127H47ZM46 129H44V132H45ZM62 129H63V128H62ZM96 129H97V128H96ZM115 129H116V128H115ZM122 129H123V128H122ZM122 129H121V130H122ZM137 129H138V128H137ZM158 129H159V128H158ZM158 129H157V130H158ZM169 129H170V128H169ZM169 129H168V130H169ZM210 129H211V128H210ZM212 129L214 130L215 128H212ZM222 129H223V128H222ZM226 129H227V128H226ZM232 129H233V128H232ZM232 129H231V130H232ZM250 129H252V128H250ZM260 129H259V130H260ZM262 129H264V128H262ZM262 129H261V130H262ZM4 130H6V129H4ZM24 130H26V129H24ZM72 130H73V129H72ZM127 130H128V129H127ZM182 130H184V129H182ZM195 130H196V129H195ZM253 130H254V129H253ZM20 131H21V130H20ZM27 131H28V130H27ZM48 131H47V132H48ZM58 131H59V129H58ZM62 131H63V130H62ZM67 131H68V129H67ZM96 131H97V130H96ZM117 131H118V128H117ZM124 131H125V130H124ZM152 131H153V130H152ZM173 131H174V129H173ZM178 131H179V130H178ZM180 131H179V132H180ZM185 131H187L186 128H185ZM192 131L194 132V129H193V128H192ZM207 131H208V129H207ZM228 131L230 132V130H228ZM246 131H247V128H246ZM254 131H255V130H254ZM254 131H253V132H254ZM72 132H73V131H72ZM112 132H113V131H112ZM131 132H132V131H131ZM155 132H156V131H155ZM157 132H158V131H157ZM157 132H156V135H157V134L159 135V133H157ZM159 132H160V131H159ZM169 132H170V131H169ZM169 132H167V133H169ZM176 132H177V131H176ZM176 132H175V133H176ZM220 132H221V131H220ZM229 132H228V133H229ZM233 132H234V131H233ZM235 132H236V131H235ZM243 132H244V131H243ZM255 132H256V131H255ZM257 132H258V131H257ZM259 132H260V131H259ZM17 133H18V132H17ZM21 133H22V132H21ZM108 133H109V132H108ZM118 133H119V132H118ZM120 133H121V132H120ZM124 133H125V132H124ZM140 133H141V132H140ZM143 133H144V132H143ZM146 133H147V132H146ZM160 133H161V132H160ZM177 133H178V132H177ZM189 133H190V132H189ZM240 133H239V134H240ZM262 133H263V130H262ZM2 134H3V133H1V135H2ZM26 134H27V133H26ZM47 134H49V133H47ZM62 134H63V133H62ZM66 134H68V133L66 132ZM105 134H106V132H105ZM116 134H117V133H116ZM125 134H126V133H125ZM135 134H136V133H135ZM161 134H162V133H161ZM170 134H172V133H170ZM173 134H174V133H173ZM185 134H186V132H185ZM193 134H194V133H193ZM195 134H196V133H195ZM235 134H236V133H235ZM237 134H238V133H237ZM251 134H253V133H251ZM14 135H16V134H14ZM14 135H13V136H14ZM58 135H59V133H58ZM96 135H97V132H96ZM114 135H115V134H114ZM137 135H138V134H137ZM145 135H146V134H145ZM147 135H148V134H147ZM163 135L166 136V134H163ZM168 135H169V134H168ZM179 135H180V134L178 133V135H177V138H178V139H179ZM181 135H182V134H181ZM181 135H180V136H181ZM216 135L218 136V134H216ZM228 135H230V134H228ZM233 135H234V133H233ZM244 135H245V134H244ZM244 135H241V136L244 137ZM255 135H256V134H255ZM255 135H254V136H255ZM5 136H6V135H5ZM7 136H8V135H7ZM7 136H6V137H7ZM17 136H18V135H17ZM41 136H42V135H41ZM62 136H63V135H62ZM107 136H108V135H107ZM159 136H160V135H159ZM175 136H176V135H175ZM205 136H207V134H205ZM217 136H214V137H217ZM230 136H232V134H231ZM234 136H236V135H234ZM238 136H239V135H238ZM241 136H239L240 139H241ZM250 136H251V135H250ZM250 136H249V137H250ZM261 136H262V135H261ZM29 137H30V136H29ZM95 137H96V136H95ZM105 137H106V136H105ZM109 137H110V136H109ZM118 137H119V136H118ZM126 137H128V136H126ZM130 137H131V136H130ZM136 137L138 138V136H136ZM140 137H141V136H140ZM191 137H192V136H191ZM197 137H199V135H197ZM222 137H223V136H222ZM226 137H228V136H226ZM226 137H223V138H226ZM246 137L248 138V136H246ZM255 137H256V136H255ZM257 137H258V135H257ZM0 138H1V137H0ZM23 138H24V137H23ZM23 138H22V137H16V136H14L13 139L8 138L9 140L7 139V140H8V144H7V145L5 144V142H4V144H1V143H3V142L0 143V146H1V147H0V151H6V150H14V151H15V149H16L17 147L19 148L20 145H22L23 143H26V142H23V141H25ZM26 138H27V137H26ZM31 138H32V135H31ZM31 138H30V139H31ZM131 138H133V137H131ZM144 138H145V137H144ZM144 138H143V140H146V139H144ZM146 138H147V137H146ZM153 138H154V136H153ZM194 138H195V137H193V140H194ZM211 138H212V137H211ZM228 138H229V137H228ZM263 138H264V137H263ZM40 139H41V138H40ZM40 139H37V140H39V141L41 142L42 140H40ZM94 139H95V138H94ZM97 139H98V138H97ZM97 139H96V140H97ZM148 139H149V138H148ZM150 139H151V137H150ZM161 139H162V138H160V140H161ZM175 139H176V138H175ZM184 139L186 140L187 138H185V136H184ZM184 139H183V140H184ZM195 139H196V138H195ZM213 139H214V138H213ZM218 139H220V138H218ZM221 139H222V138H221ZM233 139H235V137H234ZM240 139H238V142H239ZM243 139H244V138H242L241 140H243ZM250 139H251V138H250ZM252 139H254V138H252ZM252 139H251V141H252ZM259 139H260V138H259ZM7 140H5V138L3 139V141H7ZM51 140H53V139H51ZM58 140H59V139H58ZM83 140H85V139H83ZM111 140H112V139H111ZM115 140H116V139H115ZM121 140H124V139H121ZM125 140H126V139H125ZM127 140H129V139L127 138ZM131 140H132V139H131ZM137 140H139V139H137ZM152 140H153V139H152ZM165 140H167V139H165ZM181 140H182V139H181ZM185 140H184V141H185ZM197 140H198V138H197ZM199 140H200V139H199ZM203 140H204V139H203ZM209 140H210V139H209ZM224 140H225V139H224ZM224 140L222 139V140H220L221 142L219 141V142L221 143V145H222V141H224ZM230 140H231V137H230ZM241 140H240V141H241ZM244 140H245V139H244ZM244 140H243V141H244ZM246 140H248V139H246ZM246 140H245V141H246ZM261 140H263V139H261ZM261 140H259V141H261ZM0 141H1V139H0ZM28 141H31V142H32L33 140H32V139L29 140V138H28ZM68 141H70V140H68ZM78 141H79V140H78ZM92 141H93V140H92ZM99 141H100V140H99ZM107 141H108V140H107ZM118 141H119V140H118ZM162 141H163V140H162ZM167 141H168V140H167ZM176 141H177V139H176ZM200 141H201V140H200ZM206 141H207V140H206ZM206 141H205V143H206ZM227 141L229 142V139H228ZM248 141H249V140H248ZM255 141H257V140L255 139ZM47 142H48V141H46V143H47ZM75 142H76V141H75ZM100 142H101V141H100ZM108 142H109V141H108ZM111 142H112V141H111ZM119 142H121V141H119ZM127 142H128V141H127ZM216 142H217V140H216ZM225 142H226V141H225ZM228 142H227V143H228ZM238 142H237V144H238ZM253 142H254V141H253ZM262 142H263V141H262ZM34 143H35V142H34ZM98 143H99V142H98ZM101 143H102V142H101ZM103 143H105V142H103ZM128 143H129V142H128ZM137 143H138V142H137ZM142 143H144V142H142ZM231 143H233V141H232ZM235 143H236V142H235ZM240 143H241V145H242L243 142H239V144H240ZM254 143H256V142H254ZM257 143L259 144V142H257ZM263 143H264V142H263ZM32 144H33V143H32ZM35 144H37V143H35ZM39 144H41V143H39ZM107 144H108V143H107ZM123 144H124V143H123ZM187 144H188V143H187ZM191 144H192V143H191ZM195 144H196V143H195ZM217 144H218V143H217ZM229 144H230V143H229ZM229 144H228V145H229ZM233 144H234V143H233ZM244 144H246L245 146H247V143H244ZM250 144H252V143H250ZM41 145H42V144H41ZM41 145H38L39 148H40ZM93 145H94V144H93ZM104 145H105V144H104ZM157 145H159V144H157ZM170 145H171V144H170ZM225 145H226V143H225ZM235 145H236V144H235ZM253 145H254V144H253ZM253 145H252V146H253ZM260 145H261V144H260ZM260 145H259V146H260ZM36 146H37V145H36ZM164 146H165V145H164ZM168 146H169V145H168ZM189 146H191V145H189ZM232 146H233V145H232ZM242 146H244V145H242ZM245 146H244V147H245ZM248 146H250V145H248ZM248 146H247V147H248ZM252 146H251V147H252ZM255 146H256V145H255ZM20 147H21V146H20ZM112 147H113V146H112ZM122 147H123V146H122ZM161 147H162V146H161ZM170 147H171V146H170ZM185 147H187V146H185ZM185 147H184V148H185ZM192 147H194V146H192ZM192 147H191V148H192ZM260 147H263V146L261 145ZM116 148H117V147H116ZM129 148H130V147H129ZM155 148H156V147H155ZM158 148H159V147H158ZM227 148H228V147H227ZM233 148H234V146H233ZM255 148H256V147H255ZM22 149H23V148L21 147V150H22ZM25 149H27V148H25ZM25 149H24V150H25ZM41 149H42V148H41ZM43 149H44V148H43ZM56 149H57V148H56ZM111 149H112V148H111ZM118 149H119V148H118ZM121 149H122V148H121ZM121 149H120V150H121ZM161 149H162V148H161ZM163 149H164V148H163ZM189 149H190V148H189ZM211 149H212V148H211ZM228 149H230V148H228ZM231 149H232V148H231ZM234 149H235V148H234ZM248 149H249V151H250V148H248ZM248 149H244V150L247 152ZM253 149H254V147H253ZM253 149L251 150V151H252V154H251V155L254 154ZM256 149H258V147H257ZM17 150H18V149H17ZM39 150H40V149H39ZM116 150H117V149H116ZM120 150H119V151H120ZM155 150H156V149H155ZM173 150H174V149H173ZM178 150L181 151L182 149H178ZM196 150H197V149H196ZM199 150H200V149H199ZM238 150H241V149H238ZM27 151H29V150H27ZM33 151H34V150H33ZM57 151H58V150H57ZM103 151H104V150H103ZM111 151H112V150H111ZM121 151H122V150H121ZM124 151H125V150H124ZM124 151H123V152H124ZM126 151H127V149H126ZM129 151H130V150H129ZM129 151H127V153H128ZM164 151H165V149H164ZM171 151H172V149H171ZM184 151H187V150H184ZM197 151H198V150H197ZM200 151H202V150H200ZM231 151H232L231 153H232L233 155L235 154V157H236V155H237L236 153H238V151L235 150L236 153H233V150H231ZM249 151H248V153H249ZM254 151H255V150H254ZM259 151H260V150H259ZM30 152H31V151H30ZM101 152H102V151H101ZM112 152H113V151H112ZM117 152H118V151H117ZM117 152L115 151V153H117ZM123 152H122V153H123ZM139 152H140V151H139ZM159 152H160V151H159ZM161 152H162V150H161ZM167 152H168V151H167ZM167 152H166V153H167ZM169 152H170V151H169ZM169 152H168V153H169ZM193 152H194V149H193ZM209 152H210V151H209ZM209 152H208V153H209ZM240 152H241V151H240ZM255 152H256V151H255ZM24 153H25V152H24ZM28 153H29V152H28ZM31 153H32V152H31ZM33 153H34V152H33ZM105 153H106V151H105ZM105 153H104V154H105ZM113 153H114V152H113ZM115 153H114V156H116L117 159L120 158V157L117 156V155L119 154V152L117 153V155H115ZM122 153H121V154H122ZM156 153H157V152H156ZM162 153H164V152H162ZM187 153H188V152H186V154H187ZM195 153H196V152H195ZM201 153H202V152H201ZM214 153H215V152H214ZM244 153H245V152H244ZM244 153H243V155H244ZM250 153H251V152H250ZM67 154H68V153H67ZM121 154H119V156H121ZM129 154H130V153H129ZM135 154H136V152H135ZM137 154H140V153H137ZM142 154H143V153H142ZM146 154H147V152H146ZM146 154H145V156H146ZM210 154H211V153H210ZM210 154H208V155H210ZM216 154H217V153H216ZM240 154H241V153H240ZM0 155H1V153H0ZM13 155L15 156V154H12L11 156L13 157ZM16 155H17V152H16ZM124 155H125V152H124ZM133 155H134V154H133ZM149 155H151V152H150ZM156 155H157V154H156ZM208 155H207V156H208ZM211 155H212V154H211ZM213 155H214V154H213ZM213 155H212V156H213ZM233 155H232V156H233ZM9 156H10V155H9ZM17 156H20V157H21L22 155L19 153ZM29 156H30V155H29ZM29 156H28V159H29V160H32L31 157H29ZM71 156H72V155H71ZM114 156H113V157H114ZM130 156H131V155H130ZM214 156H215V155H214ZM246 156H247V155H246ZM253 156H254V155H253ZM255 156H256V155H255ZM12 157H9V158L7 157V158H8V162H9V160H11V161L13 160V159H10V158H12ZM26 157H27V155H26ZM107 157H108V156H107ZM122 157H123V156H122ZM125 157H126V156H125ZM131 157H132V156H131ZM133 157H134V156H133ZM147 157H148V156H147ZM155 157H156V156H155ZM160 157H161V156H160ZM162 157H163V156H162ZM171 157H172V156H171ZM200 157H201V156H200ZM250 157H252V156H250ZM5 158H6V156H5ZM16 158H18V157L15 156L14 162L12 161V162L14 163L13 165H14L15 167H17V166H16L17 163L15 162V161H16ZM23 158H24V156H23ZM33 158H34V157H33ZM100 158H101V157H100ZM104 158H105V157H104ZM139 158H140V157H138V159H139ZM166 158H168V157H166ZM166 158H165V159H166ZM179 158H180V157H179ZM201 158H202V157H201ZM210 158H211V157H210ZM215 158H216V157H215ZM231 158H232V157H231ZM253 158H254V157H253ZM256 158H257V157H256ZM260 158H261V156L259 155L258 160L261 161L262 158L264 159L263 156H262L261 159H260ZM20 159H22V157H21ZM115 159H116V158H115ZM124 159H125V158H124ZM130 159H131V158H130ZM155 159H156V158H155ZM168 159H169V158H168ZM181 159H183V158H181ZM213 159H214V157H213ZM2 160H3V159H2ZM18 160H19V158H18ZM101 160H102V159H101ZM146 160H147V159H146ZM151 160H152V159H151ZM188 160H191V159L189 158ZM258 160H257V161H258ZM103 161H104V160H103ZM109 161H110V160H109ZM111 161H112V160H111ZM111 161H110V162H111ZM120 161H121V158H120ZM123 161H124V160H123ZM137 161H138V160H137ZM140 161H142V160L140 159ZM210 161H211V160H210ZM222 161H224V159H223ZM236 161H237V160H236ZM250 161H252V160H250ZM263 161H264V160H263ZM124 162H127V161H124ZM124 162H123V164H124ZM128 162H129V161H128ZM128 162H127V163H128ZM147 162H148V161H147ZM1 163H2V161H1ZM9 163H11V162H9ZM30 163H32V162H29L28 164L30 165ZM99 163H100V162H99ZM133 163H134V161H133ZM159 163H160V162H159ZM159 163H158V164H159ZM181 163H183V162H181ZM185 163H186V162H185ZM185 163H184V164H181V165H185ZM189 163H190V162H189ZM211 163H212V161H211ZM218 163H219V162H218ZM242 163H243V162H242ZM15 164H16V165H15ZM21 164H22V162H21ZM33 164H34V163H33ZM36 164H38V163H36ZM113 164H114V163H113ZM121 164H122V163H121ZM121 164H120V165H121ZM123 164H122V165H123ZM129 164H130V162H129ZM144 164H145V163H144ZM151 164H152V163H151ZM155 164H156V163H155ZM225 164H226V163H225ZM231 164H232V163H231ZM243 164H245V163H243ZM249 164H250V163H249ZM249 164H248V165H249ZM252 164H253V162H252ZM252 164H251V165H252ZM254 164H256V163H254ZM262 164H264V163H262ZM262 164H261V166H262ZM62 165H63V164H62ZM125 165L127 166L126 163H125ZM125 165H123L122 167H124ZM130 165H131V164H130ZM136 165H137V164H136ZM141 165H142V164H141ZM146 165H148V164H146ZM159 165H160V164H159ZM227 165H228V164H227ZM227 165H226V167H227ZM246 165H247V163H246ZM5 166H6V165H5ZM31 166H32V165H31ZM31 166H30V167H31ZM35 166H36V165H35ZM53 166H54V165H53ZM94 166H95V165H94ZM216 166H218V165L216 164ZM231 166H232V165H231ZM8 167H9V165H8ZM95 167H96V166H95ZM127 167H128V166H127ZM179 167H180V166H179ZM184 167H185V166H184ZM184 167H183V168H184ZM229 167H230V166H228V168H229ZM263 167H264V165L262 166V168H263ZM11 168H12V167H11ZM21 168H22V167H21ZM37 168H38V167L36 166V169H37ZM47 168H48V167H47ZM143 168H144V167H143ZM150 168H151V167H150ZM156 168H159V167H156ZM161 168H162V167H161ZM202 168H203V167H202ZM228 168H226V169L224 168V170H225V172L227 171V172L230 174V168H229V171H228ZM236 168H237V167H236ZM239 168H240V167H239ZM244 168H245V167H244ZM15 169H16V168H15ZM31 169H32V168H31ZM33 169H34V168H33ZM36 169H35V170H36ZM39 169H40V168L37 169L38 171L36 170V172H39V173H36V174H40V175H41V178H42L41 180H43V179L47 176V174L43 171V172L46 174V176H45L44 173H43V177H42V174L40 173V172H41V169H40V170H39ZM52 169H53V168H52ZM113 169H114V168H113ZM122 169H123V168H122ZM122 169L120 168V171H121ZM125 169H126V168H125ZM131 169H132V168H131ZM137 169H138V168H137ZM159 169H160V168H159ZM214 169H216V167H215ZM250 169H251V167H249V170H250ZM48 170H49V169H48ZM69 170H70V169H69ZM94 170H95V169H94ZM128 170H129V169H128ZM128 170L126 169L127 173L129 172ZM145 170H148V169L146 168ZM212 170H213V169H212ZM231 170H232V168H231ZM237 170H239V169H237ZM237 170L235 171L236 173L238 172ZM134 171H135V170H134ZM137 171H138V170H137ZM148 171H149V170H148ZM185 171H186V170H185ZM187 171H188V169H187ZM194 171H195V170H194ZM216 171H218V169H216ZM222 171H223V170H222ZM244 171H245V169H244ZM250 171H251V170H250ZM250 171H249V172H250ZM259 171H260V168H259ZM140 172H141V171H140ZM145 172H146V171H145ZM145 172H144V173H145ZM150 172H151V171H150ZM162 172H163V170H162ZM167 172H168V171H167ZM170 172H171V171H170ZM210 172H211V171H210ZM225 172H224L223 174H225ZM242 172H243V170H242ZM245 172H246V173L248 172V168L246 169ZM6 173H7V172H6ZM11 173H12V172H11ZM19 173H20V172H19ZM48 173H49V171H48ZM65 173H66V172H65ZM137 173H138V172H137ZM147 173H148V172H147ZM147 173H146V174H147ZM156 173H157V172H156ZM158 173H159V172H158ZM186 173H188V172H186ZM232 173H233V170H232ZM232 173H231V174H232ZM254 173H255V172H254ZM79 174H82V173H80V171H79ZM128 174H129V173H128ZM130 174H132V173H130ZM134 174H136V173H134ZM208 174H209V173H208ZM210 174H211V173H210ZM223 174H222V172H220V175H221L220 177L225 176V175H223ZM231 174H230V176L233 175V174H232V175H231ZM241 174H242V173H241ZM255 174H257V173H255ZM255 174H254V175H255ZM11 175H12V174H11ZM48 175H49V174H48ZM51 175H52V177H53V174H51ZM94 175H95V174H94ZM137 175H138V174H137ZM137 175H136V176H137ZM212 175H213V176L215 175V174H214V171H213V174H212ZM216 175H218V173H216ZM216 175L214 176L215 179H217V178H216ZM236 175H239V173H237ZM242 175H243V174H242ZM249 175L253 176V174H252L251 172H250ZM260 175H261V174H260ZM18 176H19V175H18ZM18 176H17V177H18ZM21 176H22V175H21ZM24 176H25V175H23L22 178H24ZM26 176H27V175H26ZM26 176H25V178L27 179ZM36 176H37V175H36ZM64 176L67 177L68 175H67V176L64 175ZM79 176H80V175H79ZM99 176H100V175H99ZM129 176H130V175H129ZM131 176H134V175H131ZM138 176H139V175H138ZM147 176H148V175H147ZM162 176H163V175H162ZM165 176H166V175H165ZM190 176H191V175H190ZM209 176H210V175H208V177H209ZM213 176H211V178H212ZM234 176H235V175H234ZM239 176H241V175H239ZM239 176H237V177H239ZM251 176H250V177H251ZM255 176H256V175H255ZM14 177H15V176H14ZM14 177H12V178H14ZM17 177H15V179H17ZM48 177L51 178L50 175H49ZM57 177H58V176H57ZM72 177H73V176H71V179H72ZM81 177H83V176H81ZM81 177H80V178H81ZM191 177H192V176H191ZM220 177H219V178H220ZM232 177H233V176H232ZM241 177H242V176H241ZM243 177L245 178V176H243ZM243 177H242V178H239V179H242V180H243ZM248 177H249V176H248ZM250 177H249V180H250ZM253 177H254V176H253ZM257 177H258V176H257ZM260 177H261V176H260ZM20 178H21V177H20ZM20 178H18V179H20ZM22 178H21V179H22ZM25 178H24V179H25ZM38 178H39V177H38ZM46 178H47V177H46ZM53 178H55V180H57L56 176L53 177ZM67 178H70V177H67ZM94 178H95V177H94ZM158 178H159V176H158ZM192 178H193V177H192ZM230 178H231V177H230ZM262 178H263V177H262ZM30 179H31V178H30ZM74 179H75V177H74ZM155 179H157V178L155 177ZM207 179H208V178H207ZM213 179H214V178H213ZM224 179H225V178H224ZM235 179L237 180L236 177H235L234 179L231 178L232 181L235 180ZM239 179L237 180V182H238V183H241V182H239ZM245 179H247V177H246ZM254 179H255V178H254ZM260 179H261V178H260ZM260 179H259V181H258V184L263 183V182H260V181H261ZM31 180H32V179H31ZM33 180H34V179H33ZM35 180L38 181V179H37L36 177H35ZM39 180H40V179H39ZM41 180H40V182H41ZM44 180H45V179H44ZM44 180H43V183H44V187H45L46 185H45V181H44ZM69 180H70V179H67V181H69ZM217 180H218V179H217ZM220 180H221V178H220ZM225 180H226V179H225ZM225 180H224V181H225ZM236 180L233 181V182H235V184L237 183ZM249 180H248V182H250V181L253 182V181H254V180H252V179H251L250 181H249ZM255 180H256V179H255ZM20 181H22V180H20ZM20 181H19V182H20ZM57 181H58V180H57ZM71 181H72V180H71ZM95 181H96V180H95ZM155 181H156V180H155ZM194 181H195V180H194ZM199 181H200V180H199ZM215 181H216V180H215ZM229 181H230V180H229ZM15 182H16V180H15ZM17 182H18V181H17ZM23 182H24V181H23ZM23 182H22L21 185H24ZM31 182H32V181H31ZM33 182H34V181H33ZM47 182H48V181H47ZM133 182H134V181H133ZM175 182H176V181H175ZM189 182H190V181H189ZM195 182H196V181H195ZM233 182H232V183H233ZM248 182H247V184H248ZM256 182H257V180H256ZM259 182H260V183H259ZM37 183H38V187H39V186H43V185H42L43 183H41V185L39 184V182H37ZM51 183L53 184V182H51ZM57 183H58V182H57ZM131 183H132V182H131ZM138 183L144 185V184H143V181H142L141 183H140V181H138ZM144 183H145V182H144ZM146 183H148V182H146ZM149 183H151L150 180H149ZM149 183H148V184H149ZM159 183L161 184L162 182H159ZM168 183H169V182H168ZM201 183H202V182H201ZM208 183H209V182H208ZM215 183H216V182H215ZM215 183H214L215 187H213V188L211 187V188L214 189V190H215L216 187H218V186H216L217 184H215ZM229 183H231V182H228V183L226 184L227 187L230 185ZM232 183H231V185H232ZM254 183H255V182H254ZM9 184H10V183H9ZM19 184H20V183H18V185H19ZM33 184H34V183H33ZM49 184H50V182H49ZM52 184H51V185H52ZM94 184H95V182H94ZM132 184L134 185V184H136V183H132ZM139 184H138V186L140 187ZM156 184H157V181H156L155 185H156ZM193 184H194V182H193ZM210 184H211V182H210ZM220 184H221V183H220ZM222 184H223V183H222ZM222 184H221V185H222ZM224 184H225V183H224ZM241 184H243V183H241ZM256 184H257V183H256ZM256 184H255V185H256ZM18 185H17V187H18ZM36 185H37V184H36ZM47 185H48V184H47ZM53 185H54V184H53ZM55 185H56V184H55ZM57 185H58V184H57ZM103 185H104V184H103ZM110 185H111V184H110ZM136 185H137V184H136ZM145 185H146V184H145ZM145 185H144V186H145ZM151 185H152V184H151ZM151 185H150V186H151ZM194 185H195V184H194ZM221 185H220V186H221ZM233 185H234V183H233ZM95 186H96V185H95ZM118 186H119V185H118ZM211 186H212V185H211ZM224 186H225V185H224ZM234 186H236V185H234ZM234 186H232V187H234ZM238 186H239V184H238ZM238 186L236 187V190H235V191H238V190H237ZM250 186L253 188V190H256V191H257V189H255V188L253 187L254 184H253V186H252V183H251ZM250 186H249V189H248V190H250L249 193H251V194H250V196H251V195H252V192H251L252 188H251ZM260 186H262V185L260 184ZM260 186H259V187H260ZM17 187H15L16 190L19 189L20 186H19L18 188H17ZM25 187H26V186H25ZM35 187H36V186H35ZM47 187H49V186H46L45 189L48 190ZM53 187H54V186H53ZM59 187H60V185L58 186V188H54V189H56V191H57L58 193H61L60 195H63V196H64V193H62V191H59V190H60ZM71 187H72V186H71ZM139 187H138V189H136V191H141V192H142L141 189H143V187H142L141 189H140ZM155 187H156V186H155ZM240 187H241V186H240ZM247 187H248V186H246V188H247ZM263 187H264V186H263ZM22 188H23V187H22ZM22 188H21V189H22ZM94 188H95V187H94ZM134 188H135V187H134ZM144 188H145V187H144ZM159 188H160V187H159ZM163 188H164V187H163ZM194 188H195V189H192V190H196V189H197L196 186H195ZM222 188H223V187H222ZM222 188H221V189H222ZM224 188H225V187H224ZM7 189H8V187H7ZM21 189H20V191H21ZM24 189H26L25 192L27 191V192H28L27 194L29 195L30 190H29L28 188H24ZM27 189H28V190H27ZM30 189H31V188H30ZM38 189L40 190V191H39V190H38V191H39V193L41 194V191H43V190H42L43 187H42V188L39 187ZM52 189H53V188H52ZM57 189H59V190H57ZM118 189H120V188L118 187ZM139 189H140V190H139ZM156 189H157V187H156ZM229 189H230V188H229ZM232 189H233V188H232ZM240 189H241V188H240ZM10 190H11V189H10ZM22 190H23V189H22ZM31 190H32V189H31ZM95 190H96V189H95ZM116 190H117V189H116ZM143 190H144V189H143ZM149 190H150V188H149ZM197 190H198V189H197ZM199 190H200V188H199ZM201 190H202V189H201ZM209 190H210V189H209ZM227 190H228V189H226V191H227ZM230 190H231V189H230ZM248 190H247V191H248ZM14 191H15V189H14ZM18 191H19V190H17V192H18ZM20 191H19V192H20ZM32 191H33V190H32ZM44 191H46V190H44ZM118 191H119V190H118ZM155 191L157 192V190H155ZM158 191H160V190H158ZM163 191H164V189H163ZM166 191H167V189H166ZM169 191H170V189H169ZM212 191H213V190H212ZM221 191H222V192H219V193H221V195H222V193H223V189H222ZM232 191H234V190H232ZM242 191H243V190H242ZM11 192H12V191H11ZM15 192H16V191H15ZM22 192H23V191H21V193H22ZM25 192H23V193H25ZM46 192H49V196H48L45 192H42L43 195L46 194L48 197H51V196H50V191L48 190V191H46ZM57 192H56V193H57ZM94 192H96V191H94ZM100 192H101V191H100ZM128 192H129V191H128ZM143 192H144V191H143ZM143 192H142V194H143ZM148 192H149V191H148ZM167 192H168V191H167ZM170 192H171V191H170ZM197 192H198V191H197ZM197 192L195 191V194H196ZM203 192H204V190H203ZM213 192H214V191H213ZM215 192H216V190H215ZM227 192H229V191H227ZM260 192H262V191H260ZM23 193H22V194H23ZM39 193H38V194H39ZM53 193H54V192H53ZM96 193H97V192H96ZM111 193H112V192H111ZM119 193H120V191H119ZM131 193H132V191H131ZM135 193H136V192H135ZM150 193H151V192H150ZM152 193H153V192H152ZM158 193H159V192H158ZM158 193H157V194H158ZM209 193H210V192H209ZM211 193H212V192H211ZM229 193H231V192H229ZM235 193H236V192H235ZM238 193H239V192H238ZM245 193H246V191H245ZM245 193H244V194H245ZM0 194H1V193H0ZM30 194H31V196H32V193H30ZM88 194H89V193H88ZM137 194L140 195L139 192H138ZM157 194H155V195H156L155 197H157ZM161 194L163 195L162 192H161ZM212 194H213V193H212ZM240 194L243 195L241 191H240V193H239V195H238L239 197H241ZM253 194H255V193H253ZM1 195H2V194H1ZM1 195H0V196H1ZM14 195H15V194H14ZM20 195H21V194H20ZM25 195H26V194H24V196H25ZM28 195H26V196H28ZM51 195H52V194H51ZM133 195H134V194H133ZM147 195H148V194H147ZM147 195H146V196H147ZM159 195H160V194H159ZM197 195H198V194H197ZM199 195H200V194H199ZM203 195H204V194H203ZM214 195H215V194H214ZM214 195H213V196H214ZM219 195H220V194H219ZM221 195H220V197H223V198L226 197L225 195H222V196H221ZM226 195H227V193H226ZM245 195H246V194H245ZM248 195H249V194H248ZM256 195H257V193H256ZM258 195H259V193H258ZM26 196H25V197H26ZM56 196L59 197V195H57V194H56ZM131 196H132V195H131ZM141 196H142V195H141ZM141 196H140V197L137 196V197H139V198L142 199ZM163 196H164V195H163ZM195 196H196V195H195ZM207 196H209V195H207ZM215 196H216V195H215ZM217 196H218V194H217ZM229 196H230V195H229ZM229 196H227V198L225 199V201H224V200L222 201V204H221V205H223V204L225 205V202L228 203V204H226L225 206H222L223 209H224V207L226 208V206H228V208H229V205H230L231 201L235 200V199H232L230 202H228V201H229V199H228ZM236 196H237V195H236ZM236 196H230V197H236ZM28 197H29V196H28ZM28 197H26V199H28ZM38 197H39V195H38ZM40 197H41V196H40ZM144 197H145V196H144ZM159 197H160V196H159ZM164 197H165V196H164ZM192 197H194V196H192ZM246 197H247V195L245 196V200H247ZM255 197H256V196H255ZM261 197H262V194H261ZM1 198H2V196H1ZM31 198H32V197H31ZM31 198H30V199H31ZM60 198L62 199V197H60ZM131 198H132V197H131ZM149 198H151V197H149ZM202 198H203V197H202ZM215 198H216V197H215ZM215 198L213 197V199H215ZM217 198H218V197H217ZM223 198H220V199L222 200ZM2 199L4 200V198H2ZM26 199H25L24 202H26ZM43 199H44V198H43ZM120 199H121V198H119V200H120ZM141 199H140V200H141ZM143 199H146V197L143 198ZM143 199H142V200H143ZM151 199H152V198H151ZM151 199H150V200H151ZM170 199H172V198H170ZM227 199H228V200H227ZM241 199H242V197H241ZM249 199H252V198H249ZM259 199H260V198H259ZM259 199H258V200H259ZM0 200H1V199H0ZM5 200H6V198H5ZM32 200H33V198H32ZM39 200H40V199H39ZM47 200H48V199H47ZM64 200H65V198H64ZM73 200H74V199H73ZM122 200H123V199H122ZM142 200H141V201H142ZM147 200H148V199H146V201H147ZM156 200H157V199H156ZM156 200H155V201H156ZM160 200H161V198H160ZM200 200L202 201L201 198H200ZM217 200H218V199H217ZM217 200H215V202H216ZM221 200H219V202H220ZM226 200H227V201H226ZM242 200H243V199H242ZM253 200H254V199H253ZM19 201H20V200H19ZM22 201H23V200H22ZM50 201H51V202H50ZM52 201H53V200H49L48 203H50V204H51V203H54V202H52ZM111 201H112V200H111ZM188 201H189V200H188ZM201 201H200V202H201ZM235 201H236V200H235ZM255 201H256V200H255ZM260 201H261V199H260L259 201H256V203H257V202L259 203ZM27 202H30V201H27ZM33 202H34V201H33ZM36 202H37V201H36ZM143 202H144V201H143ZM149 202H150V201H149ZM195 202H197V200H196ZM233 202H234V201H233ZM236 202H237V201H236ZM238 202H239L238 204L241 203L239 200H238ZM244 202H245L244 204H245L246 206H248V207H250L249 205L252 204V203H253L254 205L256 204V203H254V201H253V202H251V201H247V202H248L247 204H249V205L246 204V201H244ZM261 202H263V201H261ZM44 203H45V202H44ZM44 203H43V204H44ZM48 203H46V204H47V205H46L47 207H48ZM97 203H98V202H97ZM111 203L113 204L114 201L111 202ZM116 203H117V202H116ZM116 203H115V204H116ZM120 203H121V202H120ZM139 203H140V202H139ZM141 203H142V202H141ZM141 203H140V204H141ZM156 203H157V201H156ZM161 203H162V202H161ZM167 203H168V202H167ZM170 203H171V202H170ZM197 203H198V202H197ZM206 203H208V202H206ZM258 203H257L256 205H258ZM6 204H7V203H6ZM18 204H19V203H18ZM18 204H17V205H18ZM24 204H26V203H24ZM38 204H40V203H38ZM43 204H42V205H43ZM62 204H64V203H62ZM67 204H68V200H67ZM67 204H66V205H67ZM95 204H96V202H95ZM95 204H94V205H95ZM117 204H118V203H117ZM122 204H123V203H122ZM147 204H148V203H147ZM147 204H146V202H145V206H146ZM238 204H237V205H238ZM241 204H243V203H241ZM244 204H243V205H244ZM26 205H27V204H26ZM32 205H33V204H32ZM44 205H45V204H44ZM44 205H43V207H44ZM51 205H53V204H51ZM136 205H137V204H136ZM150 205H151V203L149 204V206H150ZM170 205H171V204H170ZM216 205H218V204L216 203V204H215V207H216ZM219 205H220V204H219ZM243 205L238 206V207L241 208ZM245 205H244V206H245ZM259 205L261 206L260 208H262V207L264 206V205L262 206L260 203H259ZM39 206L42 208V210L46 211L47 214H49V216H53V215H54V217H55V214H57V213H54V212H53V213H52L53 215H50V213H49V211H48V210H50V209H48V208H50V207L47 208L48 210H45V209H43V207L41 206V204H40ZM39 206H38V207H39ZM54 206H55V205H53V207H51L52 210H54V209H53ZM67 206H68V205H67ZM69 206L72 207L71 210H70V218H71L72 210L74 209V212H75V209H76V208H74V207L71 206V205H69ZM69 206H68V207H69ZM99 206H100V205H99ZM101 206H102V205H101ZM103 206H104V205H103ZM103 206H102V207H103ZM133 206H134V205H133ZM137 206H138V205H137ZM147 206H148V205H147ZM147 206L145 207V209H146V208L148 209ZM201 206H203V204H202ZM244 206H243V207H244ZM22 207H23V206H21V208H19V209H23ZM35 207H36V206H35ZM38 207H37V208H38ZM96 207H97V209H99V208H98V205H97ZM104 207H105V206H104ZM111 207H112V205H111ZM117 207H119V206L117 205L116 208H117ZM186 207L188 208V206H186ZM210 207H211V206H210ZM252 207H253V206H252ZM252 207H251V209H252ZM3 208H4V207H2V209H3ZM13 208H14V207H13ZM24 208H25V207H24ZM26 208H27V207H26ZM28 208H29V207H28ZM28 208H27V209H28ZM30 208H31V207H30ZM32 208H33V207H32ZM41 208H38V210L40 209L38 212H39V217L41 216V218H42V215L40 214V213H41ZM44 208H45V207H44ZM80 208H82V205L80 206ZM84 208L87 209V207H84ZM91 208H92V207H91ZM93 208H94V206H93ZM93 208H92V209H93ZM100 208H101V207H100ZM105 208H108L107 211H110V209H111V208L109 209V207H105ZM105 208H104L103 212H105ZM119 208H120V207H119ZM119 208H118V209H119ZM134 208H135V207H134ZM202 208H204V207H202ZM207 208H208V207H207ZM230 208H231V206H230ZM240 208H239V209L237 208V209L240 210ZM245 208H246V207H245ZM245 208H242V209L244 210ZM35 209H36V208H35ZM113 209H114V208H113ZM132 209H133V208H132ZM135 209L137 210L138 208H135ZM139 209H140V207H139ZM139 209H138V210H139ZM149 209H150V208H149ZM170 209H171V208H170ZM197 209H198V208H197ZM208 209H209V208H208ZM208 209H207V210H208ZM211 209H212V208H211ZM256 209L258 210V206H256ZM5 210H6V209H5ZM82 210H83V208H82ZM82 210H81V211H82ZM99 210H100V209H99ZM99 210H98V212H99ZM101 210H102V208H101ZM116 210H117V209H116ZM120 210H121V211H124V210H122V208H120L119 211H120ZM126 210H127V209H126ZM159 210H160V209H159ZM161 210H162V209H161ZM167 210H168V209H167ZM198 210H199V209H198ZM203 210H204V209H203ZM212 210H213V209H212ZM221 210H222V209H221ZM227 210H228L227 213L231 214L230 212H231L232 210H230V209H227ZM247 210H248V211H247V213H248V212H249V208H248ZM254 210H255V209H254ZM3 211H4V209H3ZM7 211H8V210H7ZM7 211H6V212H7ZM15 211H16V210H15ZM25 211H26V210H24V212H25ZM35 211H36V210H35ZM44 211H43V215H45ZM55 211H56V210H55ZM67 211H69V210L67 209ZM76 211H77V209H76ZM81 211H80V213H82V214L85 213V211H84V212H81ZM92 211H93V210H91V212H92ZM112 211H113V210H112ZM112 211H111V212H112ZM128 211H129V213H132V212H130V210H128ZM128 211H127V214H128ZM141 211H142V209H141L140 211H138V212H140V213L142 214V212H144V211H142V212H141ZM145 211H147V210H145ZM213 211H214V210H213ZM224 211H225V210H224ZM240 211H241V210H240ZM245 211H246V210H244V212H245ZM252 211H253V210H252ZM252 211H251V212H252ZM259 211H260V210H259ZM21 212H22V211H21ZM28 212H29V211H28ZM31 212H32V211H31ZM33 212H34V210H33ZM87 212H88V211H87ZM87 212H86V213H87ZM94 212H95V211H94ZM96 212H97V210H96ZM113 212H115V211H113ZM113 212L111 213L112 215H113ZM117 212H118V211H117ZM117 212H116V213H117ZM124 212H125V211H124ZM136 212H137V211H136ZM138 212H137V213H138ZM149 212H150V211H149ZM149 212H147V213L150 214L151 212H150V213H149ZM154 212H156V211H154ZM159 212H161V211H159ZM159 212H158V213H159ZM186 212H187V211H186ZM196 212H197V211H196ZM196 212H195V213H196ZM206 212H207V211H206ZM238 212H239V211H238ZM261 212H263V211H261ZM16 213H17V212H16ZM25 213H26V212H25ZM36 213H37V211L35 212V215H36ZM86 213H85V214H86ZM101 213H102V212H101ZM106 213H107V212H106ZM106 213H105V214H106ZM109 213H110V212H109ZM119 213L121 214V212H119ZM119 213H117V214H119ZM125 213H126V212H125ZM125 213H124V214H125ZM134 213H135V211H134ZM137 213H136V214H137ZM140 213H139L138 216H142V215L145 216L144 213H143L142 215H141ZM152 213H153V212H152ZM162 213H163V211H162ZM165 213H167V212H164V213H163L164 216H166V217L170 214V213H169L168 215H167V214L165 215ZM173 213H174V212H173ZM201 213L203 214V212H201ZM208 213H209V212H208ZM214 213H215V215L211 214V217H212V218H213V216H216V217L218 216V214H217L218 212L216 213V209H215V212H214ZM239 213H240V212H239ZM245 213H246V212H245ZM245 213L242 212V214H241L242 218H244V219H245V217H246V216H243V215H245ZM258 213H259V212H258ZM263 213H264V212H263ZM2 214H3V213H2ZM32 214H33V213H32ZM37 214H38V213H37ZM60 214H61V213H60ZM77 214H78V213H77ZM82 214H80V215H82ZM93 214H94V213H93ZM95 214H96V213H95ZM95 214H94V216H95ZM99 214H100V213H99ZM159 214H160V213H159ZM190 214H192V213L190 212ZM202 214H201V215H202ZM204 214H205V213H204ZM216 214H217V215H216ZM219 214H220V213H219ZM225 214H226V212H225ZM259 214H260V213H259ZM23 215H24V217H26L25 214H23ZM26 215H27V214H26ZM58 215H59V214H58ZM75 215H76V214H75ZM75 215H74V216H75ZM86 215H87V214H86ZM86 215H85V216H86ZM101 215H102V214H101ZM106 215H107V214H106ZM115 215H116V214H115ZM115 215H113V216L115 217ZM122 215H123V212H122ZM122 215H121V216H122ZM130 215H132V214H130ZM150 215H151V214H150ZM150 215H148L147 218H150V217H149ZM154 215H155V214H154ZM183 215H184V214H183ZM201 215H200V217H201ZM212 215H213V216H212ZM221 215H222V214H221ZM231 215H232V214H231ZM246 215L249 216V213L246 214ZM250 215H251V214H250ZM29 216H30V215H29ZM29 216H27V217H29ZM85 216H84V214H83L82 218H83V217L86 218ZM104 216H105V215H104ZM118 216H120V215H118ZM118 216H117V217H118ZM121 216H120V217H121ZM123 216H124V215H123ZM125 216H126V217H129V214H128V215H125ZM135 216H136V215L134 214V217H135ZM138 216H136L135 218H137ZM143 216L140 217V218L143 219V222H144L146 219L144 220ZM181 216H182V215H181ZM190 216H191V215H190ZM194 216H195V215H193V217H194ZM219 216H220V215H219ZM219 216H218V217H219ZM223 216H224V215H223ZM226 216H228V215H226ZM226 216H225V218L228 220V218H227ZM234 216H235V215H233V217H234ZM251 216H253V215H251ZM259 216H260V215H259ZM9 217H10V216H9ZM9 217H8V218H9ZM22 217H23V216H22ZM46 217H48V215H47ZM56 217H57V215H56ZM67 217H68V216H67ZM67 217H66V219H67ZM78 217H80L79 214H78ZM87 217H89V216H87ZM100 217H101V216H100ZM102 217H103V216H102ZM114 217H113V219H114ZM117 217H116V218H117ZM130 217H131V216H130ZM151 217H152V215H151ZM153 217H155V221H156L157 219H159V216H158V218H157V214H156V216H153ZM153 217L151 218L152 220H153ZM172 217L175 218V217H177V216H175V217L172 216ZM172 217L169 216V218H172ZM193 217H192V218H193ZM204 217H205V216H204ZM216 217H215V218H216ZM221 217H222V216H221ZM253 217H254V216H253ZM262 217H263V215H262ZM262 217H261V218H262ZM0 218H1V217H0ZM16 218H17V217H16ZM19 218H20V217H19ZM30 218H31V217H30ZM34 218L36 219L37 217L35 216ZM34 218H33V219H34ZM43 218L45 219V216H43ZM64 218H65V217H64ZM70 218H68V220H69ZM80 218H81V217H80ZM95 218H96V217H95ZM108 218H109V217H108ZM124 218H125V217H123V218L121 217L122 220H123ZM132 218H133V216H132ZM140 218H139V219H140ZM163 218H165V217H163ZM173 218H172V220H173ZM198 218H199V217H198ZM208 218H209V217H208ZM208 218H207V219H208ZM219 218H220V217H219ZM225 218L223 217V219H225ZM229 218H231V216H230ZM249 218H250V217H249ZM255 218H256V217H255ZM258 218H259V217H258ZM263 218H264V217H263ZM2 219H3V218H2ZM2 219H1V220H2ZM11 219H12V217H11ZM11 219H9V222H8V223L12 222L13 219H12V220H11ZM22 219H23V218H22ZM58 219H59V218H58ZM106 219H107V218H106ZM106 219H105V220H106ZM111 219H112V218H111ZM111 219H110V221L113 220V219H112V220H111ZM117 219H118V218H117ZM126 219L128 220V218H126ZM133 219H134V218H133ZM139 219H137V221H138ZM141 219H140V220H141ZM166 219H167V218H166ZM181 219H182V218H181ZM184 219H186V217H185ZM184 219H183V220H184ZM190 219H191V218H190ZM194 219H196V218H194ZM194 219H193V220H194ZM201 219H202V218H201ZM205 219H206V218H205ZM205 219H204V220H205ZM232 219H233V218H232ZM247 219H248V217H247ZM6 220H7V219H6ZM10 220H11V221H10ZM14 220H15V219H14ZM16 220H19V219L17 218ZM16 220H15V221H16ZM20 220H21V219H20ZM26 220H27V219H25V222H26ZM31 220H32V219H31ZM36 220H37V219H36ZM38 220H39V219H38ZM38 220H37V221H38ZM51 220H52V219H49V221H51ZM59 220H60V219H59ZM74 220H76V219L71 218V220H70L71 223H72V221H74ZM80 220H81V219H80ZM85 220L88 221L89 218H88V219H85ZM85 220H84V221H85ZM91 220H95V219H91ZM103 220H104V219H103ZM129 220H130V219H129ZM135 220H136V219H134V221H135ZM162 220H165V219H162ZM162 220H161V221H162ZM169 220H170V219H169ZM176 220H177V218H176ZM176 220H173V221H176ZM212 220H213L212 222H214V218H213ZM216 220H218V219L216 218ZM221 220H222V218L219 219V222H220ZM227 220H226V221H227ZM253 220H254V219H253ZM2 221H4V220H2ZM27 221H28V220H27ZM41 221L45 224V222H44L45 220L43 221V219H41ZM49 221L47 220V222H46L45 225H44L43 223L40 222V225H41V226H42V224H43V226H47L48 224L50 225V222H49ZM78 221H79V219H78ZM81 221L84 222L83 220H81ZM87 221H86V223H87ZM118 221H120V220L118 219ZM132 221H133V220H132ZM134 221H133V222H134ZM146 221H147V220H146ZM157 221H158V220H157ZM157 221H156V222H157ZM161 221L159 220L158 223L160 224ZM185 221H186L187 223H190L188 220H185ZM185 221H184V222H185ZM195 221H196V220H195ZM197 221H198V220H197ZM201 221H202V220H201ZM207 221H208V220H207ZM207 221H206V222H207ZM223 221H225V220H223ZM228 221H229V220H228ZM232 221H233V220H232ZM234 221H235V220H234ZM234 221H233V222H234ZM236 221H238L239 226L241 225L240 227L243 226V224H244V220H243V223H242L241 220H240L241 223H239V222H240L239 220H236ZM236 221L233 223V227H234ZM245 221H246V220H245ZM259 221H260V220H258V222H259ZM6 222H7V221H6ZM13 222H14V221H13ZM17 222H18V221H17ZM52 222H53V221H52ZM58 222H59V221H58ZM58 222H57V223H58ZM82 222H80V223H81V226H83V225H82ZM101 222H102V221H101ZM101 222H99V223H101ZM114 222H115V220H114ZM116 222H117V221H116ZM124 222H127V221H125V219H124ZM128 222H129V221H128ZM133 222L130 221L129 223H132V224H133ZM138 222H139V221H138ZM141 222H142V221H141ZM149 222H151V221L148 219V223H149ZM153 222H154V221H153ZM153 222H151V223H153ZM156 222H155V223H156ZM170 222H171V221H170ZM177 222H178V220H177ZM177 222H176V223H177ZM186 222H185V223H186ZM203 222H204V221H203ZM203 222H202V224H203ZM209 222H210V221H209ZM209 222H207V223H209ZM212 222H211V223H212ZM217 222H218V221H217ZM217 222H216V223H217ZM221 222H222V221H221ZM251 222H252V221H251ZM251 222H250V220H249L248 223L251 224ZM258 222H256V223H258ZM260 222H261V221H260ZM14 223H15V222H14ZM23 223H24V221H23ZM28 223H30V222H28ZM59 223H60V222H59ZM75 223H76V222H75ZM84 223H85V222H84ZM93 223H95V222H92V224H93ZM102 223H103V222H102ZM105 223H106V222H105ZM108 223H109V222H108ZM108 223H106V225H107ZM111 223H112V222H111ZM119 223H120V222H119ZM121 223H122V221H121ZM121 223H120V224H121ZM167 223H168V222H167ZM178 223H180V221H179ZM181 223H183V221H182ZM181 223H180V224H181ZM185 223H184V224H185ZM196 223H197V222H196ZM204 223H205V222H204ZM223 223L225 224L226 222H223ZM223 223H222V224H223ZM246 223H247V222H245V224H246ZM254 223H255V222H254ZM254 223H252V224H254ZM25 224H26V223H25ZM25 224H24V225H25ZM103 224H104V223H103ZM115 224H116V223H115ZM115 224L113 223V225H115ZM122 224L125 225L124 223H122ZM127 224H128V223H127ZM134 224H136V223H134ZM137 224H138V223H137ZM139 224H140V223H139ZM139 224H138V225H139ZM143 224H146V223L144 222ZM149 224H150V223H149ZM162 224H163V222H162ZM172 224H173V222H172ZM180 224H178V227H180V226H179ZM198 224H199V222H198ZM202 224H201V225H202ZM249 224H248V225H249ZM8 225H10V224H8ZM19 225H20V224H19ZM19 225H18V226H19ZM24 225H23V226H24ZM29 225H30V224H29ZM38 225H39V221H38ZM51 225H52V224H51ZM58 225L60 226V224H58ZM95 225H96V224H95ZM99 225H100V224H99ZM99 225H98V226H99ZM118 225H119V224H118ZM147 225H148V224H147ZM147 225H145V226L148 228V227H150V225H152V224H150V225H148V226H147ZM153 225L156 226L157 223H156V224H153ZM153 225H152V226H153ZM174 225H175V224H174ZM204 225H205V224H204ZM213 225H215V224H213ZM216 225H218V223H217ZM227 225H229V226H227ZM236 225H237V223H236ZM236 225H235V228L237 229V226H236ZM2 226H3V224H2ZM2 226H1V228H2ZM5 226H6V225H5ZM14 226H15V224H14ZM53 226H54V225H53ZM73 226H74V225H73ZM76 226H77V225H76ZM85 226H86V225L84 224V229H85ZM101 226H103V225H101ZM129 226H130V224H129ZM133 226H135V225H133ZM136 226H137V225H136ZM136 226H135V227H136ZM142 226H143V225H142ZM159 226L161 227L162 225L160 224ZM183 226H184V225H183ZM187 226H188V225H186V229L188 228ZM223 226H224V225H223ZM226 226H227V227H230L229 222L226 223ZM239 226H238V227H239ZM249 226H250V225H249ZM255 226H256V225H255ZM255 226H254V229H255ZM15 227H16V226H15ZM93 227H94V225H93ZM93 227H92V228H93ZM104 227H105V226H104ZM104 227H103L101 230H103ZM108 227H109V226H108ZM123 227H124V226H123ZM139 227H140V225H139ZM153 227H154V226H153ZM153 227H152V228H153ZM160 227H159V228H160ZM163 227H164V228H163ZM163 227H161L160 230H161L162 228L165 229V227H167V226H163ZM169 227H170V226H169ZM169 227H168V228H169ZM191 227H192V225H191L188 229H190ZM194 227H196V226L194 225ZM201 227L203 228V226H201ZM213 227H215V226H213ZM221 227H222V226H221ZM244 227H245V226H243L242 228H244ZM250 227H252V225H251ZM3 228H4V227H3ZM11 228H12V227H11ZM17 228H18V227H17ZM22 228H23V227H22ZM28 228H29V227H28ZM77 228H78V230H79V225L77 226ZM77 228H76V229H77ZM96 228H97V227H96ZM98 228H99V227H98ZM100 228H101V227H100ZM111 228H112V227H111ZM116 228H118V227H116ZM130 228H131V227H130ZM150 228H151V227H150ZM150 228H148L149 232H150ZM155 228H158V227H155ZM168 228H167V229H168ZM170 228H171V227H170ZM176 228H177V225H176ZM182 228H183V227H182ZM210 228H211V227H210ZM216 228H217V227H215V229H216ZM259 228H260V227H259ZM263 228H264V227H263ZM8 229H9V228H8ZM8 229H7V230H8ZM33 229H34V228H33ZM43 229H44V228H43ZM46 229H47V228H46ZM53 229H54V228L51 229V227H50V231H51V230L53 231ZM55 229L57 230V228H55ZM55 229H54V230H55ZM94 229H95V227H94ZM94 229H93V230H94ZM105 229H106V228H105ZM114 229H115V228H113V230H114ZM123 229H125V228H123ZM123 229H122V230H123ZM133 229H134V227L130 229V230H131V233H133V234L136 236L138 233H137V234L134 233V232L132 231ZM138 229H139V228H138ZM143 229H144V228H143ZM143 229H141V230H142V232H141L142 234H143ZM171 229H172V228H171ZM191 229H192V228H191ZM194 229H196V228H194ZM197 229H198V228H197ZM203 229H204V228H203ZM213 229H214V228H212V230H213ZM217 229H218V228H217ZM221 229H222V228H221ZM221 229H220V230H221ZM231 229H232V226H231ZM236 229H235V230H236ZM238 229H239V228H238ZM238 229H237V231H238ZM244 229H245V230H244ZM244 229H241L242 231L244 230V231L241 232V233H244V232L246 231V227H245ZM254 229H253V230H254ZM7 230H6V231H7ZM14 230H15V229H14ZM25 230H26V229H25ZM56 230H55V231H56ZM59 230H60V227L58 228L57 231H59ZM86 230H87V229H86ZM93 230H92V231H93ZM107 230H108V228H107ZM110 230H111V229H110ZM141 230H140V231H141ZM145 230H147V229H145ZM151 230H152V229H151ZM153 230L155 231V229H153ZM153 230H152V231H153ZM181 230H183V229H181ZM198 230H199V229H198ZM208 230H209V229H208ZM239 230H240V229H239ZM248 230H250V229L248 228ZM253 230H252V231H253ZM255 230H256V229H255ZM6 231H5V232H6ZM26 231H27V230H26ZM26 231H25V232H26ZM28 231H29V229H28ZM43 231H45V230H43ZM104 231H106V230H104ZM111 231H112V230H111ZM115 231H116V230H115ZM120 231H121V229H120ZM126 231H128V230L126 229ZM136 231H138L137 228H136ZM136 231H135V232H136ZM140 231H139V232H140ZM157 231H158V229H157ZM178 231H179V230H178ZM189 231H190V230H189ZM203 231H204V230H203ZM206 231H207V230H206ZM210 231H211V230H210ZM210 231L208 232V234L210 233ZM215 231H216V230H215ZM227 231H228V230H227ZM256 231H259V229L256 230ZM256 231H255V232H256ZM8 232H9V231H8ZM20 232H23V231H20ZM47 232H49V228L47 229ZM53 232H54V231H53ZM53 232H51V234H50L51 238H52V233H53ZM67 232H68V231H67ZM99 232H100V231H99ZM121 232L124 233L123 231H121ZM160 232H161V231H158V234H159ZM165 232H166V231H165ZM170 232H171V231H170ZM170 232H169V233H170ZM182 232H183V231H182ZM182 232H181V234H183ZM184 232H185V231H184ZM190 232H191V231H190ZM201 232H202V231H201ZM222 232H223V231H222ZM255 232H253V233H255ZM259 232H260V231H259ZM259 232H256V233H259ZM9 233H11V234L13 233L12 229H11V231H10ZM9 233H8V234H9ZM15 233H16V230H15ZM15 233H14V234H15ZM18 233H19V232H18ZM29 233H30V231H29ZM29 233L25 234V236L27 235V238H28V236H30V235H28ZM31 233H32V231H31ZM31 233H30V234H31ZM81 233H82V232H81ZM84 233H86V231H84ZM107 233H108V232H107ZM113 233H114V232H113ZM118 233H119V235H122V234H120V232H118ZM129 233H130V231H129ZM129 233H128V234H129ZM131 233H130V234H131ZM152 233H153V232H152ZM152 233H151V235H152ZM169 233H168V235H169ZM172 233H173V231L171 232V234H172ZM177 233H178V235H181V234H179V232H177ZM188 233H189V232H188ZM198 233H199V231H198ZM218 233H219V232H218ZM223 233H224V232H223ZM223 233H222L221 235H223ZM237 233H238V232H237ZM246 233L248 234V232H246ZM251 233H252V232H251ZM261 233H263V232H261ZM3 234H4V233H3ZM53 234H55V232H54ZM57 234H58V232H57ZM93 234H95V232H94ZM108 234H109V233H108ZM114 234H115V233H114ZM116 234H117V233H116ZM156 234H157V233H156ZM163 234H164V231L161 233V235L164 237ZM171 234H170V235H171ZM173 234H174V233H173ZM184 234H185V233H184ZM190 234H191V233H190ZM204 234H205V232H204ZM206 234H207V233H206ZM206 234H205V236H207ZM214 234H215V233H214ZM247 234H245V235L247 236ZM43 235H44V234H43ZM47 235H49V234H47ZM98 235H99V233H98ZM117 235H118V234H117ZM119 235H118V236H119ZM126 235H127V233H126ZM131 235H132V234H131ZM138 235H140V234H138ZM138 235H137V236H138ZM143 235H144V234H143ZM143 235H141V237H143ZM145 235H146V234H145ZM153 235L155 236V232L153 233ZM153 235H152V237H153ZM186 235H187V233H186ZM186 235H184V237H185ZM191 235H192V234H191ZM211 235H212V232H211ZM211 235H210V236H211ZM215 235H216V234H215ZM250 235H251V234H250ZM250 235H248V236H250ZM256 235H257V234H256ZM256 235L254 234V236H255L254 238H256ZM259 235L261 236V234H259ZM259 235H257V236H259ZM262 235H263V236H262V239H263V238H264V233H263ZM17 236H20V235L17 234ZM32 236H33V235H32ZM32 236H31V237H32ZM94 236H95V235H94ZM99 236H100V235H99ZM107 236H108V235H107ZM113 236H114V235H113ZM132 236H133V235H132ZM137 236H136V238H137ZM157 236H158V235H156V238H157ZM181 236H182V235H181ZM181 236H180V242H181ZM205 236H203V237H205ZM210 236L208 235V238H209ZM233 236H234V235H233ZM236 236H237V235H236ZM242 236H243V235H242ZM246 236H244V237H246ZM251 236H253V235H251ZM251 236H250V237H251ZM12 237H14V235L11 236V238H12ZM20 237H21V236H20ZM53 237L55 238L54 235H53ZM100 237H102V236H100ZM100 237H99V238H100ZM104 237H105V236H104ZM119 237H120V236H119ZM119 237H118V238H119ZM125 237H129V238H130L131 236H130V235H127V236H125ZM125 237H124V238H125ZM172 237H173V236H172ZM172 237L170 236V238H172ZM182 237H183V236H182ZM187 237H188V238H191V236H190V237L187 236ZM195 237H196V236H195ZM215 237H216V236H215ZM234 237H235V236H234ZM21 238H22V237H21ZM27 238H26V240H27ZM59 238H60V237H59ZM62 238H63V237H62ZM92 238H93V236H92ZM99 238H97V239H99ZM109 238H112V237H109ZM114 238H115V237H114ZM116 238H117V237H116ZM131 238H132V237H131ZM138 238H140V236H138ZM143 238H144V240H145V237H143ZM150 238H151V237H150ZM154 238H155V237H154ZM154 238H153V239H154ZM158 238H159V237H158ZM197 238H198V237H197ZM210 238H212V237H210ZM213 238H214V237H213ZM222 238H223V237H222ZM230 238L232 239L233 237L230 236ZM247 238H248V237H247ZM258 238H259V237H258ZM260 238H261V237H260ZM260 238H259V239H260ZM0 239H1V238H0ZM5 239H6V238H5ZM5 239H4V240H5ZM24 239H25V238H24ZM33 239H34V237H33ZM52 239H53V238H52ZM56 239H58V235H57ZM94 239H96V238L94 237ZM94 239H93V241H95ZM105 239H106V238H105ZM119 239H120V238H119ZM125 239H126V238H125ZM134 239H135V237H134ZM141 239H142V238H140L139 240L141 241ZM151 239H152V238H151ZM153 239H152V240H153ZM160 239H162V238H160ZM164 239L166 240L165 237H164ZM175 239H176V237H175ZM182 239H183V238H182ZM186 239H187V238H186ZM217 239H218V238H217ZM234 239H235V238H234ZM236 239H238V238L236 237ZM241 239L243 240L244 238H241ZM248 239H250V238H248ZM251 239H252V238H251ZM6 240L8 241V239H6ZM6 240H5V242H6ZM9 240H11V239L9 238ZM16 240H17V239H16ZM18 240H19V238H18ZM18 240H17V242H18ZM22 240H23V239H22ZM107 240H108V239H107ZM107 240H106V241H107ZM116 240H117V239H116ZM121 240H122V239H121ZM129 240H130V239H129ZM154 240H155V239H154ZM162 240H163V239H162ZM162 240H161V242H162ZM168 240H170V239L168 238ZM173 240H174V238H173ZM183 240H184V239H183ZM196 240L198 241V239H196ZM204 240H205V239H204ZM206 240H208V241L210 240V241H211V239H206ZM20 241H21V240H19V242H20ZM23 241H24V240H23ZM44 241H45V240H44ZM44 241H43V242H44ZM82 241H84V240H82ZM82 241H81V242H82ZM93 241H92V242H93ZM108 241H110V240H108ZM130 241H131V240H130ZM130 241H129V242H130ZM150 241H151V240H150ZM170 241H171V242H174V241H172V240H170ZM176 241L178 242V239H177ZM187 241H188V239H187ZM187 241H186V242H187ZM190 241H191V239H190ZM200 241H201V239H200ZM208 241H207L206 243H202V242H204V241H202V242H200V244H201V243H202V244H207ZM216 241H217V240L215 239V242H216ZM245 241H246V240H245ZM261 241H263V240H261ZM15 242H16V241H15ZM17 242H16V243H17ZM24 242H25V241H24ZM26 242H27V241H26ZM33 242H34V241H33ZM61 242H62V241H61ZM96 242H97V241H96ZM98 242H100V241H98ZM101 242H102V240H101ZM118 242H119V241H118ZM122 242H123V241H122ZM136 242H138L137 239H136ZM136 242L133 241V244H134V243L136 244ZM151 242H152V241H151ZM154 242L156 243L157 241H154ZM163 242H164V241H163ZM184 242H185V241H183V245H182V246H185V245H186V243H185V245H184ZM191 242H192V241H191ZM195 242H196V241H194V243H195ZM212 242H213V241H212ZM218 242H219V241H218ZM223 242L225 243V241H223ZM232 242H233V241H231L230 244H231L232 247H234L235 245L233 246V245H232ZM237 242H238V241H237ZM242 242H243V241H242ZM246 242H247V241H246ZM246 242H245V243H246ZM3 243H4V242H3ZM21 243H22V242H21ZM21 243H20V244H21ZM62 243H63V242H62ZM93 243H94V242H93ZM105 243H106V242H105ZM109 243H111V242H109ZM112 243H113V242H112ZM112 243H111V244H112ZM125 243H126V242H125ZM139 243H140V242H139ZM141 243H142V241H141ZM141 243H140V245H141ZM159 243H160V242H159ZM187 243H188V242H187ZM192 243H193V242H192ZM194 243H193V244H194ZM227 243H229V241H228ZM238 243H239V242H238ZM238 243H237V244H238ZM243 243H244V242H243ZM243 243H242V244H243ZM5 244H7V243H5ZM20 244H19V245H20ZM22 244H24V243H22ZM27 244H28V243H26V245H27ZM31 244H32V243H31ZM48 244H49V243H48ZM95 244H96V243H95ZM97 244H98V243H97ZM103 244H104V243H103ZM117 244H119V243H117ZM126 244H127V243H126ZM131 244H132V241H131ZM135 244H134V245H135ZM143 244H144V242H143ZM143 244H142V246L144 247L145 244H144V245H143ZM153 244H154V243H152V245H153ZM162 244H163V243H162ZM162 244H161V245H162ZM173 244H175V243H173ZM179 244H182V243H179ZM197 244H198V243H197ZM202 244H201V246H203ZM215 244H217V243H215ZM215 244H214V245H215ZM220 244H221V243H220ZM233 244H234V243H233ZM235 244H236V242H235ZM240 244H241V243H240ZM242 244H241V245H237V247H241V246L244 245V244H243V245H242ZM247 244H250V243H246V245H247ZM259 244H260V243H259ZM17 245H18V243H17ZM104 245H105V244H104ZM104 245H103V246H104ZM107 245H108V243H107ZM119 245H120V244H119ZM121 245H122V244H121ZM127 245H128V244H127ZM134 245H133V246H134ZM146 245H147V247L149 248L148 244H146ZM158 245H159V244H158ZM166 245H167V243H166ZM166 245H165V247H166ZM194 245H195V244H194ZM209 245H210V242H209ZM228 245H229V244H228ZM256 245H257V244L254 243V246H255V247H256ZM260 245H262V244H260ZM260 245H259V246H260ZM3 246H4V245H3ZM22 246H23V245H22ZM24 246H25V245H24ZM29 246H30V245H29ZM49 246H50V249L47 248V249H48V250L46 251L47 253H48V252L50 253V251L52 250L51 245H49ZM49 246H48V247H49ZM92 246H93V245H92ZM94 246H95V245H94ZM96 246H97V245H96ZM96 246H95V247H96ZM98 246H99V245H98ZM113 246H114V245H113ZM128 246H129V245H128ZM137 246H138V244H137ZM137 246H135V247H137ZM153 246H155V245H153ZM156 246H157V245H156ZM156 246H155V248H156ZM163 246H164V244H163ZM168 246H171V245H170V242H169V245H168ZM168 246H167V247H168ZM172 246H173V245H172ZM178 246H181V245H177V247H178ZM188 246H191V243H189ZM192 246H193V245H192ZM195 246H196V245H195ZM198 246H199V245H198ZM229 246H230V245H229ZM244 246H245V245H244ZM247 246H248V247H247ZM247 246H245V247H247V249H248V248H249V245H247ZM263 246H264V244H263ZM6 247H7V246H6ZM15 247H17V246H15ZM33 247H34V246H33ZM87 247H88V246H86V247L84 248V252H87V253H86L87 255H86V254H85L86 256L84 255L85 257H87V256H88V253H90V252H88L87 250H85ZM95 247H93V248H95ZM101 247H102V246H101ZM111 247H112V245H111ZM121 247H122V246H121ZM145 247H146V246H145ZM147 247H146V249H147ZM174 247H175V246H174ZM174 247H173V248H174ZM177 247H176V248H177ZM196 247H197V246H196ZM207 247H208V246H207ZM210 247H211V245L208 247V249H209ZM213 247H214V246H213ZM215 247H216V246H215ZM219 247H221V246H219ZM250 247H251V246H250ZM255 247H254V248H255ZM257 247H258V246H257ZM8 248H9V247H8ZM8 248H7V249H8ZM13 248H14V247H13ZM98 248H99V247H98ZM98 248H97V249H98ZM112 248H113V247H112ZM115 248H117V246H116ZM118 248H119V247H118ZM126 248H127V247H126ZM155 248H154V250H155ZM159 248H162V247L160 246ZM159 248H156V249H158V251H162V250H160ZM169 248H170V247H169ZM169 248H168V249H169ZM176 248H175V249H176ZM186 248H187V247H186ZM199 248H200V247H199ZM221 248H222V247H221ZM25 249H26V248H25ZM27 249H28V248H27ZM32 249H33V248H32ZM54 249H55V250H52L53 253L56 252L58 248H57V249L54 248ZM95 249H96V248H95ZM119 249H120V248H119ZM121 249L123 250V247H122ZM129 249H130V248H129ZM138 249H140V251H141V249H143V248H142V247H141V248L139 247ZM149 249H150V248H149ZM149 249H148V250H149ZM162 249H163V248H162ZM183 249H185V248H183ZM191 249H192V247H191ZM194 249H195V248H194ZM197 249H198V247L196 248V250H197ZM202 249H203V247H202L200 250H202ZM204 249H205V246H204ZM214 249H218V248H214ZM214 249H213V250H214ZM222 249H223V248H222ZM227 249H228V248H227ZM231 249H232V248H230V250H231ZM238 249H239V248H238ZM243 249H244V247H242L241 251H242ZM247 249H246V250H247ZM259 249H260V248H259ZM262 249H264V248H262ZM262 249H261V250H262ZM0 250H1V248H0ZM16 250H17V249H16ZM19 250H20V249H19ZM21 250H22V251L20 252V254L23 252L24 249H21ZM58 250L60 251V248H59ZM104 250H105V248H104ZM104 250H103V253H105ZM109 250H110V249H109ZM117 250H118V249H117ZM124 250H125V249H124ZM130 250H132V252L134 251V249H130ZM152 250H153V249H152ZM170 250H171V252H170L169 255L172 256V255H171V253H172V247H171ZM173 250H174V249H173ZM176 250H177V252H178L179 249L177 248ZM196 250H195V251H196ZM219 250H221V249H219ZM230 250H229V252L232 253V250H231V251H230ZM236 250H237V249H236ZM249 250H252V249L249 248ZM254 250H256V249H254ZM261 250H259V251H261ZM7 251H8V250H7ZM12 251H13V250L11 249V252H12ZM14 251H15V248H14ZM25 251H26V250H25ZM38 251H39V249H38ZM110 251H111V250H110ZM118 251H120V250H118ZM125 251H126V250H125ZM136 251H137V250H136ZM138 251H139V250H138ZM138 251H137V252H138ZM144 251H145V250H144ZM163 251H164V252H162V253H166V252H167V251H165V248H164ZM168 251H169V250H168ZM181 251H183V250H181ZM181 251H180L178 254L176 253V254L178 255V256H177L178 258H179V255H180ZM185 251L187 252V251H190V250H189V248H188V250H185ZM191 251H192V250H191ZM198 251H199V250H198ZM198 251H197V252H198ZM215 251H216V250H215ZM215 251H213V252H215ZM223 251H224V250H223ZM223 251H222V252H223ZM225 251H226V250H225ZM234 251H235V248H234ZM234 251H233V252H234ZM237 251H238V250H237ZM257 251H258V250H257ZM257 251H256V252H257ZM262 251H263V250H262ZM262 251H261V252H262ZM3 252H4V251H3ZM8 252H9V251H8ZM8 252H7V253H8ZM15 252H16V251H15ZM18 252H19V251H18ZM28 252H30V251H28ZM32 252H34V250H33ZM46 252H45V253H46ZM57 252H58V251H57ZM57 252H56V255H55V256H59V257H60V255H61L60 252H59L58 254H57ZM99 252H100V251H99ZM113 252H114V251H113ZM120 252H121V251H120ZM141 252L143 253V251H141ZM150 252H151V251H150ZM150 252H149V253H150ZM175 252H176V251H175ZM183 252H184V251H183ZM183 252H182V254H183ZM193 252H194V251H193ZM213 252H212V253H213ZM227 252H228V251H227ZM239 252H240V250H239ZM239 252H238V253H239ZM243 252H244V250H243ZM247 252H248V251H247ZM247 252H246V254H247ZM249 252H250V251H249ZM251 252H252V251H251ZM256 252H255V253H254V252L252 253L253 255L255 254L254 257H257L258 255H261L260 252H259V254L256 253ZM9 253H10V252H9ZM12 253H14V252H12ZM16 253H17V252H16ZM24 253H25V252H24ZM37 253H38V252H37ZM49 253L46 254V255L48 256V257H46V259H45V256H46V255L43 253V254L45 255V256L42 255L43 258H44L46 261H48L49 259H54V260H55V258H52L53 256L50 258L51 255L49 256ZM53 253H51V254H53ZM74 253H75V252H74ZM93 253H94V251H93ZM95 253H96V252H95ZM95 253H94V256H95ZM97 253H98V252H97ZM128 253H129V252H128ZM128 253H127V254H128ZM130 253H131V252H130ZM130 253H129V254H130ZM155 253H156V251H155ZM162 253H161V254H162ZM204 253H206V252L204 251ZM209 253H210V252H209ZM216 253H218V252H216ZM223 253H224V252H223ZM234 253H236V255L234 254L235 257L238 256V257H236V258L240 260L241 258L239 257V254H237L236 251H235ZM3 254H4V253H3ZM17 254H18V253H17ZM17 254H16V257H18V255H19V257H18L19 259H20L22 256L25 255V254H24V255H20V254L17 255ZM29 254H30V253H29ZM39 254H41V253L39 252ZM54 254H55V253H54ZM54 254H53V255H54ZM59 254H60V255H59ZM99 254H101V253H99ZM115 254H116V253H115ZM119 254H120V253H119ZM122 254H123V253H122ZM129 254H128V256H130ZM147 254H148V253H147ZM150 254H151V253H150ZM152 254H153V252H152ZM152 254H151V255H152ZM156 254L159 255V252L156 253ZM166 254H167V253H166ZM172 254H173V253H172ZM194 254H195V253H194ZM241 254H242V253H241ZM246 254L244 253V256H246ZM256 254H257V255H256ZM263 254H264V252H263ZM5 255H6V254H5ZM5 255H4V256H5ZM7 255H8V254H7ZM90 255H91V254H90ZM90 255H89V257H90ZM96 255H98V254H96ZM105 255H106V254H105ZM109 255L112 257V255H114V254L112 253V255H111V254H109ZM117 255H118V253H117ZM120 255H121V254H120ZM123 255H124V254H123ZM123 255H122V256H123ZM131 255L135 256L134 254H131ZM140 255H141V254H140ZM151 255H150V256H151ZM187 255H188V254H187ZM196 255H198V253H196ZM203 255H204V254H203ZM203 255H202V257H203ZM212 255H213V254H212ZM223 255H225V254H223ZM234 255H233V256H234ZM10 256H11V254H10ZM10 256H7V257H9V259H10ZM25 256H26V255H25ZM81 256H82V254H81ZM94 256H93V258H94ZM98 256L100 257V255H98ZM101 256L103 257L102 254H101ZM114 256H115V255H114ZM128 256L126 257L127 259L130 258V257L128 258ZM150 256H149V257H150ZM156 256H157V255H156ZM156 256H155V257H156ZM163 256H165V258H166V255L163 254ZM167 256H168V254H167ZM175 256H176V255H175ZM181 256H183V255H181ZM193 256H194V255H193ZM193 256H192V257H193ZM206 256H207V255H206ZM213 256L216 257V256H218V255L215 254V255H213ZM213 256H212V257H213ZM227 256H228V255H227ZM227 256H226V257H227ZM233 256H232L231 259H233ZM244 256H243V257H244ZM249 256H250V255H249ZM263 256H264V255H263ZM263 256H262V257H263ZM2 257H3V256H2ZM11 257H12V256H11ZM29 257H30V256H29ZM63 257H64V255H62V256L60 257V260L62 259V260H64V261L66 262V260L63 259ZM102 257H101V258H102ZM105 257H106V256H105ZM136 257H137V255H136ZM138 257H139V256H138ZM141 257H142V255H141ZM151 257H152L151 259H153L154 256H151ZM172 257H173V256H172ZM172 257H171V258H172ZM204 257H205V256H204ZM210 257H211V256H210ZM215 257H214V258H215ZM219 257H220V256H219ZM222 257H223V256H222ZM226 257H225V258H226ZM230 257H231V256H230ZM230 257H229V258H230ZM254 257L251 255V257H249V259L252 260V258H254ZM259 257H260V256H259ZM0 258H1V257H0ZM12 258H13V257H12ZM14 258H15V256H14ZM14 258H13V259H14ZM18 258H17V259H18ZM24 258H25V257H24ZM24 258L22 257L21 260H22V259L24 260ZM40 258H41V257H40ZM81 258H82V257H81ZM95 258H96V256H95ZM95 258H94V259H95ZM101 258H100V259H101ZM107 258H108V257H107ZM107 258H106V259H107ZM115 258L117 259L116 256H115ZM119 258H120V257H119ZM134 258H135V257H134ZM139 258H140V257H139ZM139 258H137V259H139ZM156 258H158V256H157ZM156 258H154V259H156ZM159 258H160V257H159ZM159 258H158V259H159ZM161 258L163 259L162 255H161ZM165 258H164V259H165ZM171 258H170V259H171ZM173 258H174V257H173ZM178 258H177V259H178ZM184 258L189 259V258H191V257H190V256H189V257H185V256H183V259H184ZM208 258H209V256H208ZM216 258H217V257H216ZM257 258H258V257H257ZM260 258H261V257H260ZM5 259H6V257H5ZM19 259H18V260H19ZM28 259H29V261H30V258H28ZM33 259H34V258H33ZM44 259H43V262H46ZM56 259H57V258H56ZM58 259H59V258H58ZM82 259H84V258H82ZM82 259H81V261H82ZM103 259H104V258H103ZM108 259H109V258H108ZM121 259H123V258H121ZM121 259H120V260H121ZM127 259H126V260H127ZM142 259H143V257H142ZM145 259H149V258L146 256ZM166 259H168V258H166ZM183 259L180 257V260H177V261L180 262V261L183 260ZM191 259H192V258H191ZM198 259H199V258H198ZM206 259H207V258H206ZM206 259H204V260H206ZM211 259H213V258H211ZM231 259H230V260H231ZM263 259H264V258H263ZM15 260H16V259H15ZM62 260H61V262H62ZM84 260H85V259H84ZM90 260H91V258H90ZM92 260H93V259H92ZM101 260H102V259H101ZM123 260H125V259H123ZM123 260H122V261H123ZM132 260H135V259H132ZM160 260H161V259H160ZM175 260H176V259H175ZM175 260H174V261H175ZM193 260H194V259H193ZM208 260H209V259H208ZM215 260H218V259H215ZM215 260H214V262H215ZM228 260H229V259H228ZM233 260H235V258H234ZM239 260H237V261L239 262ZM242 260H246V262H247V259H242ZM254 260H255V259H254ZM259 260H260V259H259ZM2 261H3V260H2ZM16 261H17V260H16ZM49 261H50V260H49ZM52 261H53V260H52ZM68 261H69V260H68ZM87 261H88V260H87ZM87 261H84L85 264L87 263ZM98 261H99V259H98ZM111 261H113V260H111ZM114 261H115V260H114ZM117 261H118V260H117ZM117 261H116V263H117ZM122 261L119 262V263H123ZM130 261H131V260H130ZM130 261H129V262H130ZM145 261H146V260H145ZM165 261H167V260H165ZM165 261H163V263H164ZM172 261H173V260H171V263H172ZM174 261H173V263H174ZM183 261H187V260L184 259ZM190 261H192V260H190ZM190 261H189V262H190ZM195 261H197V259H196ZM199 261H200V260H199ZM231 261H232V260H231ZM235 261H236V260H235ZM6 262H7V261H6ZM18 262H19V261H18ZM20 262H21V261H20ZM24 262H26V259H25ZM54 262H55V261H54ZM54 262H53V263H49V264H54ZM56 262H58V260H57ZM72 262H73V261H72ZM93 262H94V261H93ZM95 262H96V261H95ZM101 262H102V261H101ZM105 262H106V260H105ZM108 262H109V261H108ZM126 262H127V261H126ZM126 262H125V263H126ZM131 262H132V261H131ZM131 262H130V263H131ZM135 262H136V261H135ZM139 262H141V259L139 260ZM147 262H148V261H147ZM150 262H152V261H150ZM168 262H169V260H168ZM168 262H167V264H168ZM192 262H193V261H192ZM202 262H203V260H202ZM206 262H207V261H206ZM210 262H211V261H210ZM212 262H213V261H212ZM214 262H213V264H214ZM216 262H218V261H216ZM216 262H215V263H216ZM220 262H221V261H220ZM222 262L224 263V262H227V261H224V258H223V259H222ZM246 262H244V264H245ZM252 262H253V261H252ZM257 262L260 263V261H258V260H257ZM257 262H256V264H257ZM261 262L264 263V260H262ZM21 263H22V262H21ZM21 263H20V264H21ZM29 263H30V262H29ZM31 263H32V262H31ZM89 263H90V262H89ZM89 263H88V264H89ZM119 263H117V264H119ZM130 263H129V264H130ZM133 263H134V261H133ZM154 263L157 264L156 261H155ZM154 263H153V264H154ZM159 263H160V261H158V264H159ZM173 263H172V264H173ZM176 263H177V262H176ZM176 263H175V264H176ZM180 263H181V262H180ZM183 263H184V262H183ZM185 263H188V262H185ZM203 263H204V262H203ZM203 263H202V264H203ZM227 263H228V262H227ZM229 263H231V262L229 261ZM250 263H251V261H249V264H250ZM259 263H258V264H259ZM3 264H4V262H3ZM9 264H11V263H9ZM16 264H17V262H16ZM22 264H24V263H22ZM25 264H26V263H25ZM42 264H44V263H42ZM46 264H48V262H47ZM62 264H63V263H62ZM94 264H95V263H94ZM96 264H97V263H96ZM105 264H109V263L106 262ZM110 264H111V263H110ZM123 264H124V263H123ZM127 264H128V263H127ZM134 264H135V263H134ZM136 264H137V263H136ZM141 264H142V263H141ZM143 264H144V263H143ZM145 264H146V263H145ZM165 264H166V262H165ZM169 264H170V263H169ZM191 264H192V263H191ZM196 264H197V263H196ZM204 264H205V263H204ZM211 264H212V263H211ZM216 264H218V263H216ZM219 264H220V263H219ZM233 264H234V263H233ZM235 264H236V263H235ZM238 264H240V262H239ZM242 264H243V262H242ZM254 264H255V263H254Z\"/></svg>",
    "mask_w": 264,
    "mask_h": 264
},
{
    "label": "rangeland",
    "instance_id": "3",
    "mask_svg": "<svg viewBox=\"0 0 264 264\" xmlns=\"http://www.w3.org/2000/svg\"><path fill=\"white\" fill-rule=\"evenodd\" d=\"M210 70V69H209ZM207 71H208V69H207ZM210 72V71H209ZM209 72H207V90L208 91H210L211 90V92L214 90V89H217V88H214V87H210V85L208 84V74H209ZM14 75V77L16 76L15 74H13ZM13 84H15V82H13ZM8 86V85H7ZM5 88H6V86H4ZM210 87V88H209ZM211 88H214V89H211ZM216 90H214V92H215ZM207 92V91H206ZM211 92H209V94L211 93ZM214 92H213V94H214ZM218 92H219V90L217 89V91H216V95H215V99H216V97H218ZM213 94H211V95H213ZM210 95V96H211ZM209 96H207V98H208ZM213 97V96H212ZM211 97V98H212ZM214 98H212V99H209L210 100V103H209V101L207 102L206 101V111H207V115H206V122H207V126H206V132H205V134H207V136H205V141H206V145H207V147L210 145V144H214V143H219V141L220 140H226V139H229L228 137H226V135L225 134H223L222 132H220V129L219 128H217L216 127V122H218L219 121V118H220V112H221V109L220 108H222V106H221V101L217 98L216 100L214 99ZM211 100H214V103L211 105ZM216 101V102H215ZM219 103V104H218ZM210 104V105H209ZM212 106V107H211ZM216 107V108H215ZM17 108H15L13 111H15V112H17V110H16ZM213 109H214V111H213ZM215 109H216V111H215ZM214 113H213V112ZM218 111V112H217ZM217 112V113H216ZM209 113V114H208ZM212 116V117H211ZM211 117V118H210ZM211 119V122H212V124H211V122H208V119ZM215 118V119H214ZM210 119H209V121H210ZM216 120V121H215ZM19 121V120H18ZM20 122V121H19ZM0 124H1V121H0ZM20 124V123H19ZM16 125V127L17 126H19V128H20V125ZM209 125V126H208ZM213 126V127H212ZM13 128H15V126H13ZM211 128V129H210ZM212 128H215L214 130L212 129ZM207 129H208V131H207ZM216 134H218V136L216 135ZM214 136H217V137H214ZM226 137V138H223V137ZM13 137L14 136H12V138L11 139H13ZM212 137V138H211ZM214 138V139H213ZM218 138H220V139H218ZM222 138V139H221ZM1 139V141H3V139L4 138H0ZM8 138H5V140H7ZM210 139V140H209ZM9 140V139H8ZM7 140V141H8ZM25 141H23V142H26V143H31V141H28V140H26V139H24ZM31 140V139H30ZM33 141H35V139H32ZM216 140H217V142H216ZM32 141V142H33ZM221 142V141H220ZM21 147H22V145H20ZM19 146V148L18 149H21V147ZM23 148V147H22Z\"/></svg>",
    "mask_w": 264,
    "mask_h": 264
},
{
    "label": "built area",
    "instance_id": "4",
    "mask_svg": "<svg viewBox=\"0 0 264 264\" xmlns=\"http://www.w3.org/2000/svg\"><path fill=\"white\" fill-rule=\"evenodd\" d=\"M29 146V143H23L22 144V147L23 148H28ZM210 146L213 148L214 144H210ZM94 151H95V148L92 144H86L84 147H83V153L85 156H88L90 157L91 155L94 154Z\"/></svg>",
    "mask_w": 264,
    "mask_h": 264
}]
</instances>
